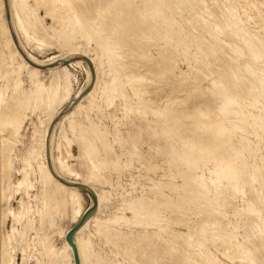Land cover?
Listing matches in <instances>:
<instances>
[{
	"label": "rangeland",
	"instance_id": "rangeland-1",
	"mask_svg": "<svg viewBox=\"0 0 264 264\" xmlns=\"http://www.w3.org/2000/svg\"><path fill=\"white\" fill-rule=\"evenodd\" d=\"M69 1H70V3H69ZM74 1V2H73ZM83 1V0H82ZM82 1H80L79 0V2H78V0H27L26 2L24 1H22V0H20V1H18V2H20L19 3V11L21 10V14H22V21H23V26H22V28L20 27V26H18L17 25V21L15 20V18L13 17V15L11 14V24H10V22H9V19H8V14H7V10H6V5H5V0H0V61L1 60H3V61H1V63H0V65L2 64V66H0V73L2 74V75H0V92H2L1 94H0V98H2V100H4V101H2L1 99V102L2 103H0V160L2 161L3 160V162H1L0 161V264H41L42 263V260H43V264H64L65 262H66V260L64 261L62 258H58V257H53V260L52 261H50L51 259H52V256H49L50 255V250H55V251H61L62 250V248L65 246V241H67V235L69 234V232L74 228V226H76V224H78L79 223V221L83 218V216L87 213V211L93 206V202H92V199H91V197L88 195V194H85V193H82L81 192V201L79 202L80 203V206H79V204H78V207H77V210L76 211H78V216H80V218L74 223L73 222V220H72V216H73V214H72V211H73V207L71 206V205H68L67 206V208H66V210H67V212L66 211H64V212H66V213H64V215H58V214H56L55 216H54V222H55V225H53V223L54 222H49V221H47L44 217H43V213H42V209H43V202L45 201L44 199H45V196H47V194L45 193L46 191H45V187L47 186V183L45 184L44 183V179H43V177H45V171H50L51 172V170H50V168H49V162H48V150L50 151V155H51V160H52V163H53V165H54V167H55V170L57 171V168H56V166L58 167V168H60L59 166L61 165V164H63L64 166H66L67 167V169H69L70 171H72V172H74V173H77L79 176H80V178H85V179H88L89 177L88 176H90L91 174H93V171H94V174H95V177L94 178H99L100 176H101V180H100V178L99 179H97V180H95V179H93V180H91L89 183L90 184H92L93 186H94V188H95V190L96 191H98L99 193H101V195H103V193H105L103 196H104V201H105V203H104V206L101 208V210L98 212V209L99 208H96V212H94L93 213V217L92 218H90L89 220H91V219H93L96 215H97V218H98V220L100 221V222H104V225L103 226H100L98 229L95 227L96 225H94V223L92 222L91 224H90V226H89V228H88V230L86 231V237L88 238V239H90V245H89V247L91 248H89L90 250V255H91V259H92V262H93V264H98V263H100L99 261H101V264H150V263H152L150 260H154V256H155V259H158L155 263H157L158 264V262L160 261V263H164V264H198L199 263V261H200V264H206L207 262V264H255V263H253L255 260H256V258H257V261H255L256 262V264H263L264 263V250H263V238H264V219L262 218V217H264V201H262L263 199H264V195H262V194H264V192L261 194V189H263L262 191H264V185H263V181H264V177H263V175H264V168H263V171H262V167H264V138H263V136H264V134L262 135V133H264V128H261L260 127V125L261 124H263V122H264V111L262 112V111H260L259 109H261V108H263L264 106H262V105H264V104H262V103H264L263 101V99H264V80H262V79H264V58H261V57H264L263 55V50L261 49V47H259V46H261V43H260V41L262 42V40H264V29L262 30L261 28H264L263 26L264 25H262V24H264V6H262V5H264L263 3V1L264 0H249L250 1V4L249 3H247L248 2V0H239V3H238V1L237 0H232V1H234V2H232L231 0H220V1H222L221 3L219 2V0L217 1V0H206V1H203V0H199V3L197 4L196 2H197V0H196V2H194V3H196V4H194L193 3V1H191V0H188V1H191L192 2V4H191V2L189 3L188 1H186V0H179V2L181 3H178V5H177V2H176V0H165V2H162V0H159L160 2H158V0H156V1H154V0H152V3H150L151 2V0H146L147 2L149 1V3H150V5H149V3H147V2H145V0H135V1H133L132 2V0H113L112 1V3L115 1V6L117 7V8H119L120 9V7H121V9L119 10V9H117V8H115V7H113L112 5V3H111V1L110 0H85V2H83L82 3ZM92 1V2H91ZM94 1V2H93ZM127 1H128V3H127ZM154 1V2H153ZM164 1V0H163ZM169 1V2H168ZM171 1H173V2H171ZM187 2V3H189V4H191V5H187L186 3H183V2ZM195 1V0H194ZM203 1V2H202ZM212 1V2H211ZM224 1V2H223ZM227 1V2H226ZM247 1V2H246ZM9 2H10V0H9ZM23 2V4H24V6H23V4L21 5V3ZM57 2V3H56ZM68 2V3H67ZM103 2L105 3V4H107L108 2L110 3V5H109V3H108V5L107 6H110V9L107 11V9H108V7L106 6L105 7V4L104 5H102L103 4ZM174 2H176V3H174ZM210 2V4L212 5L211 7H210V4H207L206 5V3H209ZM217 2H219V3H217ZM236 2V3H235ZM259 2V3H258ZM60 3V4H59ZM74 3H76V4H74ZM82 5H81V4ZM94 5H93V4ZM102 3V4H101ZM116 3H118L119 5V7L116 5ZM123 3V4H122ZM139 3V4H138ZM143 3H144V5H143ZM146 3V4H145ZM155 3H158V4H160V3H164L163 4V7H162V9L160 10L161 11V13H156V15H159V17L158 16H156L155 15V17H153V18H148L149 16H150V10L147 8V6L149 5V6H151V4H155ZM168 3H172L171 5L170 4H168ZM174 3V4H173ZM214 3V4H213ZM230 3V4H229ZM244 3H246V5H247V8H246V5L244 4ZM54 4H55V6H54ZM59 4V5H58ZM96 4V5H95ZM112 4V5H111ZM143 6H142V5ZM183 4H185L184 5V8L182 7L183 6ZM199 4H204V5H201L202 7H200V5ZM217 5L218 6V8L220 9V8H223V9H220L221 10V12L219 13V11H218V9H216L215 10V8L217 7V6H215L214 7V5ZM225 4V5H224ZM228 4V5H227ZM235 4V5H234ZM237 4H239V5H237ZM261 4V5H260ZM10 5V4H9ZM68 5H70V6H68ZM72 5V6H71ZM81 5V7H79ZM128 5V6H127ZM134 5V6H133ZM147 5V6H146ZM165 5V6H164ZM176 5V6H175ZM196 5V6H195ZM197 5H198V7H197ZM219 5L221 6L222 5V7H219ZM232 5V6H231ZM244 5H245V7H244ZM249 5V6H248ZM101 6V7H100ZM172 6V8H171V10L170 9H168V8H170ZM192 6V7H191ZM195 6V7H194ZM206 6H207V8H206ZM227 6H228V8H227ZM229 6H231V7H229ZM238 7V8H236V7ZM252 6V7H251ZM21 7H22V9H21ZM72 7H73V9H72ZM75 7V8H74ZM111 7H113V8H111ZM125 7V8H124ZM143 7H145L144 9H146V10H143ZM165 7V8H164ZM167 7V8H166ZM176 7V8H175ZM209 7V8H208ZM213 7V8H212ZM226 7V8H225ZM240 7L242 8H244V14H245V16H244V14H243V10H241L240 9ZM255 7V8H254ZM67 8V9H66ZM81 8V9H80ZM93 8V9H92ZM106 9V10H103L102 12H103V14L105 15V16H108V17H105L103 14H102V12H101V10H100V12H99V9ZM124 8V9H123ZM137 8V9H136ZM139 8V9H138ZM181 8H183L182 10H179V9H181ZM186 8H188V9H186ZM191 8H192V10H191ZM195 8H197V10L195 9ZM202 11L203 9V11L205 12V13H208V15L207 14H205V13H203V11L201 12V11H198L199 9ZM206 8V9H205ZM234 8H236V9H234ZM242 8V9H243ZM250 8H251V10H253V11H251L250 10ZM253 8V9H252ZM53 9V10H52ZM76 11H75V10ZM90 9H92L91 11H93L92 12V14H91V12L89 11ZM95 9V10H94ZM96 9L98 10L97 12L101 15H103L101 18H100V15L97 13V12H95L94 13V11H96ZM115 9V10H114ZM150 9H151V7H150ZM172 9H174V11L172 10ZM178 9V10H177ZM225 9H228V11L227 10H225ZM232 9H234V11L232 10ZM237 9H239V10H237ZM245 9H247V10H245ZM68 10V11H67ZM72 10V11H71ZM81 10H82V12H81ZM114 10V11H113ZM124 10V11H123ZM130 10V11H129ZM164 10H166V11H164ZM170 10V11H169ZM175 10H177V12H175ZM185 10L187 11V14L190 12L189 10H191L192 12H190L191 13V15L190 16H186L187 14H186V12H185ZM209 10H210V14H209ZM212 10V11H211ZM235 10H237V11H235ZM240 10H241V12H240ZM249 10V13L247 12ZM11 11V10H10ZM48 11V12H47ZM52 11V12H51ZM84 11V12H83ZM90 12V14H85V13H87V12ZM118 13H117V12ZM159 11V12H160ZM174 13H173V12ZM178 11L181 13V15H184V19L183 18H180L181 17V15L178 13ZM182 11V12H181ZM194 11H196V13L194 12ZM208 11V12H207ZM218 11V12H217ZM257 11V12H256ZM50 12V13H49ZM69 12H71L72 13V15H73V13L74 14H76L75 16V18H80L79 20H80V22H79V20L78 19H75V20H78V21H76L81 27L79 28H77L78 30H82V32H83V34H82V32H81V30H80V32H77V29L75 30L76 31V34L74 33V36H75V40H72V39H70L71 38V32H70V29L69 28H71V24H72V22L74 21L73 19H74V16H72L71 15V13H69ZM108 12V13H107ZM111 12V13H110ZM127 12H129V13H127ZM142 12V13H141ZM149 14H148V13ZM162 12H164V13H162ZM185 12V13H184ZM199 12V13H198ZM216 12V13H215ZM223 12H224V14H223ZM227 12H228V17L230 18H228L227 16H225V15H227ZM232 12V13H231ZM236 12V13H235ZM237 12H239L240 13V15H243V16H240L239 15V13H237ZM247 14H246V13ZM256 12V13H255ZM260 12V13H259ZM69 13V14H68ZM84 13V14H83ZM93 13H94V15H93ZM106 13H107V15H106ZM110 13V14H109ZM127 13V14H126ZM175 13H178V14H175ZM183 13V14H182ZM205 15H203V14ZM214 13V14H213ZM226 13V14H225ZM233 13H235L234 15H233ZM252 13L254 14L255 13V15H252ZM258 13V14H257ZM263 13V16L261 15ZM20 14V15H21ZM131 14V15H130ZM132 14H134V15H132ZM146 14H148V16H146ZM163 14V15H162ZM166 16H165V15ZM200 14V15H199ZM202 14V15H201ZM213 14V15H212ZM251 14V15H250ZM89 17H88V16ZM98 16L99 15V17L98 18H100V20L103 22V21H105L103 24L105 25H103L102 23L100 24L99 22H101L99 19H95V18H97L96 16ZM115 15H118V16H115ZM127 15V16H126ZM141 15V16H140ZM145 15V16H144ZM161 15V16H160ZM176 15H177V17H176ZM194 15V16H193ZM197 15V16H196ZM198 15H199V17L201 18V19H199L198 18ZM221 15V16H220ZM226 17H224V16ZM231 15H233V17L231 16ZM235 15H238V16H236L235 17ZM251 17H250V16ZM261 16V18H263V19H260L259 18V16ZM69 16H71V17H69ZM81 16H82V18H81ZM93 16V17H92ZM130 16V17H129ZM133 16V17H132ZM154 16V15H153ZM164 16V17H163ZM167 16L170 18V21H169V18L167 19ZM171 16V17H170ZM179 16V17H178ZM203 16H204V18H203ZM207 16H209V17H207ZM217 16V17H216ZM231 16V17H230ZM73 17V18H72ZM104 17V19L102 20V18ZM110 17V18H109ZM114 17V18H113ZM161 17H162V19H161ZM183 17V16H182ZM225 18V19H221V18ZM238 17V18H237ZM256 17H258V19H257V21L256 20H254ZM90 18V19H89ZM105 18H106V20H105ZM129 18V19H128ZM136 18V19H135ZM160 18V19H159ZM164 18H166L165 20L166 21H168L169 23L171 22L172 23V25H171V23H170V25L172 26L171 28H177V29H172L173 31V34H172V32L170 33L169 32V35H167L166 36V34L167 33H165L164 35H162L163 33H164V31H161L162 29H164L165 30V28L163 27V26H165L166 24H168V22H166V21H164ZM173 18H175L174 20H175V23L173 22ZM185 18H186V20H185ZM194 19V20H192V19ZM212 18V21L210 22V23H208L207 21H210V20H208V19H211ZM216 18H218V19H216ZM231 18H233V19H237V20H231ZM250 18V19H249ZM253 18V19H252ZM69 19H71L72 21H70ZM82 19V20H81ZM108 19V20H107ZM114 19H115V21H114ZM120 19V20H119ZM131 19V20H130ZM146 21H145V20ZM153 19V20H152ZM155 19H158L159 20V24H158V20H155ZM181 19H183V20H185V21H181ZM196 19H199V21L200 20H205V21H202L203 23L201 24V22H199L198 20H196ZM215 19V20H214ZM221 19V20H220ZM230 20V21H227V20ZM20 20V19H19ZM83 20H84V24H85V22H86V25H84L82 22H83ZM86 20H92V21H88L89 23H91V24H87V21ZM93 20H94V22H95V20H96V24H95V27H94V25H93ZM99 20V21H98ZM122 20H123V22H122ZM127 20V21H126ZM138 20V21H137ZM145 22H144V21ZM161 20H163L164 21V23L163 22H161ZM187 20H188V23H186L187 22ZM207 20V21H206ZM214 20V21H213ZM218 20V21H217ZM219 20H220V23L222 22V24H219ZM224 22H223V21ZM239 20H241V21H239ZM246 20V21H245ZM248 20V21H247ZM252 20V21H251ZM261 21V20H263V21H261V22H259V21ZM98 21V22H97ZM130 21H131V23H130ZM141 21V22H140ZM143 21V22H142ZM149 21V22H148ZM193 21V23H191ZM195 21V22H194ZM201 24V25H197V24H199L198 22ZM215 21H217V25H216V23H215ZM227 21V22H226ZM231 21H234V22H238L239 21V23H232ZM245 21V23H246V25H245V23H243ZM254 21H255V24H254ZM75 22V21H74ZM75 22V23H76ZM154 22H156V24L154 23ZM191 24H190V23ZM205 22V23H204ZM212 22H214V23H212ZM228 22H230V24L228 23ZM243 23V25H242V23ZM249 22H250V24H249ZM256 22H257V24L259 25V24H261V25H259V28H257L258 26H257V24H256ZM263 22V23H262ZM81 23H82V25H81ZM98 23V24H97ZM108 23V24H107ZM111 23V24H110ZM112 23H113V25H112ZM120 25H119V24ZM135 23H136V25H135ZM140 23V24H139ZM143 23V24H142ZM150 23V24H149ZM151 23L152 24H154L155 26H152L151 25ZM163 25H162V24ZM174 23V24H173ZM206 23H208L210 26H202V25H206ZM241 23V24H240ZM252 23V24H251ZM99 24H100V26L102 27L101 29L102 30H97V28L99 27ZM118 26H117V25ZM157 24H158V26H157ZM176 24L177 25H179V26H176ZM187 24H189V25H187ZM225 25L224 27H222V25ZM226 24H229L230 25V27H229V25H227L226 26ZM236 24V25H235ZM239 24H240V26H239ZM87 25H89V26H87ZM93 25V26H92ZM97 25H98V27H97ZM113 27H112V26ZM116 25V26H115ZM124 25V26H123ZM127 25V26H126ZM130 25H131V27H130ZM160 25V26H159ZM161 25H162V27H161ZM185 25V26H184ZM187 25V26H186ZM190 25H192V26H190ZM212 25V26H211ZM215 25V28H211V27H213ZM231 25H233V26H231ZM247 25L250 27H247ZM254 26V27H252V26ZM90 26H92V29H94L96 32H98V33H96L95 31H93L92 29H91V27ZM108 26V27H107ZM115 26V27H114ZM152 26V27H151ZM167 26V25H166ZM180 26H182V27H180ZM189 26V27H188ZM195 26H198V27H196L197 28V31H196V28H195ZM199 26H200V28H199ZM221 26V27H220ZM238 28H237V27ZM84 27H89V30H91V31H93V32H91V31H89L88 32V28H86V30H84V31H86L85 33H84V31H83V29H85ZM103 27L105 28L106 27V29H104L103 30ZM120 27V28H119ZM121 27H122V29H121ZM123 27H125V28H123ZM127 27H128V29H127ZM149 27H151V29H149ZM191 27V28H190ZM220 27V28H219ZM230 29H229V28ZM243 27V28H242ZM261 27V28H260ZM109 28V29H108ZM140 28V29H139ZM190 28V29H189ZM194 30H193V29ZM204 28V30L206 29V31H204V30H202ZM208 28H210V29H208ZM223 28V31L221 30ZM232 28V29H231ZM237 28V29H236ZM242 28V29H241ZM249 28V29H248ZM252 28H254L255 30H253ZM108 29V30H107ZM125 31H124V30ZM134 29V31H132V30ZM143 29V30H142ZM150 31H149V30ZM153 29V31H151ZM161 29V30H160ZM181 29H183V30H181ZM199 29H200V31H199ZM213 31H212V30ZM215 29V30H214ZM218 29H220L221 31H220V33H222V34H220L219 33V35L217 36L218 38H216V36H214V34H218ZM226 29H227V31H226ZM233 29H234V31H235V33L237 34H235L234 33V31H233ZM246 29H247V32H246V34L245 33H242V32H244V30L246 31ZM69 30V31H68ZM110 30H114V31H110ZM191 30H193V31H195V32H193V31H191ZM207 30H208V33H206L207 32ZM228 30H230V32L228 31ZM237 30V31H236ZM240 30H243V31H241V33L242 34H244V35H242L241 33H239L240 35H242L243 36V38H244V36L246 35V37H248V41H246V37H245V39H243V38H241L242 36H240L239 34H238V31L240 32ZM249 30V31H248ZM252 30H253V32H252ZM116 31V32H115ZM123 31H124V33H123ZM151 32V34L149 33V32ZM161 31V33H159ZM176 31H178V33L175 35V32ZM184 31V32H183ZM187 31H189V32H187ZM199 31V32H198ZM202 31H204V33L202 32ZM215 31V32H214ZM217 31V32H216ZM233 31V32H232ZM257 31V32H256ZM63 32V33H62ZM70 32V33H69ZM88 32V33H87ZM101 34H100V33ZM102 32H104V33H102ZM108 32H109V34H108ZM110 32H112V34L110 33ZM115 32V33H114ZM120 32V33H119ZM129 34H128V33ZM141 34H140V33ZM143 32H145V33H143ZM153 32H155V33H157L156 35H155V33H153ZM198 34H200L202 37H200V35H197V33ZM225 32H229V33H225ZM232 32V33H231ZM248 32H250V34L251 35H249V33ZM253 34H252V33ZM257 34H256V33ZM79 33V34H78ZM80 33L82 34V35H80ZM91 33V34H90ZM92 33H94V34H92ZM181 35H180V34ZM185 33V34H184ZM211 33V34H210ZM231 33V34H230ZM84 34H86L87 35V39H89V41L88 40H86L85 38H84V36H86V35H84ZM96 34H99V35H96ZM116 35V36H114V35ZM128 34V35H127ZM132 34V35H131ZM187 34V35H186ZM189 34V35H188ZM191 34V35H190ZM208 34H209V36H208ZM225 34V35H224ZM233 34V35H232ZM247 34H248V36H247ZM254 34H256V35H254ZM65 35V36H64ZM76 35H78V36H76ZM84 35V36H83ZM94 35H96L97 37L99 36V38H96V36L95 37H93ZM104 35V36H103ZM110 35H112V36H110ZM123 35V36H122ZM136 35V36H135ZM153 35V36H152ZM174 35V36H173ZM177 35H178V39H177ZM192 35L194 36L193 38H192ZM199 36V40H198V38H197V36ZM207 35V36H206ZM214 37V38H216V39H219V36H220V39H222L221 41H222V43H220V40H216V42H215V39L212 37V36ZM228 35V36H227ZM230 35V36H229ZM234 36L235 38H234V40L233 41H231L232 39H233V37L232 36ZM236 35V36H235ZM260 35V36H259ZM15 36V37H14ZM67 36V37H66ZM80 36H82V39H80V40H77V39H79L80 38ZM90 36V37H89ZM105 36H107L108 38H107V42H104L103 41V39H100V38H104ZM145 36V37H144ZM149 36V37H148ZM158 38H157V37ZM181 36V37H180ZM196 36V37H195ZM206 36V37H205ZM211 36V37H210ZM222 36H224L223 38H222ZM228 37V38H225V37ZM238 36H239V38H238ZM253 38H251V37ZM256 36H258V37H256ZM66 37V38H65ZM70 37V38H69ZM112 37V38H111ZM123 37V38H122ZM127 37H129V38H127ZM135 37V38H134ZM138 37V38H137ZM139 37H140V39H139ZM153 39H152V38ZM172 37V38H171ZM173 37H174V40H173ZM176 37V38H175ZM186 37V38H185ZM187 37H188V39H187ZM230 37H231V40H230ZM236 37H237V39H236ZM250 37V38H249ZM84 38V39H83ZM92 38H94V39H92ZM95 38H96V40L98 39V41L99 42H97L96 40H95ZM109 38H111V39H113V38H116V39H113L112 41H111V39H109ZM120 38V39H119ZM138 40H137V39ZM145 38V39H144ZM148 40H147V39ZM164 38V39H163ZM165 38L167 39V40H165ZM172 39V40H170V39ZM182 38V40L184 39V42L185 43H187V41H188V43L185 45V43L183 42V41H181L180 39ZM191 38V39H190ZM200 38H203V41L204 40H206L205 42H203L202 40H200ZM210 38V39H209ZM211 38H213V39H211ZM256 38L257 39H259V40H256ZM262 38V39H261ZM66 39H70V43H71V45H70V43L68 42L69 40H66ZM92 39V40H91ZM108 39L111 41H108ZM126 39V40H125ZM145 41H144V40ZM163 39V40H162ZM187 41H186V40ZM195 39L196 40H198V41H200V43L202 44H198V43H196V41H195ZM226 39V40H225ZM228 39V40H227ZM240 39H242L243 41H241ZM250 39V40H249ZM94 40H95V42H96V44H95V42H94ZM100 40H102V42L100 41ZM116 40H117V42L119 43V41H120V43H119V45H117L118 43L116 42ZM121 40H123V41H121ZM144 42H143V41ZM150 40V41H149ZM151 40H153V41H151ZM158 40V41H157ZM162 40V41H161ZM169 40L171 41V44H169L168 42H169ZM181 41L180 43H181V45L177 42V41ZM214 40V41H213ZM253 40H255L254 42H253ZM89 42V43H87V42ZM92 41V42H91ZM115 42L116 43V46L118 47V48H116L115 46H114V44L115 43H112V42ZM155 41V42H154ZM160 41V42H159ZM167 41V42H166ZM175 41V42H174ZM193 42V44H192V42ZM202 41V42H201ZM212 41V42H211ZM217 41H219V43H220V45H222L223 47H221L219 44H217ZM225 41V42H224ZM226 41H229V42H226ZM231 41V42H230ZM237 41H238V43H240L239 45L237 44ZM240 41V42H239ZM259 41V42H258ZM85 42L87 43V44H85ZM91 42V43H90ZM103 43V44H101V43ZM108 42H110V43H108ZM122 42H123V44H122ZM131 42V43H130ZM148 42V43H147ZM150 42H151V44H150ZM164 42H166L167 44H168V46L170 47V45H172V47H170V49H169V47L166 45V43L164 44ZM215 42V44H213ZM233 42H234V45L235 44H237V45H233ZM236 42V43H235ZM241 42L244 44V43H246V42H248L249 44L251 43L252 44V46H254V47H252L251 45H249L248 43H246V44H248L249 46H251L250 48H245L244 46H246V47H249L248 45H243V44H241ZM264 42V41H263ZM263 42H262V48H263V46H264V44H263ZM65 43H66V45H65ZM101 45H100V44ZM139 43V44H138ZM178 44V45H176V46H180V47H178V48H176V46H175V44ZM183 43V44H182ZM210 43H211V45H210ZM232 43V44H231ZM256 43V44H255ZM106 44H107V47H106ZM110 44L113 46V47H110ZM196 44L197 45H199V46H196ZM258 44H260V45H258ZM63 45H65V46H67V47H64ZM87 45H89V46H87ZM104 45V46H103ZM132 45V46H131ZM203 45H210L209 47L208 46H205V48L207 49V47H208V50H207V52L205 51L206 49L203 47ZM216 45H218V46H220L219 48H218V46H216ZM228 45V46H227ZM233 45V46H232ZM255 45H256V48L258 49V47L260 48V49H258L259 51H256L257 49L255 48ZM143 46V47H142ZM147 46V47H146ZM161 48H160V47ZM213 46H215V47H213ZM225 46V47H224ZM230 46V47H229ZM231 46L232 47H234V48H232V49H229V48H231ZM239 46H241V47H243V48H241V47H239ZM77 47H80V49H78ZM120 47V48H119ZM164 47V49H162ZM175 47V48H174ZM182 47V48H181ZM186 47V48H185ZM198 47H199V49H198ZM210 47H212V48H210ZM72 48V49H71ZM74 48H76V49H74ZM104 49V52H105V50H106V53L108 52V54H109V56L107 57V55H105L104 57H100V59H97V58H99V57H96L94 54H96L97 52V49H99V50H102V49ZM110 48V49H109ZM113 48V49H112ZM115 48V49H114ZM122 48V49H121ZM124 48V49H123ZM128 48V49H127ZM168 48V49H167ZM172 48V49H171ZM184 48H185V50H184ZM190 50H189V49ZM200 48H202V49H200ZM216 48V50L213 52V50ZM223 48V49H222ZM240 49L239 51H240V53H242V55H240V53H239V51L237 50V49ZM252 48H254V49H256V50H254V49H252ZM71 49V50H70ZM78 49V50H77ZM117 49L118 50H120V52L119 53H117L118 51H117ZM131 49H133V50H131ZM140 51H139V50ZM145 49V50H144ZM174 49V50H173ZM179 49V50H178ZM204 49V51H201V50H203ZM213 49V50H212ZM227 49V50H226ZM228 49H229V51H233V52H237L236 53V55H235V53H231L230 52V54L232 55V54H234L235 56H231L230 57V54H229V52H227V54L225 53L226 51H228ZM235 49V50H234ZM244 51H246V52H249V53H246V52H244ZM245 49H247V50H245ZM16 50L17 51H20L21 52V54L23 55V53H25L27 56L30 54V55H32L35 59H37L38 61H42V62H44V61H47L48 59H50V58H52V57H56V58H63V57H67V56H72V55H74V53H76V51H78L77 53L78 54H85V55H88L87 57H89V58H95L96 60H98L96 63H98V64H96L94 67H92V66H88V64L86 65V63L84 64V62H82V61H80L79 59V62H81L82 63V66H80V64H76V66H74L73 64H70V66L69 65H64V66H60V71L61 72H64L66 75L68 74V79H69V90H68V92L66 93V94H64L63 95V93H62V91L61 92H59V94H58V96L56 97V99H55V101H54V103H52V105H51V100L49 99V101L47 100L48 99V97H47V99H45L46 98V96H47V93H45L44 92V90H45V88H47L48 87V85H49V78H50V75H51V73H50V71H48V70H43L42 72H41V74H40V79H41V82H43V84L45 85V87H44V89L42 88V92L44 93H42L41 91V93H39L42 97H39L40 95L39 94H37L38 93V90L36 89V87L34 88V85L32 84V82H31V80H30V76H29V70H28V68H25V66H23L22 65V62H21V60H20V58L16 55ZM72 50H74V52L72 51ZM89 50H90V52H89ZM94 50H96V51H94ZM114 50H115V53H114ZM147 50V51H146ZM179 51V52H176L175 53V51ZM184 50V51H183ZM211 50V51H210ZM225 50V51H224ZM237 50V51H236ZM252 50H254V51H252ZM263 51V52H260V51ZM68 51H70V52H68ZM113 51V52H112ZM130 51V52H129ZM142 51V52H141ZM160 51V52H159ZM166 51V52H165ZM183 51V52H182ZM187 51V52H186ZM190 53H189V52ZM213 52V54H209V52ZM222 53H220V52ZM242 51V52H241ZM258 52V53H256V52ZM89 52V53H88ZM95 52V53H94ZM123 52V53H122ZM125 52L127 53L128 52V54H125ZM134 54H133V53ZM202 52V53H201ZM204 52V53H203ZM219 52V53H218ZM243 52H244V54H243ZM256 53V56H255V54L254 53ZM29 53V54H28ZM73 53V54H72ZM93 53V54H92ZM113 53L114 54H117V56H115L114 58H111V56L113 55ZM163 53V54H162ZM172 53V54H171ZM181 53V54H180ZM184 53H186V54H188V55H184ZM196 53H197V55H196ZM214 53H217L216 55V57L215 58H217L218 57V55H219V57L217 58V60L215 61V60H211L212 58H211V56L214 58V56H215V54ZM245 53L247 54V55H245ZM7 54H9V56L10 57H8V55ZM11 54V55H10ZM13 54V55H12ZM14 54H15V56H14ZM121 55V56H119V55ZM136 54H138V55H136ZM167 54V55H166ZM171 54V55H170ZM180 54V55H179ZM183 54V55H182ZM202 54V55H201ZM206 54H208V55H210V56H207ZM221 54V55H220ZM239 54V55H238ZM257 54H259V55H257ZM263 54V55H262ZM29 55V56H30ZM76 55V57H77V54H75ZM206 55V56H205ZM226 55V56H225ZM229 55V56H228ZM238 55V56H237ZM247 57V58H245V56ZM13 56V59L11 58ZM114 56V55H113ZM112 56V57H113ZM123 56V57H122ZM132 56H134L135 57V59H134V57H132ZM149 56L151 57V58H149ZM179 56V57H178ZM182 56V57H181ZM186 56V57H185ZM192 56H193V58H192ZM207 58V61H205L206 60V58ZM222 56V57H221ZM228 56V57H227ZM236 56H237V58H236ZM241 57V59H240V57ZM260 58H259V57ZM111 58L110 59V62L108 61L109 59L108 58ZM120 57V59H115V58H119ZM130 57H132V58H130ZM143 57H146L145 58V60H144V58ZM175 57V58H174ZM177 57V58H176ZM201 57H203V58H201ZM222 59H221V58ZM227 57V58H226ZM235 57V58H234ZM6 59V60H4V59ZM105 58V59H104ZM108 60H107V59ZM124 58V59H123ZM210 58V59H209ZM214 58V59H215ZM221 60H220V59ZM224 58H226V60L224 59ZM235 59V60H242L243 58L247 61H243L242 60V62L241 63H239L238 61H235V60H233L232 62H229V59L230 60H232V59ZM249 58H251V59H249ZM254 58V59H253ZM10 59V60H9ZM16 59V63H14L15 60ZM66 59V58H65ZM101 59H103V60H101ZM128 59V60H127ZM132 59V60H131ZM137 59V60H136ZM140 59V60H139ZM152 59V60H151ZM154 59V60H153ZM167 59H169V60H167ZM195 59V60H194ZM208 59H209V61H208ZM228 59V60H227ZM259 59V60H258ZM261 59V60H260ZM55 60H59V59H55ZM54 60V61H55ZM118 60H119V63H118ZM135 60V61H134ZM158 60V61H157ZM162 60V61H161ZM165 60V61H164ZM203 60V61H202ZM218 60H219V62H220V64L222 65V64H224V65H216V64H219V62H218ZM227 61L226 63H224V61ZM7 61V62H6ZM107 61H108V63H107ZM117 61V62H116ZM125 61V62H124ZM127 61V62H126ZM150 61V62H149ZM156 61V62H155ZM173 61V62H172ZM200 61H201V63H200ZM211 61L213 62H217L216 64H214V62L213 63H211ZM234 61L236 62V63H234ZM2 62H4V63H2ZM13 62V63H12ZM102 63L103 65L101 66V64L100 63ZM120 62H121V64H120ZM126 63L125 64V68H124V70H123V68L120 70L119 68H117V66H121V67H123V63ZM133 62V63H132ZM144 64H143V63ZM166 62H168V63H166ZM208 62H210V64L208 63ZM223 62V63H222ZM237 62H238V64H237ZM250 62V63H249ZM164 63V64H163ZM166 63V64H165ZM177 63V64H176ZM206 63V64H205ZM230 63H234V65L236 64V65H238V66H240V67H235L234 68V66H232V64H230ZM247 63H249L250 65H248ZM6 64V65H5ZM11 64L13 65V66H11ZM108 64H109V66H108ZM110 64H112V65H110ZM116 64V65H115ZM152 64V65H151ZM156 64V65H155ZM186 64V65H185ZM202 64V65H201ZM214 64V65H213ZM226 64H228V66L226 65ZM240 64V65H239ZM252 64V65H251ZM3 65H5V67H7V68H5ZM7 65H9V66H11V68H9ZM18 65H21V66H18ZM145 65V66H144ZM154 65V66H153ZM165 65V66H164ZM195 65V66H194ZM206 65V66H205ZM229 68V69H233L232 71H231V73H230V71H229V69L226 67V66ZM242 65V66H241ZM246 66V68L247 69H245V66ZM17 66L19 67V68H17ZM78 66V67H77ZM111 66V67H110ZM116 66V67H115ZM158 66V67H157ZM178 66V67H177ZM187 66V67H186ZM189 66V67H188ZM204 66H205V69H204ZM208 66V67H207ZM211 66H213L212 68L213 69H211V68H209V67H211ZM215 66H216V68H215ZM222 67L223 68V66H225V68L227 69H223V70H221L222 68H219V67ZM230 66H232V67H230ZM1 67H3V68H1ZM108 67H110V68H108ZM120 67V68H121ZM169 67V68H168ZM174 67L176 68L175 70H174ZM242 67H243V69H242ZM254 67V68H253ZM13 68H14V70H13ZM97 68V69H96ZM103 68V69H102ZM173 68V69H172ZM208 68H209V70H210V72H208L207 70H208ZM215 68V69H214ZM237 68V69H236ZM238 68H240V69H238ZM8 69V70H7ZM12 69V70H11ZM22 69V70H21ZM96 69V70H95ZM101 69V70H100ZM115 69V70H114ZM117 69H118V72H117ZM193 69H195V70H193ZM201 69V70H200ZM207 69V70H206ZM221 70V72H219L218 70ZM236 69V70H235ZM4 70V71H3ZM6 70V71H5ZM19 70H21V71H19ZM67 72H66V71ZM120 70V71H119ZM123 70V71H122ZM164 70V71H163ZM182 70V71H181ZM203 70V71H202ZM237 70H239L238 72H237ZM243 70V71H242ZM7 71H8V73H7ZM12 71H14V72H12ZM115 71V72H114ZM148 71H149V73H148ZM163 71V72H162ZM192 71V72H191ZM196 71V72H195ZM226 71V72H225ZM236 71V72H235ZM242 71V73H243V75H242V73H239V72H241ZM3 72H4V74H3ZM5 72H6V74H5ZM18 72V73H17ZM90 72H91V74H90ZM99 72V73H98ZM107 72L109 73V77H107L108 75H107ZM117 72V73H116ZM120 72V73H119ZM159 72H161V73H163V74H161V73H159ZM184 72V73H183ZM191 72V73H190ZM201 72H203L204 73V76H203V73H201ZM207 72V73H206ZM217 72H219V73H217ZM229 72V73H228ZM232 72H233V74H232ZM246 72H248V73H246ZM9 73H11V76H10V74ZM14 73H15V75H14ZM20 73V74H19ZM103 73H104V75H103ZM111 73V74H110ZM165 73H166V75H165ZM182 73V74H181ZM200 73L202 74V75H200ZM215 75H213V74ZM215 73H217V74H215ZM220 73H221V75H220ZM223 73V74H222ZM227 75H226V74ZM246 73V74H245ZM10 76V78H9V76ZM114 74H116V76L118 77H116ZM120 74H122V75H120ZM140 74V75H139ZM144 74V75H143ZM179 74H180V76H179ZM205 74H206V76H205ZM213 76H212V75ZM226 75L225 77L224 76H222V75ZM229 74H232V75H236V76H232V78H230V75ZM239 74H241V75H239ZM245 74V75H244ZM5 75H7V78L6 77H2V76H5ZM18 75V76H17ZM101 75H103V76H101ZM111 75V76H110ZM119 75V76H118ZM163 75H165V78H164V76ZM171 75V76H170ZM97 76V77H96ZM114 76L117 78H114ZM120 76L122 77V78H120ZM151 76V77H150ZM162 76V77H161ZM188 76V77H187ZM197 78L198 80H200V81H198V80H196L195 78ZM202 78H204V79H202ZM213 77V79H212V77ZM222 77V80L223 81H221V78H219V77ZM227 76H228V78H227ZM1 77L2 78H4V79H1ZM95 77V78H94ZM106 77H107V79H106ZM112 77H113V80H112ZM139 77H141V78H139ZM144 77H146V78H144ZM156 77H158V78H156ZM179 77H180V79H179ZM186 77V78H185ZM206 77H208L209 79H207L205 82H204V80L206 79ZM214 77H218L219 78V80H218V78H214ZM223 77H224V79H226L225 80V83H224V79H223ZM132 78V79H131ZM153 78V79H152ZM162 79V78H164V80L165 81H163V80H161L160 81V79ZM169 78V79H168ZM175 78V79H174ZM184 78V79H183ZM187 78H188V81H187ZM234 78V82L232 81H230V82H228L229 81V79H233ZM238 78H241V79H243L242 80V83H241V81L240 80H238ZM246 78H248V79H246ZM6 79H8V80H6ZM11 79V80H10ZM13 79V80H12ZM18 79H20L19 81L16 80ZM89 79V80H88ZM95 79H97V80H95ZM123 79V80H122ZM131 79V80H130ZM139 79V80H138ZM154 79H156V80H154ZM172 79V80H171ZM182 79V80H181ZM190 79V80H189ZM202 79V80H201ZM1 80H3V81H1ZM94 80L96 81V82H94ZM101 81V82H98V81ZM111 80H112V82L113 81H115V82H113V83H111ZM118 80H121V81H123L122 82V84L121 83H119L120 81H118ZM135 80V82L133 83V81ZM137 80V81H136ZM147 80V81H146ZM151 80V81H150ZM191 80H192V82H191ZM218 80V82H216ZM236 80H238V81H236ZM150 81V82H149ZM171 81V82H170ZM174 83H173V82ZM180 81L181 82H183V83H180ZM215 81V82H214ZM219 81H221V83L219 82ZM236 81V82H235ZM240 81V82H239ZM5 82H6V86H8V87H6L5 86ZM20 82V83H19ZM144 82V83H143ZM160 84H159V83ZM187 84H186V83ZM194 82V83H193ZM201 83V85H199V83L198 84H196V83ZM223 82V83H222ZM227 82V83H226ZM237 82H238V84H237ZM3 83V84H2ZM14 83V84H13ZM16 83V84H15ZM17 83H19L20 84V89H19V87H18V85L19 84H17ZM93 83V85L94 84H96L97 83V89L99 88V90H97V92H96V94H98V95H95L96 97H94L93 99H91V100H83V102H82V106L84 107V113L83 114H81V115H79V117H77V119H75V121L73 122V123H71L69 120H65V122L64 121H61V123L62 122H64V124H61L60 123V120L62 119H60L57 123L58 124H56L55 125V127L53 128V130L52 131H50V128H51V124H50V120L52 119V121L51 122H53L54 120H55V118L58 116V114H60L63 110H65L72 102H73V100L80 94V93H82L84 90H86L91 84ZM98 83L99 84H101V86L100 85H98ZM109 83H111L112 84V86L109 84ZM172 83V84H171ZM179 83H180V89L178 88V87H176V84H178L179 85ZM195 84L194 86H193V84ZM206 83V84H205ZM213 83H215V85L213 84ZM219 83V84H218ZM233 83H236V87L237 86H240V87H238V88H236L235 87V85H233ZM240 83V84H239ZM254 83H256V84H254ZM263 83V84H262ZM8 84V85H7ZM105 84V85H104ZM108 84V85H107ZM137 84V85H136ZM164 84V85H163ZM184 84H186V85H184ZM221 84H223L222 86H224L225 84H227L226 86V89L224 90V92H225V94L227 93V92H229V91H233V92H229V93H227V94H229V95H226V96H229V97H231V98H233V101L235 102L234 104L236 105H234L233 104V102L229 105V107L226 109V110H223V111H219L218 109H220V105L222 104V102H223V99L225 98V94H224V92H222L223 90V88H222V86H221ZM229 84H232L233 86H231V85H229ZM16 86L17 85V87H14V86ZM115 85L119 88V89H116L117 87H115ZM134 85H135V87H134ZM159 85V86H158ZM167 85H169V87L167 86ZM171 85V86H170ZM172 85L174 86L173 88H172ZM197 85H198V87H197ZM212 85H214V86H212ZM243 85V86H242ZM12 86L14 87V88H12ZM99 86V87H98ZM104 86V87H103ZM112 87V89H111V87ZM139 86V87H138ZM200 86H201V89H202V86H203V90L201 91V89H195V88H200ZM207 86V87H206ZM218 86V87H217ZM230 86L232 87V90H231V88H230ZM6 88V89H4V88ZM11 87V88H10ZM106 87V88H105ZM109 87H110V89L111 90H113L112 92L110 91V93H108L109 92ZM114 87V88H113ZM121 87V88H120ZM122 87H123V90H121V92L119 91L120 89H122ZM151 87V88H150ZM182 87V88H181ZM193 87H195V88H193ZM205 87H206V89H205ZM210 87H214V88H210ZM216 87V88H215ZM220 87V88H219ZM235 87V88H234ZM10 88V89H9ZM17 88V89H16ZM103 88V89H102ZM147 88H148V91H147ZM155 88V89H154ZM158 88V89H157ZM176 88L178 89V90H176ZM210 90H209V89ZM228 88V89H227ZM234 88V89H233ZM239 88H240V90H239ZM16 89V90H15ZM21 89H22V91H21ZM33 89V90H32ZM102 89V91L104 92V94L105 95H107L106 93H108V95L107 96H105L104 94H103V92H100V90ZM115 89V90H114ZM173 89V90H172ZM214 91V92H212V90ZM217 89V90H216ZM218 89H221V90H219L218 91ZM255 89V90H254ZM5 90H6V92H5ZM12 90V91H11ZM17 91V92H15V91ZM24 90V91H23ZM30 90H31V92H30ZM105 90V91H104ZM106 90H107V92H106ZM117 90L119 91V93L117 92ZM155 92H154V91ZM157 90V91H156ZM160 90H162L161 92H160ZM193 90V91H192ZM195 90V91H194ZM199 90V91H198ZM241 92V93H239V91ZM259 90V91H258ZM7 91H8V93H7ZM11 91V92H10ZM21 91V92H20ZM37 91V92H36ZM99 91V92H98ZM115 91H116V93H115ZM151 91V92H150ZM170 91V92H169ZM172 91H173V93H172ZM175 91H176V93H175ZM178 91V92H177ZM211 93H210V92ZM237 91V92H236ZM258 91V92H257ZM14 92V93H13ZM25 92V94L23 95V93ZM33 92V93H32ZM145 92V93H144ZM190 92V94H188ZM197 92H200L201 94H205L204 96L205 97H203V95H201L200 94V96L198 95V93ZM203 92V93H202ZM209 92V93H208ZM217 92V94H214V93H216ZM236 92V93H235ZM243 92V93H242ZM254 92V93H253ZM262 92H263V94H262ZM6 93H7V95H6ZM21 93H22V99H21ZM36 93V94H35ZM112 93H115V94H112ZM154 93H155V95H154ZM157 93V94H156ZM159 93V94H158ZM171 93V94H170ZM192 93H196L195 95H193ZM206 93H208V94H206ZM232 93H233V96H232ZM5 94V95H4ZM11 94L13 95V97L15 96V98L14 99H16L17 101H15L14 99H13V97L11 96ZM16 94V95H15ZM17 94H19V97H20V101H19V98H18V96H17ZM32 94V95H31ZM102 94V95H101ZM117 94V95H116ZM147 94V95H146ZM174 94V95H173ZM220 94H221V96H222V99H221V96H220ZM234 94H238V96L236 97V95L234 96ZM99 95H101L102 96V98H101V96H99ZM111 95H112V97H111ZM113 95L115 96V97H113ZM172 95H173V97H172ZM179 95V96H178ZM190 95V96H189ZM207 95H211V96H207ZM216 95V96H215ZM231 95V96H230ZM242 95V96H241ZM255 95V96H254ZM259 95H261L262 96V98H261V96H259ZM2 96V97H1ZM25 96V97H24ZM29 98H31V99H29ZM36 96H38V98H36ZM104 96V97H103ZM141 96H143V97H141ZM146 96V97H145ZM154 96H156V97H154ZM169 96H171V97H169ZM176 96V97H175ZM207 96V97H206ZM215 96V97H214ZM3 97H5V99H3ZM9 97L10 98H12L14 101V103L11 101V102H9L8 103V100H9ZM17 97V98H16ZM100 97V98H99ZM105 97H106V99H105ZM117 97H119V98H117ZM154 99H153V98ZM179 97V98H178ZM195 97V98H194ZM197 97V98H196ZM218 97H220V98H218ZM237 98V104H236V98ZM257 97V98H256ZM258 97L259 98H261L262 100H260V99H258ZM8 98V99H7ZM25 98H26V100H25ZM37 99L38 101H39V99H40V101H39V103H38V101L37 100H34V99ZM97 98V99H96ZM114 98H116V99H114ZM123 98V99H122ZM142 98V99H141ZM150 98V101L148 100V99ZM151 98H152V100H151ZM171 98V102H169L170 100L169 99ZM174 98V99H173ZM177 98V99H176ZM183 98V99H182ZM191 100H190V99ZM235 98V99H234ZM238 98H240V99H238ZM12 99H10V100H12ZM29 99V100H28ZM95 99V100H94ZM115 101H114V100ZM125 99V100H124ZM146 99V100H145ZM175 99H176V101H175ZM180 101H182V102H180ZM192 99H194V100H192ZM243 99V100H242ZM7 100V101H6ZM21 100H22V103H21ZM32 100V101H31ZM106 101L107 103H108V101H109V104L107 105V103L106 102H104V101ZM110 100H113L114 101V103L112 102V101H110ZM168 100V101H167ZM201 100V101H200ZM256 100V101H255ZM257 100H259V101H257ZM26 101V102H25ZM29 101L31 102L30 104H29ZM36 101H37V103H36ZM82 101V100H81ZM91 103H90V102ZM97 101H98V104L100 105L101 104V106L99 107V105L97 104ZM124 101V102H123ZM147 101V102H146ZM190 103H189V102ZM198 101H199V103H198ZM252 101V102H251ZM17 104H16V103ZM24 102V103H23ZM41 102H43V104L41 103ZM46 102V103H45ZM48 102H50V104L48 103ZM101 102V103H100ZM110 102H112V104H113V106L110 104ZM149 102V103H148ZM169 102V103H168ZM179 102V103H178ZM188 102V103H187ZM196 102V103H195ZM239 102H240V104H239ZM258 102V103H257ZM4 103V104H3ZM6 103V104H5ZM23 104V105H21V108L19 107L20 106V104ZM26 103H27V108L25 107L26 106ZM35 103V104H34ZM56 103V104H55ZM89 103H90V105L91 104H93L92 105V107L89 105ZM105 103V104H104ZM124 103V104H123ZM147 103V104H146ZM170 103H172L171 105H170ZM186 103V104H185ZM193 103V104H192ZM198 103V104H197ZM254 103V104H253ZM261 105H260V104ZM3 104V105H2ZM16 104V105H15ZM28 104L30 105V107L28 106ZM40 104H42V105H40ZM47 104H49V105H47ZM130 104H131V109H129L130 108ZM141 106H140V105ZM167 104V105H166ZM168 104H169V106H168ZM179 104V105H178ZM182 104H184V105H182ZM195 104H197V105H195ZM242 104V106H240ZM258 104V105H257ZM38 105H40V107L38 106ZM98 105V108L96 107ZM110 105V106H109ZM126 106V107H128V110H127V108L126 109H123L124 108V106ZM142 105H143V107H142ZM187 105V106H186ZM188 105L190 106V107H188ZM193 105H194V107H197V108H194L193 107ZM232 105H234L236 108H238L237 109V111H236V108H234V110H235V112H234V110H233V107L234 106H232ZM243 105H244V108H243ZM255 105H257L258 106V110L256 109V107L257 106H255ZM3 106H4V108H3ZM6 106V107H5ZM20 108V111L18 112L17 110H19V108ZM26 108H24V107ZM34 106H36L37 108H39V109H37L36 110V108L34 107ZM106 106V107H105ZM111 107V108H109V107ZM122 106V107H121ZM168 106V107H167ZM177 106V107H176ZM181 106L182 107H184V106H186V107H184V108H181ZM239 106H240V108H239ZM255 106V107H254ZM15 107H17V108H15ZM30 109H29V108ZM89 107H91V108H89ZM94 107V108H93ZM108 107V108H107ZM114 107H115V110H114ZM137 107V108H136ZM139 107V108H138ZM146 107H148L147 109H148V112H147V109L146 110H144ZM167 107V109L168 110H172L173 112V114H174V109L176 110V108H177V110L175 111V115H177V117L179 116V119L177 120V122H175V121H173V122H171V121H169L170 119L169 118H163L164 117V114L166 113V112H168V110L167 109H165ZM179 107V108H178ZM190 108V110H192V108L191 107H193L194 109H193V111H190L188 108ZM24 108V109H23ZM34 108H35V110L36 111H32V110H34ZM50 108V109H49ZM90 110H88V109ZM95 108H97V109H95ZM107 108V109H106ZM120 108V109H119ZM135 108V109H134ZM144 108V109H143ZM151 108V109H150ZM158 108V109H157ZM186 108V109H185ZM232 108V109H231ZM242 108V109H241ZM17 109V110H16ZM49 109V110H48ZM94 109V110H93ZM99 109V110H98ZM150 109V110H149ZM182 111H181V110ZM187 110V111H185V110ZM245 109V110H244ZM251 109V110H250ZM256 109V110H255ZM264 109V108H263ZM23 110V111H22ZM102 110V111H101ZM126 110V111H125ZM130 110V111H129ZM132 110V111H131ZM137 110H139V111H137ZM142 110V111H141ZM157 110V112L155 113L156 115H155V117L154 116H152V115H154V113H152V114H150V111L151 112H154V111H156ZM178 110H179V112H178ZM197 110V111H196ZM199 110V111H198ZM241 110V112H239ZM244 110V111H243ZM255 110V111H254ZM262 110V109H261ZM22 111V112H21ZM29 111V112H28ZM91 111H92V113H91ZM121 111V112H120ZM125 111V112H124ZM129 111V112H128ZM137 111V112H136ZM159 111L160 112H162V113H159ZM190 111V112H189ZM196 111V112H195ZM251 111V112H250ZM253 111V112H252ZM258 111V112H257ZM104 112V113H103ZM120 112V113H119ZM164 112V113H163ZM183 112V113H182ZM191 112H193V114L191 115ZM239 112V113H238ZM243 112V113H242ZM246 112V113H245ZM256 113V115H258V116H256L255 115V113ZM259 112H261V113H263V114H258ZM16 113H18V114H16ZM109 113V114H108ZM122 113V114H121ZM133 113V114H132ZM146 113V114H145ZM148 113V114H147ZM158 113L160 114V115H158ZM169 113H170V111H169ZM177 113V114H176ZM185 113V114H184ZM190 114L191 115V117L193 118H191L190 117V115H188V114ZM236 113V114H235ZM242 115H241V114ZM254 113V114H253ZM16 114V115H15ZM33 114V115H32ZM100 114H102V115H100ZM161 114H163V115H161ZM200 114V115H199ZM201 114H202V116H201ZM235 114V115H234ZM238 114V115H237ZM240 114V115H239ZM18 115H20V119H21V121L19 120V116ZM109 115H110V117H109ZM115 117H114V116ZM126 115V117L124 118V116ZM184 115H186V116H183ZM194 115V116H193ZM260 115V116H259ZM16 116V117H15ZM38 116V117H37ZM53 118H52V117ZM88 116V117H87ZM102 116V117H101ZM122 116V117H121ZM189 116V117H188ZM238 116V117H237ZM240 116H242V117H240ZM248 116V117H247ZM261 116H262V118H261ZM12 117H14L13 119H12ZM29 117V118H28ZM39 117H40V119H39ZM51 117V118H50ZM109 117V118H108ZM113 117V118H112ZM156 117H158V120L156 119ZM160 117L162 118L161 119V121H160V124H159V120H160ZM180 117H182V118H180ZM188 117V118H187ZM252 117H255V118H257V119H255V118H252ZM18 119L22 124H24L23 126H22V124L17 120H15V119ZM50 118V119H49ZM87 118V119H86ZM176 118V117H175ZM191 118V119H190ZM195 118V119H194ZM243 119V122H244V125H241V124H243V122L241 123L240 121H242V119ZM252 118V119H251ZM10 119H12V120H10ZM26 119V120H25ZM54 119V120H53ZM93 119V120H92ZM98 119V120H97ZM112 119V120H111ZM182 119V120H181ZM197 119H198V121H197ZM258 120V122L256 123V122H254L255 120ZM261 119V120H260ZM114 120V121H113ZM158 122H157V121ZM162 120H165V121H163V122H165V123H163L162 122ZM166 120H168L169 121V123H168V121H166ZM200 120V121H199ZM251 121V122H249V121ZM16 123V125H17V128L19 129H17L16 130V125L13 123ZM91 121V122H90ZM103 121V122H102ZM111 121V122H110ZM151 121V122H150ZM192 122V124H194V125H192V124H190L191 122ZM204 121V122H203ZM213 123H212V122ZM254 123H253V122ZM260 121H263V122H260ZM12 122L13 123V125H12V127L11 126H9V124ZM17 122H19L18 124H17ZM24 122V123H23ZM118 122V123H117ZM155 122H157L156 124V126L154 125L155 124ZM161 122H162V124H161ZM167 122V123H166ZM173 123V124H171V123ZM181 123V125H183V126H181V125H178L177 123ZM185 122V123H184ZM198 122H199V124L200 125H198ZM200 122H202V124L204 123V125H206L208 122H209V124H211L212 123V126H214V132L218 135V137L217 136H215V135H213L212 136V134L210 133V132H208L207 130H206V128H207V126L208 125H206V127H202L201 126V123ZM211 122V123H210ZM11 123V124H12ZM69 123V124H68ZM78 126V124H80L79 126H81V125H83V126H85V127H87L88 128V126L90 127L91 126V124L93 125V127L96 129L95 131L94 130H88L87 132H88V134L86 133H84V134H81L80 133V129L79 128H77L76 127V125ZM102 123L104 124V125H102ZM117 123V124H116ZM179 123V124H180ZM188 123L191 125H188ZM215 123V124H214ZM250 123V124H249ZM255 123H256V125H255ZM259 123V125L257 126V124ZM10 124V125H11ZM34 124V125H33ZM41 124V125H40ZM50 124V125H49ZM73 126H72V125ZM90 124V125H89ZM167 124H168V126H167ZM177 124V125H176ZM196 124L198 125V126H196ZM214 124V125H213ZM219 124V125H218ZM221 124V125H220ZM228 124H230V125H228ZM241 125V128H239L240 126H238L237 127V125ZM251 124H253V125H251ZM75 125V126H74ZM126 125V126H125ZM159 125V126H158ZM171 125V126H170ZM172 125H173V127H175V126H180V128L178 127L177 129H176V127L175 128H173L172 127ZM224 125V126H223ZM7 126L9 127L8 129H7ZM18 126H20V127H18ZM61 126V127H60ZM69 126H72L71 128H69ZM129 126V127H128ZM162 126V127H161ZM221 126V127H220ZM225 126L227 127V129H224L225 128ZM125 127V128H124ZM137 127H139L138 129H137ZM152 129H151V128ZM172 127V129L170 130V129H168V128H171ZM188 127V128H187ZM197 127V128H196ZM211 127V126H210ZM218 127V128H217ZM224 127V128H223ZM250 129H249V128ZM253 127V128H252ZM12 128V129H11ZM21 128V129H20ZM133 130H132V129ZM181 128H182V130H181ZM185 128V130H183ZM194 128H195V131L196 132H194ZM200 128V129H199ZM217 128V129H216ZM220 128H223L222 130L220 129ZM258 128H260V129H262L261 131H260V129H258ZM12 131H11V130ZM49 129V132H47V130ZM70 129H72V130H70ZM99 131H98V130ZM157 131H155V130ZM165 129L167 130V131H165ZM192 129V130H191ZM203 129V130H202ZM218 129H220V131L218 132ZM236 129V130H235ZM248 129V130H247ZM255 129H257V131L255 130ZM5 130H8L7 131V133H6V131ZM14 130L15 131H17V133L16 132H14ZM152 130V131H151ZM174 131L173 133H171V132H169V131ZM189 130H191V131H189ZM226 132H225V131ZM238 130V131H237ZM259 130V131H258ZM3 131H5V132H3ZM12 133H11V132ZM36 131V132H35ZM60 131V132H59ZM74 131V132H73ZM96 131H97V133H96ZM118 131V132H117ZM121 131V132H120ZM127 131H128V133H127ZM155 131V132H154ZM199 131V132H198ZM222 131V133H220ZM240 131V132H239ZM251 131V132H250ZM254 131H256L255 133H254ZM47 132V133H46ZM73 132V133H72ZM79 132V133H78ZM132 132H133V134H132ZM153 134H152V133ZM182 132V133H181ZM185 132V133H184ZM218 132V133H217ZM262 132V133H261ZM8 133H9V135L11 136V137H13V138H10V136H8ZM15 135H14V134ZM101 134L102 133V137L99 135V134ZM110 133V134H109ZM117 133V134H116ZM121 133V134H120ZM127 133V134H126ZM151 133V134H150ZM158 133V134H157ZM165 133V134H164ZM171 135H170V134ZM174 133H176V134H174ZM193 133H195V134H193ZM199 133V134H198ZM225 135H224V134ZM238 133V134H237ZM243 133V134H242ZM258 133H260V136H262V138H260V136H257L258 135ZM12 134H13V136H12ZM59 134V135H58ZM96 134V135H95ZM105 134V135H104ZM150 134V135H149ZM155 134V135H154ZM168 134H169V136H168ZM175 135V136H173V135ZM203 134V135H202ZM205 134H210L209 135V137L208 138H210V139H208L207 138V135H205ZM220 134H222L221 136H220ZM64 135V136H63ZM103 135H104V137H103ZM118 135V136H117ZM140 135V136H139ZM153 135V136H152ZM163 135H165V136H163ZM182 135V136H181ZM202 136V138H200L201 136ZM228 135V136H227ZM239 135V136H238ZM95 136V137H94ZM97 136H99V138L97 137ZM109 136V137H108ZM117 136V137H116ZM122 136V137H121ZM138 138H137V137ZM155 136H156V138L157 139H154L155 138ZM179 136V137H178ZM204 136V137H203ZM220 136V137H219ZM224 136H226V137H224ZM236 136V137H235ZM251 137V139H249L250 137ZM257 136V137H256ZM63 137V138H62ZM81 137H84L83 139H84V145L82 146V143L80 142V138ZM101 137V138H100ZM116 137V138H115ZM131 137H133L134 139H136V141L134 142L133 140V138H131ZM170 137H172L173 138V141L175 140V142H173L171 139L172 138H170ZM177 137V138H176ZM181 137H183L185 140H187V142H188V144H186L187 142L183 139V138H181ZM187 137V138H186ZM223 137V138H222ZM227 137H228V141H227ZM229 137H232L231 139L229 138ZM245 137V138H244ZM258 137H259V139H258ZM103 138V140H101ZM119 138V139H118ZM140 138V140H141V142L139 141V142H137L138 141V139ZM153 138V139H152ZM163 138V142H164V144H163V142H162V139ZM167 138H169L170 140V142L167 140ZM198 138V139H197ZM206 138V139H205ZM222 138V140H220V139ZM234 138V139H233ZM235 138H237V139H239V140H244L243 142L242 141H239V140H235ZM243 138V139H242ZM253 138H254V140H253ZM5 139H7V140H5ZM101 141H100V140ZM105 139H108L107 141L105 140ZM120 140V141H118V140ZM150 141H149V140ZM159 139H160V141H159ZM180 139H183L184 140V142H182ZM189 139V140H188ZM197 139V140H196ZM203 139H204V141H203ZM210 140V142L208 141V140ZM224 139V140H223ZM231 141H230V140ZM248 139V140H247ZM263 139V140H262ZM99 140V141H98ZM104 140H105V143H104ZM113 140V141H112ZM118 142H117V141ZM131 140V141H130ZM154 140H156V141H154ZM167 140V141H166ZM201 140V141H200ZM220 140V141H219ZM233 140V141H232ZM259 140V141H258ZM262 140V141H261ZM14 141V142H13ZM44 141V142H43ZM90 141H92V143H94V146H95V144H97L95 147L92 145L91 146V142ZM95 141V142H94ZM124 141L126 142L127 141V143H125L124 144ZM159 141V142H158ZM166 141V142H165ZM181 141V142H180ZM190 141V142H189ZM197 141H200V146H199V142H197ZM207 141H208V143H207ZM222 141H223V143L225 142H227V144L229 145V148H228V145L227 146H224V144L222 143ZM246 141V142H245ZM248 141H250V142H248ZM89 142V143H88ZM109 142V143H108ZM132 142V143H131ZM152 142V143H151ZM172 142V143H171ZM201 142H202V144H201ZM221 142V143H220ZM235 142V143H234ZM241 142V143H240ZM248 142V143H247ZM252 142H254V143H252ZM257 142V143H256ZM263 142V143H262ZM136 143H139L138 145L136 144ZM140 143H142V144H144V145H142V144H140ZM154 143V144H153ZM162 147V149H161V147L159 148V147H157L158 146V144ZM167 143H169L170 145H167ZM180 143H182V144H184L183 146H182V144H180ZM192 143V144H191ZM194 143V144H193ZM196 143V144H195ZM205 143H206V145H207V147H209L208 149L209 150H207V148L205 147V146H203L202 147V145L204 144L205 145ZM211 143V144H210ZM219 143L221 144V146H222V144H223V146L219 149L218 148V145H219ZM229 143H234V144H231V146H230V144ZM101 144H102V146H101ZM103 144H104V146H109V148H110V150L108 149V148H106V150L108 149L109 151H106L105 150V148L103 147ZM106 144V145H105ZM128 144V145H127ZM131 144H134V147L131 145ZM155 144H157L156 146H155ZM166 144V145H165ZM177 144V145H176ZM208 144H210V145H208ZM238 144L240 145L239 147H238ZM243 144V145H242ZM244 144L245 145H251V146H246V147H244ZM122 145H124V148H123V146ZM165 145V146H164ZM171 145H172V147H171ZM186 145V148L184 147ZM187 145H190L189 147L187 146ZM226 145V144H225ZM234 145V146H233ZM258 145L260 146V147H258ZM4 146H6V147H4ZM84 146H86V147H84ZM91 146V147H90ZM101 146V147H100ZM122 146V147H121ZM130 146V147H129ZM175 147V150L173 149L174 147ZM177 146V147H176ZM179 146V147H178ZM192 146V148H190ZM196 146H199V147H196ZM220 146V145H219ZM233 146V148H231L230 149V147H232ZM237 146V147H236ZM256 148H255V147ZM82 147H84V148H82ZM98 148L96 151H95V149L94 148ZM136 147H137V149H136ZM142 147V148H141ZM155 147V148H154ZM165 147H167V148H165ZM170 147V148H169ZM88 148H93L94 149V151L91 149H88ZM127 148V149H126ZM136 149V151L138 152V154H139V156H140V159H139V156H137L138 154H137V152H135V151H133V149ZM150 148V149H149ZM156 148H158L159 150H156ZM166 150H165V149ZM180 148V149H179ZM190 148V149H189ZM196 148V149H195ZM251 148V149H250ZM13 149V150H12ZM81 149H84V150H81ZM88 150V152H91V154L90 153H88L87 152V150ZM103 149L106 151H104V152H102L103 151ZM121 149V150H120ZM168 149V150H167ZM172 149L174 150V151H172ZM176 149H178V152L179 151H182L183 152V154H182V157H184V160H185V158L187 157V159L189 160V162L188 161H186V163H184V161H183V163H181L182 162V160H183V158H181L182 160H181V162H180V155H177L176 153H178L177 152V150ZM187 151H186V150ZM191 149H193L194 151L192 152V150ZM199 149H204V153H202L201 154V156H203L202 158L200 157V156H197L196 154H199L200 155V150ZM221 149H224L225 151L223 152V150L221 151ZM237 149V150H236ZM247 151H246V150ZM248 149L249 150H251L250 152H251V154H252V152H253V154L251 155L250 153H249V158H248ZM13 152H12V151ZM85 150H86V152H85ZM90 150V151H89ZM100 150V151H99ZM130 150V151H129ZM138 150H140V151H138ZM161 150V151H160ZM162 150H164V151H162ZM171 150V151H170ZM187 152V154H186V152ZM190 152H189V151ZM195 150H197V152H196V154H194L195 153ZM199 150V151H198ZM227 150H229V152L227 151ZM253 150V151H252ZM259 150V151H258ZM125 151H126V153H125ZM156 151V152H155ZM169 151H170V153H169ZM231 151V152H230ZM242 151H244V152H242ZM245 151H246V153H245ZM261 151V152H260ZM2 152V153H1ZM96 152H97V154H98V152L101 154V155H97L96 154ZM135 152V153H134ZM141 152V153H140ZM157 152L159 153V154H157ZM162 152V153H161ZM164 152H165V154L166 155H164ZM184 152H185V154L186 155H184ZM189 152V153H188ZM223 152V153H222ZM226 152V153H225ZM233 152V153H232ZM83 153H84V155H83ZM87 153H88V155H87ZM93 153V154H92ZM107 153H109V155H111V157L113 158H111V160H113L112 162H116V163H118V164H113L111 161H109V160H106V157L104 158V156H107L108 154ZM114 153H115V155H114ZM121 153V154H120ZM125 153V154H124ZM131 153V154H130ZM173 153H175V154H173ZM207 153V155L209 154V158L207 157V155H205ZM221 153V154H220ZM29 154V155H28ZM33 154V155H32ZM41 154V155H40ZM90 154V155H89ZM107 154V155H106ZM124 154V155H123ZM135 156H134V155ZM157 154V155H156ZM192 155L193 156V158L191 157V156H187V155ZM205 156H204V155ZM224 154V155H223ZM226 154V155H225ZM228 154V155H227ZM232 154V155H231ZM240 154H242V155H240ZM244 154V155H243ZM96 155V156H95ZM109 155H108V157L107 158H109L110 159V157H109ZM117 155V156H116ZM131 155H133L132 157H131ZM141 155H142V157L143 158H145V159H143V158H141ZM159 155V156H158ZM171 155V157H169ZM184 155V156H183ZM194 155H195V157H194ZM223 155V157L221 158V156ZM245 155H247V156H245ZM30 156V157H29ZM39 156H40V158H39ZM82 156V157H81ZM86 156H89V157H87V158H89V159H87L86 158ZM91 156V157H90ZM95 156V157H94ZM97 156H100V157H98V158H100V160L98 159V158H96ZM121 156V157H120ZM149 156V157H148ZM163 156H165V157H163ZM174 156V157H173ZM196 156L197 157H199V158H196ZM218 156V157H217ZM230 156L231 157H233V158H230ZM83 157H85V158H83ZM95 158L96 160V162L94 161V163H91V161L93 162V158ZM115 157V158H114ZM119 157V158H118ZM159 157V158H158ZM172 157H173V159L174 158H176V159H174V161L172 160ZM211 157V158H210ZM227 157H229L228 159H227ZM242 157H244L243 159H244V161L242 162L241 160H242ZM251 157V158H250ZM260 157V158H259ZM90 158H92V159H90ZM128 158V159H127ZM170 158H171V160H170ZM195 158V159H194ZM207 158V159H206ZM217 158V159H216ZM221 159L222 161H218L219 159ZM223 158H224V160L225 161H223ZM255 158H256V160H255ZM87 161H85V160ZM127 159V160H126ZM141 159H143V160H145V161H142ZM177 159H178V161H177ZM186 159V160H187ZM193 159V160H192ZM197 159H200L199 161L197 160ZM204 159V161L205 160H207V162H202V160ZM211 159V161H209V160ZM227 159V160H226ZM231 159V160H230ZM246 159L248 160V161H246ZM250 159V160H249ZM29 160V161H28ZM90 160V161H89ZM99 160V161H98ZM101 160H103V162L101 161ZM117 160H121V161H117ZM149 161V163L147 164V161ZM22 161H26L25 163L24 162H22ZM100 161H101V163H103V164H105L104 162H107L108 164H109V162L111 163V164H109V166L107 165V164H105V166L107 167H103V166H100V168L99 167H97L96 165H99L100 164ZM125 161V162H124ZM158 161V162H157ZM170 161V162H169ZM192 161V162H191ZM208 161H209V163H208ZM227 161H231V163L230 162H227ZM236 161V162H235ZM253 161V162H252ZM259 161L261 162V163H259ZM30 162V163H29ZM86 163V165H85V163ZM91 163V165H90V163ZM130 162H131V164H130ZM163 162V163H162ZM177 164H176V163ZM199 162H201V163H199ZM218 162V163H217ZM221 162V163H220ZM224 162H226L225 163V165H232L233 167H235L236 169H238V172L239 173H243V171H241V170H245L244 171V174H242V176L245 178L246 177V174H248V172L250 173V176H248L247 175V177L249 178V177H251L250 179H248L247 177H246V179L247 180H249L248 182H246L244 179V181L242 180H240L241 179V174H240V179H239V181H241L242 182V184H241V182H239V181H237V182H239V183H229L228 181L229 180H227L226 179V172H228V170L226 171V169L225 170H223L222 172H220V173H217L216 171L220 168V166H221V168L223 167V165H224ZM233 162V163H232ZM242 162V163H241ZM246 162V164H247V168H248V165H252V166H254L253 167V169H252V166H249V167H251V168H248L249 169V171L247 172V170L245 169V167H243V166H245L243 163H245ZM248 162V163H247ZM29 163V164H28ZM96 163V164H95ZM99 163V164H98ZM158 163V164H157ZM174 163V164H173ZM180 163V164H179ZM191 163V164H190ZM192 163L194 164V165H192ZM198 163L200 164V166H201V164H203L204 163V165H207V168L209 169V171L211 170L212 172H210V173H208L207 172V169H206V166H205V168H204V165L203 166H201V168L202 169H204V171L202 172V171H200V170H202V169H200V166L198 165ZM212 163V164H211ZM217 163V164H216ZM220 163V164H219ZM242 165H241V164ZM256 163H257V166H255L256 165ZM263 163V164H262ZM94 164H95V166H94ZM102 164V165H103ZM123 164V165H122ZM150 164L151 165H153V166H150ZM184 164V165H183ZM185 164H187V166L185 165ZM188 164H190V166L188 165ZM216 164V165H215ZM234 164V165H233ZM239 164V165H238ZM255 164V165H254ZM261 164V165H260ZM44 165V166H43ZM101 165V164H100ZM114 165V167L112 168V166ZM118 165V166H117ZM125 165V166H124ZM156 165H157V167H156ZM198 165V166H197ZM213 165H215L216 167H212ZM224 165V166H225ZM263 165V166H262ZM28 166H29V168H28ZM45 166H46V170H45ZM90 166H92V168H93V166L95 167V168H97V170L96 169H92ZM111 166V167H110ZM142 166V167H141ZM181 166V167H180ZM185 166V167H184ZM189 166V167H188ZM194 166H197L198 168H199V170H196V169H198V168H196V167H194ZM238 166H242L241 168H239ZM91 169H90V168ZM125 167V168H124ZM141 167V168H140ZM151 167H153V168H151ZM169 167V168H168ZM175 169H174V168ZM176 167H177V169H176ZM180 167V168H179ZM186 167H188V169L186 168ZM190 167H192V168H194L196 171H197V173H196V171H194V169L193 170H191L192 168H190ZM218 167V168H217ZM257 167V168H256ZM259 167H260V169H261V171H262V173H263V175H262V173H259V177H256L255 176V179H254V175L255 174H257L258 173V171L260 172V170H259ZM49 170H48V169ZM100 170H99V169ZM105 170H104V169ZM109 168V169H108ZM115 168H117V170L115 169ZM154 168H157V170L156 169H154ZM158 168H160V169H158ZM190 168V169H189ZM244 168V169H243ZM255 168V169H254ZM107 169V170H106ZM115 169V170H114ZM153 169V170H152ZM186 169H187V171L188 170H190V172H193V173H190L189 171V174H187L186 172ZM213 169V170H212ZM257 169V170H256ZM96 170V171H95ZM102 170L104 171V172H102ZM111 170H113V171H111ZM121 170V171H120ZM124 170V171H123ZM162 170H163V172H162ZM179 170V171H178ZM185 170V171H184ZM252 170H254L255 172L257 171V173H254V171H252ZM92 171V172H91ZM98 171V172H97ZM150 173H149V172ZM155 171V172H154ZM167 171H169V172H167ZM177 171V172H176ZM183 171V172H182ZM253 173H252V172ZM42 172H44V173H42ZM91 172V173H90ZM110 172V173H109ZM119 172V173H118ZM154 172V173H153ZM173 174H172V173ZM186 174H185V173ZM30 173V174H29ZM58 173V172H57ZM97 173V174H96ZM168 173H170V174H172V175H170V174H168ZM177 173V174H176ZM178 173H179V175H178ZM181 173H182V175H181ZM201 173H203V174H201ZM224 175H226V176H224ZM253 174V176H252V174ZM52 174V173H51ZM110 174H111V176H110ZM192 174H194V176H191ZM198 176H197V175ZM260 174L262 175L261 177H263V180H262V182H261V180H258V179H261L260 178ZM26 175H27V177L29 176V178H27L26 177ZM53 175V174H52ZM120 176L121 175V177H120V179L117 177V176ZM124 175V176H123ZM175 175H177V176H175ZM187 175H189V176H187ZM203 175V176H202ZM211 175H213V176H210ZM43 176V177H42ZM104 178H103V177ZM170 176V177H169ZM180 176H182V177H180ZM184 176V177H183ZM165 177V178H164ZM181 179H180V178ZM189 177V178H188ZM194 177V178H193ZM202 177V178H201ZM205 177V178H204ZM224 177V178H223ZM25 178H26V180H25ZM35 178V179H34ZM175 178H176V180H175ZM183 178V179H182ZM196 178V179H195ZM206 178H209L210 179V181H211V183H210V181H209V179L207 180V182L205 181L206 180ZM253 178V179H252ZM258 178V179H257ZM25 181H24V180ZM41 179H42V182H41ZM119 179V180H118ZM212 179H214V180H212ZM252 179V180H251ZM256 179L259 181V182H261V183H259L258 181H257V183H255V184H253L255 181H256ZM99 180V181H98ZM107 182H106V181ZM150 180H151V182H150ZM226 180V181H225ZM251 180V181H250ZM254 180V181H253ZM27 181V182H26ZM71 181V180H70ZM182 181H184L185 183L187 182V184H189V186L190 187H188L184 182H182ZM198 181V182H197ZM203 181V182H202ZM30 184H29V183ZM118 182V183H117ZM149 182V183H148ZM171 182V183H170ZM189 182V183H188ZM249 182H251L252 183V185L250 184H246V183H249ZM22 183V184H21ZM110 183V184H109ZM174 183V184H173ZM199 184V183H201L200 185H196V184ZM203 183V184H202ZM222 183L223 184H225V185H222ZM259 183V184H258ZM101 184V185H100ZM106 184V185H105ZM160 186H159V185ZM179 184V185H178ZM184 184V189H185V191H187V193H189L188 191H189V189H192V190H194L195 192H197V190H198V186H199V190H198V192H200V193H198V194H200V196L197 194V193H195L194 192V194H197V195H195L196 197H200L201 198V201L202 200H204V201H206V202H204V201H202V202H204V203H202L200 200H199V198L197 199V198H195V199H191V203H192V205H191V203L189 204V202H187V206H186V203H184L183 201H181L178 197L179 196H177V194L178 193H175V192H178V189L182 186ZM230 184V186H228ZM233 184V185H232ZM242 185V186H240L241 188L239 189V185ZM28 185H29V187H28ZM110 185V186H109ZM117 185V186H116ZM157 187H156V186ZM181 185V186H180ZM196 185V186H195ZM203 185H205V189L203 190L202 189V187L204 188V186ZM235 185H236V187L238 188V190H241L240 192L239 191H237L236 189V187H235ZM244 185H249V187H246V186H244ZM30 186H32V188L30 187ZM136 188H135V187ZM153 186H154V188H153ZM169 186V187H168ZM176 186H178V187H176ZM192 186H194V188H196V189H194ZM200 186H202L201 187V189H200ZM209 187V189H208V187ZM228 186V187H227ZM232 186V187H231ZM234 186V187H233ZM252 186V188H250ZM255 186V187H254ZM259 186H261V188L259 187ZM111 187V188H110ZM141 187H143V189L141 188ZM147 187V188H146ZM151 187H152V189H151ZM160 187V188H159ZM161 187H164L166 190H164V188H163V190L161 191ZM188 189H187V188ZM207 187V188H206ZM229 187H231V189L229 188ZM243 187V188H242ZM245 187V188H244ZM27 188L29 189V190H27ZM226 190H225V189ZM232 188H236V189H234V191H233V193L231 192L233 189ZM250 188V189H249ZM42 189V190H41ZM44 189V190H43ZM149 189V190H148ZM159 189L160 190V192L159 191H157V190ZM172 189V190H171ZM209 191H208V190ZM212 189V190H211ZM224 189V190H223ZM229 189V190H228ZM243 189V190H242ZM41 190V191H40ZM111 190V191H110ZM206 190V191H205ZM251 190V191H250ZM94 191V190H93ZM201 191H203V193L201 192ZM204 191H205V193H204ZM256 191V192H255ZM95 192V191H94ZM111 192V193H110ZM133 192H135V193H133ZM158 192V193H157ZM237 192V194H238V192H239V194L238 195H236L235 193ZM244 192V193H243ZM96 193V192H95ZM111 195H110V194ZM122 193V194H121ZM160 193H162V194H160ZM165 195H164V194ZM241 193V194H240ZM260 194V195H258V194ZM97 194V193H96ZM108 194H109V196L111 197H109L108 196ZM128 194V195H127ZM201 194H203V195H201ZM235 194V195H234ZM255 194V195H254ZM153 195H155V196H153ZM158 195V196H157ZM234 195V196H233ZM258 195V196H257ZM116 196H117V198H116ZM162 196V197H161ZM220 196H221V198H220ZM225 196V197H224ZM233 196V197H232ZM244 198H242V197ZM252 196V197H251ZM260 196V197H259ZM261 196H263V197H261ZM44 197V198H43ZM163 197H165L164 199H163ZM168 197H170V199L168 198ZM211 197V198H210ZM227 197V198H226ZM245 197H247V198H245ZM256 197H259V201H258V198H256ZM97 198L99 199V197H98V195H97ZM122 198V199H121ZM161 198V199H160ZM166 198H168V199H166ZM176 198H177V200H176ZM225 198L227 199V200H225ZM236 198V199H235ZM254 198V199H253ZM255 198H256V200L258 201V204H262V202H263V206L261 207V206H257V201L255 200ZM107 199V200H106ZM150 199H152V200H150ZM154 199L156 200V201H154ZM173 199V200H172ZM187 200H188V197L186 198ZM250 199V200H249ZM39 200V201H38ZM110 200V201H109ZM141 200H143L142 202H141ZM148 200H150V201H148ZM167 200V203H162L161 204V202H165ZM168 200H171V201H168ZM186 200V201H187ZM228 200H230V201H228ZM232 200V201H231ZM242 200V201H241ZM244 200V201H243ZM109 201V202H108ZM131 201H133V202H131ZM138 202L139 203V201H140V203L138 204L139 206H137V208H136V205H137V203L136 202ZM155 203H154V202ZM174 201V202H173ZM175 201H177V202H175ZM193 201V202H192ZM241 201V202H240ZM252 201H256L255 202V204L254 205H252ZM98 202H99V200H98ZM149 202H151V203H149ZM157 202H158V204H161V205H157ZM168 202H169V204L171 203L172 205H173V203H174V206L175 207H180L181 209H177V208H173L172 207V205L170 204H168ZM173 202V203H172ZM179 202V203H178ZM200 203V204H198V203ZM222 204H221V203ZM249 202V203H248ZM128 203V204H127ZM132 204V206H133V204H135L133 207L132 206H130L129 204ZM195 203V204H194ZM229 203V204H228ZM35 204H37L36 206H35ZM127 204V205H126ZM140 204H141V206H140ZM155 205V207L154 206H148V205ZM165 204H168V205H166L165 206ZM179 204V206H177ZM181 204H182V206H181ZM196 204H198V205H196ZM211 204L213 205V206H211ZM232 206H231V205ZM247 204H249V205H247ZM251 204V205H250ZM145 205V206H144ZM186 206V207H184V206ZM190 205V206H189ZM236 205V206H235ZM257 207H256V206ZM129 206V207H128ZM142 206H143V208H144V210H141L142 209ZM160 206H162V207H160ZM168 206V208H170V206L173 208V210L172 209H169V211H168V209L166 210V209H164L165 207H167ZM199 206H201V208L199 207ZM248 206H249V209H247L248 208ZM97 207H99V203H98V206ZM122 207V208H121ZM128 207V208H127ZM141 209H140V208ZM148 207V208H147ZM150 207V208H149ZM151 207H153V208H156L155 210L157 211V214H156V212H155V214H151V210H153V212L152 213H154V209L152 208L151 209ZM188 207V208H187ZM193 208V210L191 209V208ZM197 207V208H196ZM200 209H199V208ZM204 207V208H203ZM217 207V208H216ZM229 207V208H228ZM252 207V208H251ZM31 208H33L32 210H31ZM127 208V209H126ZM129 208H131L130 210H129ZM133 208V209H132ZM137 209V211H139V210H141V211H143V212H141V213H144V215L145 216H147V214L146 213H148V210H150L149 211V215L150 216H148L145 220L147 221V222H151V223H146V221L143 223L142 222V220H140L141 221V223H138L137 221L135 222V213H134V211H136V209ZM240 209V210H242L243 212L241 213V211L239 210V214L237 215V216H235L236 215V213H234L235 211L236 212H238V209ZM255 208V209H254ZM258 208H259V210L261 211V210H263V211H259L258 210ZM262 208V209H261ZM81 211H79V210ZM135 209V210H134ZM148 209V210H147ZM177 209V210H176ZM197 211H196V210ZM225 209H227L226 210V212H224V210ZM236 209V210H235ZM36 210V211H35ZM163 210V211H162ZM167 212H166V211ZM186 210H187V214H186ZM189 210V211H188ZM203 210H205V211H203ZM235 210V211H234ZM255 210V211H254ZM120 211V212H119ZM124 211V212H123ZM162 211V212H161ZM181 211V212H180ZM219 211V212H218ZM222 213H221V212ZM234 211V212H233ZM259 212L258 214H255L256 212ZM121 212H123V213H121ZM166 212V213H165ZM176 212H177V215H176ZM188 212H190L189 214H188ZM203 212V213H202ZM208 212V213H207ZM251 212V213H250ZM31 213V214H30ZM98 213V214H97ZM134 213V214H133ZM159 213V214H158ZM172 213H174V214H171ZM183 215H182V214ZM226 213L228 214V215H226ZM234 213V214H233ZM67 216H66V215ZM71 214H72V216H71ZM80 214V215H79ZM165 214V215H164ZM179 214H181L182 216H184V219H183V217L182 216H180ZM225 214V215H224ZM242 214H244V215H242ZM70 215V216H69ZM143 215V216H144ZM152 215H155V216H152ZM160 216L159 218H157L158 216ZM170 215V216H169ZM186 215H188L189 217H187ZM194 215V216H193ZM213 215V216H212ZM235 216L236 218H235V220H233L234 219V217H232L231 218V216ZM240 215V218L242 219H239V216ZM248 215V216H247ZM157 216V217H156ZM169 216V217H168ZM180 216V217H179ZM202 216V217H201ZM209 216V217H208ZM241 216H243V217H241ZM247 216V217H246ZM249 216H250V218H249ZM257 216V217H256ZM61 217V218H60ZM117 217V218H116ZM121 217V218H120ZM152 217H154V219H151ZM156 217V218H155ZM166 218L165 220H166V223L164 224H162L161 222L164 220V219H162V218ZM178 217V218H177ZM181 217H182V219H181ZM245 217V218H244ZM257 218V219H255L254 221L256 222H254V221H252L253 220V218ZM133 218V219H132ZM168 218H170V219H172V220H175V221H172V220H170V221H167V220H169ZM177 218V219H176ZM226 218V219H225ZM259 218V219H258ZM109 219V220H108ZM112 219V220H111ZM114 219V220H113ZM121 219H124V220H121ZM135 219V220H134ZM148 219V220H147ZM155 219H156V221H155ZM161 219V220H160ZM182 220V222H181V220ZM186 219H190V221L189 220H186ZM202 219V220H201ZM247 219V220H246ZM252 219V220H251ZM89 220L87 221V222H89ZM117 220H118V222H117ZM120 220V221H119ZM128 220V222H126V221ZM133 220V221H132ZM150 220H153V222L152 221H150ZM158 220H160V221H158ZM165 220H164V222H165ZM180 220V221H179ZM192 220V221H191ZM198 220V221H197ZM217 220V221H216ZM237 220V221H236ZM239 220H241V221H239ZM263 220V221H262ZM106 221H107V223H106ZM111 221V222H110ZM114 223H113V222ZM171 221H172V225H169V223H171ZM177 221V222H176ZM211 221V222H210ZM245 221L246 222H248V221H250V222H248V224H244V227H243V224H242V222L243 223H245ZM31 222H33V224L31 223ZM117 222V223H116ZM156 223L155 225L153 224V223ZM167 222H168V225H166L167 224ZM174 222V223H173ZM201 222V223H200ZM217 222V223H216ZM234 222V223H233ZM237 222V223H236ZM239 222V223H238ZM253 222H254V224H253ZM260 224H259V223ZM42 225H41V224ZM49 223H51V224H49ZM108 223H110V224H108ZM148 224V225H146V224ZM161 225H160V224ZM179 223V224H178ZM183 223H185V224H183ZM197 223H199V224H197ZM210 223H211V225H210ZM215 223V224H214ZM250 223H252V224H250ZM263 223V224H262ZM114 224V225H113ZM133 224L135 225V224H137V225H139V228H138V226L137 225H135V226H133ZM143 224V225H142ZM144 224H145V228H143L144 227ZM149 224H150V226H149ZM159 224V225H158ZM193 224V225H192ZM213 224V225H212ZM219 224V225H218ZM227 224V225H226ZM234 224V225H233ZM238 224V225H237ZM106 225V226H105ZM125 225V226H124ZM127 225V226H126ZM142 225V227H140ZM215 225V226H214ZM229 225V226H228ZM233 226V228H234V230H233V228H232V226ZM236 225H237V227H236ZM257 225V227H254V226H256ZM259 225H261L260 227H259ZM34 226V227H33ZM51 226V227H50ZM52 226H55L54 228H55V230H52ZM108 226V227H107ZM130 226H132V227H130ZM154 226V227H153ZM157 226V227H156ZM167 226V227H166ZM169 226H171V228H169L168 229V227ZM207 226V227H206ZM213 226V227H212ZM217 226H219V227H221V228H219V227H217ZM224 226V227H223ZM247 226V227H246ZM248 226H250V228L248 227ZM263 226V227H262ZM47 227V228H46ZM147 227H150V228H147ZM166 227V228H165ZM190 227V228H189ZM192 227V228H191ZM199 227H200V229H199ZM253 227V228H252ZM260 228V230H259V228ZM48 228H49V230H48ZM53 228V229H54ZM83 228V227H82ZM188 228V229H187ZM197 228V229H196ZM206 228V229H205ZM224 228H225V230H224ZM236 228H238L237 230H235ZM250 230H249V229ZM258 228V230H259V232H260V234H259V232H258V230L256 231V229ZM42 231H41V230ZM160 229H162V230H160ZM190 229V230H189ZM202 229H204V231H202ZM213 229V230H212ZM214 229H215V231H214ZM217 229V230H216ZM219 229V230H218ZM221 229V230H220ZM52 230V231H51ZM58 230H62V232L64 231V232H66V236H65V238L63 237V235H60V231H58ZM81 230V229H80ZM145 230H147V231H145ZM161 231L160 233H159V231ZM164 230V231H163ZM196 230V232H199L198 230H201L200 231V233H202V234H199V233H197V235L198 236H200L201 235V239L198 237V236H196V232L194 233V232H191L192 234H190V232L189 231H195ZM206 230V231H205ZM224 230V231H223ZM244 230V231H243ZM246 230V231H245ZM251 230H252V232H251ZM263 230V232H261ZM47 231V232H46ZM48 231H50V232H48ZM57 231V232H56ZM219 231V232H218ZM227 231V232H226ZM254 231V232H253ZM38 232V233H37ZM99 233V234H97V233ZM165 232V233H164ZM173 232V233H172ZM204 232V233H203ZM207 232V233H206ZM235 232V233H234ZM245 232V233H244ZM247 232V233H246ZM250 232V233H249ZM43 233V234H42ZM52 233H55V235L54 234H52ZM104 233H105V235H104ZM172 233V234H171ZM211 233V234H210ZM218 233H221V234H218ZM226 233H228V234H226ZM232 233V234H231ZM255 235H253V234ZM262 233V234H261ZM37 234V235H36ZM57 234V235H56ZM146 234V235H145ZM168 234V235H167ZM208 234V235H207ZM214 234V235H213ZM217 234V235H216ZM224 234H225V236H224ZM233 234L234 235H236V236H233ZM238 234V235H237ZM252 234V235H251ZM257 234H259L258 236H257ZM45 235L47 236V238H48V236H49V240H47L46 239V237H45ZM170 235V236H169ZM191 235V236H190ZM210 235H211V237H210ZM213 235V236H212ZM219 235V236H218ZM222 235V236H221ZM228 235H229V237H228ZM249 235V236H248ZM261 235H263V237L261 236ZM103 236V237H102ZM105 236V237H104ZM132 236H133V238H132ZM148 236V237H147ZM162 236V237H161ZM173 236V237H172ZM175 236V237H174ZM194 236V237H193ZM195 236H196V238L197 239H195ZM204 236V237H203ZM216 236V237H215ZM45 237V238H44ZM145 237V238H144ZM188 237L191 239H189L188 240ZM205 239V240H203V238ZM214 237V238H213ZM226 237H227V240H225L226 239ZM232 237H233V239H232ZM254 237H255V239H254ZM260 237V238H259ZM37 238V239H36ZM104 238V239H103ZM108 238V239H107ZM113 238V239H112ZM116 238H117V241H116ZM149 240V242H148V240ZM163 238V239H162ZM167 238V239H166ZM187 238V239H186ZM198 238H199V241H198ZM213 238V239H212ZM216 238H218V239H216ZM247 238H249V239H247ZM254 239V241H253V239ZM256 238H258V239H256ZM44 239H45V241H44ZM107 239V240H106ZM144 241H143V240ZM146 239V240H145ZM159 239V240H158ZM162 239V240H161ZM175 239V240H174ZM181 239L184 241H181ZM220 239V240H219ZM222 239V240H221ZM223 239H224V241H223ZM229 239H230V241H229ZM237 240V244H236V240ZM243 239H245V240H243ZM250 239H252V240H250ZM22 241V243H20L21 241ZM74 240H75V238H74ZM110 240H113L112 241V243H111V241ZM164 240V241H163ZM173 240H174V243H173ZM195 240L197 241V243L195 242ZM235 240V241H234ZM262 240V241H261ZM47 241V242H46ZM186 241H189V242H187L186 243ZM204 241V243H202L204 246H202V244H200V245H198V243H200V242H203ZM212 241H216L217 243H215V242H212ZM225 242L227 245H225V243H223V242ZM252 241V242H251ZM26 243L25 244V246H24V244L23 243ZM28 242V243H27ZM46 242V243H45ZM116 242V243H115ZM124 242V243H123ZM127 242V243H126ZM128 242H129V244H128ZM142 242H146L145 244L143 243L142 244ZM165 242L167 243V244H165ZM173 244V246H171V243ZM207 242V243H206ZM212 242V243H211ZM243 242L244 243H246V244H243ZM259 242V245L257 244L256 245V243H258ZM50 245H49V244ZM67 243H68V241H67ZM112 245H111V244ZM123 243V244H122ZM126 243V244H125ZM141 243V244H140ZM176 243V244H175ZM184 243V244H183ZM185 243L186 244H189V245H185ZM193 243V244H192ZM239 243V244H238ZM32 244H33V246H34V248H32L33 246H32ZM45 244V245H44ZM125 244V245H124ZM133 244V245H132ZM165 244V245H164ZM231 244V245H230ZM233 244V245H232ZM39 245V246H38ZM68 245H69V243H68ZM116 245H117V248H116ZM131 247H130V246ZM150 245V246H149ZM166 245L168 246V248L166 247ZM229 245V246H228ZM235 245H236V248H235ZM243 245V246H242ZM250 245H251V247H250ZM263 247H261V246ZM31 246V247H30ZM44 246V247H43ZM48 246V247H47ZM50 246H51V248H50ZM113 246H115V247H113ZM124 246V247H123ZM142 246V247H141ZM143 246H144V248H143ZM146 246H149V247H146ZM172 247V249H171V247ZM187 246V247H186ZM202 246V247H201ZM240 246V247H239ZM245 246V247H244ZM24 247H26V248H24ZM69 247H70V245H69ZM125 247H126V249H125ZM155 247V248H154ZM169 247H170V249L171 250H173L174 251V253H173V251H171L170 249H169ZM194 247V248H193ZM198 247H200V248H198ZM239 247V248H238ZM243 247V248H242ZM247 247H248V249H250L249 250V253H248V249H247ZM250 247V248H249ZM256 247L258 248V249H256ZM259 247H261L262 248V250H261V248L259 249ZM46 250H45V249ZM48 248V249H47ZM71 248V247H70ZM78 248V247H77ZM114 248H116V249H114ZM137 248V249H136ZM140 248V249H139ZM142 248V249H141ZM147 248V249H146ZM152 248H153V250H152ZM161 248L163 249V250H161ZM203 248V249H202ZM50 249V250H49ZM125 249V250H124ZM130 249V250H129ZM134 249H136L135 250V253H134ZM149 249V250H148ZM152 251H151V250ZM177 249H178V251H177ZM184 249V250H183ZM193 249H198L199 251H201V252H199L198 250H193ZM23 250V251H22ZM49 250V251H48ZM71 250H72V248H71ZM91 250H93L92 252H91ZM117 250V251H116ZM144 250V251H143ZM161 250V251H160ZM204 250V251H203ZM34 251V253H31V252H33ZM48 252V254H47V252ZM149 251H151L150 253H149ZM168 251L170 252V254H167L168 253ZM183 253H182V252ZM198 251V252H197ZM255 251V253H252L251 254V252H254ZM256 251H257V253H256ZM39 252V253H38ZM46 252V253H45ZM78 252H79V250H78ZM141 252V253H140ZM146 252V253H145ZM162 252V253H161ZM245 252H247V253H245ZM72 253H73V258H74V264H76V260H75V256H74V251L72 250ZM93 253H95L94 255H93ZM112 253V254H111ZM114 253V254H113ZM119 253V254H118ZM132 253H133V255H132ZM141 255V256H139V254ZM143 253V254H142ZM156 254V255H154V254ZM166 253V254H165ZM189 255H188V254ZM243 253V254H242ZM39 254V255H38ZM116 254H117V256H118V258H116V257H114V256H116ZM134 254H136V256L134 255ZM163 254V255H162ZM165 254V255H164ZM173 254V255H172ZM182 254V255H181ZM193 254V255H192ZM199 254V255H198ZM202 254V255H201ZM246 254H248V255H246ZM254 254H256V256L254 255ZM46 255V256H45ZM47 255H48V259H46V257H47ZM80 255V254H79ZM92 255L93 256H95V255H97V256H95V257H93L92 258ZM142 255L143 256H145L144 258L142 257ZM150 255V256H149ZM167 255H170V256H172V257H170V256H167ZM176 255V256H175ZM243 255V256H242ZM245 255H246V257H245ZM250 255V256H249ZM31 256V257H30ZM42 256L44 257V258H42ZM107 258H105V257ZM135 256V259L136 260H133L134 257ZM153 256V257H152ZM157 256V257H156ZM166 258H165V257ZM188 256V257H187ZM194 256H196L195 258H194ZM208 256V257H207ZM211 256H212V258H211ZM252 256V257H251ZM80 257V256H79ZM103 259V260H101V258ZM121 257V258H120ZM184 257V258H183ZM200 257V258H199ZM207 257V258H206ZM243 257V258H242ZM245 257V258H244ZM248 257H250V258H248ZM255 259H254V258ZM25 258V259H24ZM49 258H50V260H49ZM100 259V260H98V259ZM142 258V259H141ZM171 258H173V259H171ZM192 258V259H191ZM202 258V259H201ZM249 260H251V261H249ZM262 258V259H261ZM23 259V260H22ZM29 259H30V262H29ZM33 259V260H32ZM57 259H60V262H59V260H57ZM61 259L63 260V263H62V261H61ZM96 259V260H95ZM124 259V260H123ZM130 259V260H129ZM149 261H148V260ZM187 259V260H186ZM209 259H211V260H209ZM246 259V260H248V261H246L245 260V262H244V260ZM164 260V261H163ZM173 261V262H171V261ZM195 261V262H192V261ZM206 260H208V261H206ZM213 260V261H212ZM260 260V261H259ZM38 261V262H37ZM46 261V262H45ZM50 261V262H49ZM56 261V262H55ZM80 261H81V258H80ZM97 261V262H96ZM108 261V262H107ZM113 261V262H112ZM135 261V263H133ZM182 261V262H181ZM186 261H188V263L186 262ZM204 261V262H203ZM263 261V262H262ZM52 262H54V263H52ZM103 262V263H102ZM118 262V263H117ZM150 262V263H149ZM210 262V263H209ZM258 262V263H257ZM262 262V263H261ZM159 263V264H160ZM65 264H67V263H65ZM82 264V263H81ZM153 264V263H152Z\"/></svg>",
	"mask_w": 264,
	"mask_h": 264
},
{
	"label": "bare ground",
	"instance_id": "bare-ground-1",
	"mask_svg": "<svg viewBox=\"0 0 264 264\" xmlns=\"http://www.w3.org/2000/svg\"><path fill=\"white\" fill-rule=\"evenodd\" d=\"M18 1H20V0H10V2H9V4H10V10H11L10 12H11V14L13 15V17L15 18V20L17 21V25L20 26V27L22 28V26H23V21H22V18H21V17H22V14L20 13L21 10L19 11V3H20V2H18ZM22 1H23V2L25 1V2H26L27 0H22ZM61 1H62V0H61ZM66 1H67V0H66ZM80 1H82V0H80ZM86 1H87V0H86ZM110 1H111V3H112L113 0H110ZM133 1H135V0H132V2H133ZM137 1H138V0H137ZM154 1H156V0H154ZM154 1H153V2H154ZM166 1H167V0H166ZM177 1H178V2H177ZM182 1H183V0H182ZM186 1H188V0H186ZM186 1L183 2V3H186L187 5H188L191 1H193V3L196 2V0H195V1H194V0L188 1L189 3H187ZM203 1H206V0H203ZM203 1H202V2H203ZM212 1H213V0H212ZM212 1H211V2H212ZM217 1H218V0H217ZM231 1H232V0H231ZM237 1H238V3H239V0H237ZM258 1H259V0H258ZM23 2L21 3V5L23 4ZM73 2H74V1H73ZM78 2H79V0H78ZM83 2H85V0H83L82 3H83ZM91 2H92V1H91ZM93 2H94V1H93ZM135 2H136V1H135ZM145 2H147V1L145 0ZM158 2H160V1L158 0ZM162 2H165V0H164V1L162 0ZM168 2H169V1H168ZM171 2H173V1H171ZM176 2H177V5H178V3H180L181 1L179 2V0H176ZM176 2H174V3H176ZM206 2H207V1H206ZM219 2L221 3L222 1L219 0ZM219 2H217V3H219ZM223 2H224V1H223ZM226 2H227V1H226ZM232 2H234V1H232ZM246 2H247V1H246ZM263 2H264V1H263ZM56 3H57V2H56ZM67 3H68V2H67ZM69 3H70V1H69ZM85 3H86V2H85ZM105 3H106V2H105ZM105 3L103 2V4H102V3H101V4L104 5ZM108 3H109V2H108ZM108 3L105 4V7L108 5ZM127 3H128V1H127ZM133 3H134V2H133ZM147 3H149V1H148ZM150 3H152V0H151ZM150 3H149V5H150ZM174 3H173V4H174ZM181 3H182V2H181ZM181 3H180V4H181ZM196 3L198 4V3H199V0H197ZM196 3H194V4H196ZM235 3H236V2H235ZM247 3L250 4V1L248 0ZM258 3H259V2H258ZM59 4H60V3H59ZM59 4H58V5H59ZM74 4H76V3H74ZM80 4H81V3H80ZM92 4H93V3H92ZM112 4H113V5H112ZM112 4H111V5H112L113 7L117 8V7L114 5V4H115V1H114ZM122 4H123V3H122ZM138 4H139V3H138ZM145 4H146V3H145ZM163 4H164V3H160V4L155 3V4H151V6H149V5L147 6V5H146L147 8L150 10V16H149L148 18H153V17H155L156 13H157V14H158V13H161L160 10L162 9ZM168 4H170V3H168ZM171 4H172V3H171ZM171 4H170V5H171ZM191 4H192V2H191ZM191 4H189V5H191ZM207 4H210V2H209V3H206V5H207ZM213 4H214V3H213ZM221 4H222V3H221ZM229 4H230V3H229ZM244 4L246 5V3H244ZM251 4H252V3H251ZM251 4H250V5H251ZM263 4H264V3H263ZM81 5H82V4H81ZM81 5H80L79 7H81ZM93 5H94V4H93ZM95 5H96V4H95ZM109 5H110V3H109ZM116 5L118 6L119 4L116 3ZM141 5H142V4H141ZM143 5H144V3H143ZM143 5H142V6H143ZM184 5H185V4H183V6H182L183 8H184ZM199 5H200V7H202L201 5H204V4H199ZM217 5H218V4H217ZM217 5L215 4L214 7L217 6ZM224 5H225V4H224ZM227 5H228V4H227ZM234 5H235V4H234ZM237 5H239V4H237ZM245 5H244V7H245ZM260 5H261V4H260ZM23 6H24V4H23ZM54 6H55V4H54ZM68 6H70V5H68ZM71 6H72V5H71ZM119 6H120V5H119ZM119 6H118V7H119ZM127 6H128V5H127ZM133 6H134V5H133ZM144 6H145V5H144ZM164 6H165V5H164ZM175 6H176V5H175ZM195 6H196V5H195ZM195 6H194V7H195ZM211 6H212V5L210 4V7H211ZM231 6H232V5H231ZM231 6H229V7H231ZM248 6H249V5H248ZM262 6H264V5H262ZM100 7H101V6H100ZM107 7H108V9H107V11H108V10L110 9V6H107ZM113 7H111V8H113ZM150 7H151V9H150ZM191 7H192V6H191ZM197 7H198V5H197ZM219 7H222V5H221V6L219 5ZM235 7H236V6H235ZM251 7H252V6H251ZM74 8H75V7H74ZM124 8H125V7H124ZM124 8H123V9H124ZM144 8H145V7H143V10H146V9H147V8H146V9H144ZM164 8H165V7H164ZM166 8H167V7H166ZM171 8H172V6H171L170 8H168V9L171 10ZM175 8H176V7H175ZM183 8H181V9H179V10H182ZM202 8H203V7H202ZM206 8H207V6H206ZM206 8H205V9H206ZM208 8H209V7H208ZM212 8H213V7H212ZM225 8H226V7H225ZM227 8H228V6H227ZM236 8H238V7H236ZM236 8H234V9H236ZM242 8H243V7H242ZM242 8L240 7V9L243 10V14H244V8H243V9H242ZM246 8H247V5H246ZM254 8H255V7H254ZM21 9H22V7H21ZM66 9H67V8H66ZM72 9H73V7H72ZM80 9H81V8H80ZM92 9H93V8H92ZM92 9L89 10V11L91 12V14H92V12H93V11H91ZM117 9H119V8H117ZM120 9H121V7H120ZM120 9H119V10H120ZM136 9H137V8H136ZM138 9H139V8H138ZM186 9H188V8H186ZM195 9L197 10V8H195ZM198 9H199V8H198ZM216 9H218V11H219L220 9H223V8H220V9H219L218 6H217V7L215 8V10H216ZM228 9H229V8H228ZM228 9H225V10L228 11ZM234 9H232V10L234 11ZM252 9H253V8H252ZM52 10H53V9H52ZM74 10H75V9H74ZM94 10H95V9H94ZM100 10H101V12H102L103 10H106V9H101V8H100V9H99V12H100ZM114 10H115V9H114ZM114 10H113V11H114ZM121 10H122V9H121ZM170 10H169V11H170ZM172 10L174 11V9H172ZM177 10H178V9H177ZM177 10H175V12H177ZM191 10H192V8H191ZM191 10H189V11L192 12ZM203 10H204V9H203ZM203 10H202V11H203ZM237 10H239V9H237ZM237 10H235V11H237ZM241 10H240V12H241ZM245 10H247V9H245ZM250 10H251V8H250ZM67 11H68V10H67ZM71 11H72V10H71ZM75 11H76V10H75ZM97 11H98V10L96 9V11H94V13L97 12ZM123 11H124V10H123ZM129 11H130V10H129ZM159 11H160V12H159ZM164 11H166V10H164ZM173 11H172V12H173ZM198 11H201V10L199 9ZM202 11H201V12H202ZM211 11H212V10H211ZM218 11H217V12H218ZM251 11H253V10H251ZM47 12H48V11H47ZM51 12H52V11H51ZM81 12H82V10H81ZM83 12H84V11H83ZM86 12H87V11H86ZM90 12H87V13H85V14H90ZM116 12H117V11H116ZM181 12H182V11H181ZM185 12H186V14H187V11H186V10H185ZM185 12H184V13H185ZM190 12L186 15L187 17L191 15ZM194 12L196 13V11H194ZM207 12H208V11H207ZM220 12H221V10L219 11V13H220ZM247 12L249 13V10H248ZM253 12H254V11H253ZM256 12H257V11H256ZM256 12H255V13H256ZM49 13H50V12H49ZM69 13H71V12H69ZM69 13H68V14H69ZM94 13H93V15H94ZM97 13H98V12H97ZM107 13H108V12H107ZM107 13H106V15H107ZM110 13H111V12H110ZM110 13H109V14H110ZM117 13H118V12H117ZM127 13H129V12H127ZM127 13H126V14H127ZM141 13H142V12H141ZM147 13H148V12H147ZM162 13H164V12H162ZM173 13H174V12H173ZM178 13L181 15V13H180L179 11H178ZM178 13H175V14H178ZM198 13H199V12H198ZM203 13H205V12L203 11ZM203 13H202V14H203ZM215 13H216V12H215ZM231 13H232V12H231ZM235 13H236V12H235ZM235 13H233V15H234ZM237 13H239V12H237ZM245 13H246V12H245ZM255 13H254V14L252 13V15H255ZM259 13H260V12H259ZM20 14H21V15H20ZM83 14H84V13H83ZM98 14H99V13H98ZM102 14H103V12H102ZM102 14H101V15L99 14V15H100V18H101L105 13H104L103 15H102ZM148 14H149V13H148ZM148 14H146V16H148ZM182 14H183V13H182ZM202 14H201V15H202ZM205 14L208 15V13H205ZM209 14H210V10H209ZM213 14H214V13H213ZM213 14H212V15H213ZM223 14H224V12H223ZM225 14H226V13H225ZM246 14H247V13H246ZM257 14H258V13H257ZM71 15H72V13H71ZM75 15H76V14L73 13L72 16H74V19H73V20L76 22V21H78L80 18H79V17H78V18H75V17H76ZM99 15H98V16L95 15V16L97 17V18H95V19H99V20H100V18H98ZM130 15H131V14H130ZM132 15H134V14H132ZM153 15H154V16H153ZM162 15H163V14H162ZM164 15H165V14H164ZM199 15H200V14H199ZM199 15H198V18L201 19V18H200L201 16L199 17ZM203 15H204V14H203ZM210 15H211V14H210ZM233 15H231V16L233 17ZM239 15H240V13H239ZM250 15H251V14H250ZM250 15H249V16H250ZM261 15L263 16V13H262ZM87 16H88V15H87ZM104 16H105V15H104ZM115 16H118V15H115ZM126 16H127V15H126ZM140 16H141V15H140ZM144 16H145V15H144ZM156 16L159 17V15H156ZM160 16H161V15H160ZM165 16H166V15H165ZM182 16H183V17H182ZM193 16H194V15H193ZM196 16H197V15H196ZM204 16H205V15H204ZM204 16H203V18H204ZM220 16H221V15H220ZM223 16H224V15H223ZM225 16H227V17L229 16V15H228V12H227V15H225ZM225 16H224V17H225ZM231 16H230V17H231ZM236 16H238V15H235V17H236ZM240 16H243V15H240ZM244 16H245V14H244ZM258 16H259V15H258ZM69 17H71V16H69ZM88 17H89V16H88ZM92 17H93V16H92ZM105 17H108V16H105ZM129 17H130V16H129ZM132 17H133V16H132ZM163 17H164V16H163ZM170 17H171V16H170ZM176 17H177V15H176ZM178 17H179V16H178ZM207 17H209V16H207ZM216 17H217V16H216ZM224 17L221 18V19H225V18H226V17H225V18H224ZM245 17H246V16H245ZM250 17H251V16H250ZM72 18H73V17H72ZM81 18H82V16H81ZM109 18H110V17H109ZM113 18H114V17H113ZM155 18H156V17H155ZM168 18H169V17L167 16V19H168ZM180 18H183V19H184V15H181ZM228 18H229V17H228ZM233 18H234V17H233ZM233 18H231V20H237V19H233ZM237 18H238V17H237ZM254 18H255V17H254ZM259 18H260V19H263V18H261V16H259ZM19 19H20V20H19ZM75 19H78V20H75ZM89 19H90V18H89ZM103 19H104V17L102 18V20H103ZM128 19H129V18H128ZM135 19H136V18H135ZM159 19H160V18H159ZM161 19H162V17H161ZM165 19H166V18H164V21L167 20V19H166V20H165ZM174 19H175V18H173V22L175 23V20H174ZM183 19H181V21H182ZM191 19H192V18H191ZM194 19H195V18H194ZM194 19H192V20H194ZM199 19H196V20L199 21ZM216 19H218V18H216ZM221 19H220V20H221ZM229 19H230V18H229ZM229 19H228L227 21H230ZM249 19H250V18H249ZM252 19H253V18H252ZM257 19H258V17H256L254 20L257 21ZM69 20L72 21L71 19H69ZM81 20H82V19H81ZM99 20H98V21H99ZM105 20H106V18H105ZM107 20H108V19H107ZM119 20H120V19H119ZM130 20H131V19H130ZM144 20H145V19H144ZM144 20H143V21H144ZM152 20H153V19H152ZM155 20H158V19H155ZM185 20H186V18H185ZM185 20H183V21H185ZM208 20H210V21H207V20H206V21H207L208 23H210V22L212 21V18H211V19H208ZM214 20H215V19H214ZM214 20H213V21H214ZM220 20H219V24H222V22L220 23ZM263 20H264V19H263ZM263 20H261V21H263ZM74 21H73L72 24H71V28H69V29H70V32H71V33L69 32V33L71 34V38H70V37H69V38L72 39V38L74 37L72 40H75V39L77 38V37L75 38V36H74V33L76 34V31H75V30H76L78 27H79V28L81 27V26L79 25V24H80V23H79L80 20H79V22H78L79 24H78L77 22L75 23ZM86 21H87V24H88V23H89L90 21H92V20H86ZM88 21H89V22H88ZM98 21H97V22H98ZM100 21H101V20H100ZM114 21H115V19H114ZM126 21H127V20H126ZM137 21H138V20H137ZM143 21H142V22H143ZM145 21H146V20H145ZM145 21H144V22H145ZM164 21L161 20V22H163V23H164ZM169 21H170V18H169ZM198 21H197V22H198ZM202 21H205V20H200L199 22H201V24H202V23H203ZM217 21H218V20H217ZM217 21H215L216 25H217ZM222 21H223V20H222ZM227 21H226V22H227ZM239 21H241V20H239ZM239 21H238V22L231 21V22L234 24V23H239ZM245 21H246V20H245ZM245 21H244L243 23H245ZM247 21H248V20H247ZM251 21H252V20H251ZM258 21H259V20H258ZM261 21H259V22H261ZM93 22H94V20H93ZM95 22H96V20H95ZM95 22L93 23L94 27H95V24H96ZM104 22H105V21H103V22L101 21V22H99V23H100V24H101V23L103 24ZM122 22H123V20H122ZM140 22H141V21H140ZM148 22H149V21H148ZM166 22H168V21H166ZM194 22H195V21H194ZM199 22H198V23H199ZM223 22H224V21H223ZM263 22H264V21H263ZM263 22H262V23H263ZM82 23L84 24V20H83ZM82 23H81V25H82ZM130 23H131V21H130ZM154 23L156 24V22H154ZM170 23H171V22H170ZM170 23L168 22V24H166L167 26H166V25L163 26V27L165 28V30H164V29H162V30L160 29L161 31H164V33H163L162 35H164L165 33H167V34H166V36H167V35H169V32H170V31L172 32L174 29H177V28H171L173 25H172V23H171V25H172V26H171ZM174 23H173V24H174ZM186 23H188V20H187ZM189 23H190V22H189ZM191 23H193V21H192ZM191 23H190V24H191ZM204 23H205V22H204ZM208 23H206V25H202V26H203V27H204V26H207V25L210 26ZM212 23H214V22H212ZM215 23H214V24H215ZM228 23L230 24V22H228ZM241 23H242V22H241ZM241 23H240V24H241ZM243 23H242V25H243ZM246 23H247V22H246ZM246 23H245V25H246ZM89 24H91V23H89ZM97 24H98V23H97ZM100 24H99V27H98V25H97V27H98L97 30H99V31L102 30V29H101V28H102V27H101L102 25L100 26ZM107 24H108V23H107ZM110 24H111V23H110ZM118 24H119V23H118ZM139 24H140V23H139ZM142 24H143V23H142ZM149 24H150V23H149ZM158 24H159V20H158ZM158 24H157V26H158ZM161 24H162V23H161ZM164 24H165V23H164ZM201 24L199 23V24H197V25H201ZM210 24H211V23H210ZM229 24H226V26L229 25ZM240 24H239V26H240ZM249 24H250V22H249ZM251 24H252V23H251ZM254 24H255V21H254ZM256 24H257V22H256ZM84 25H86V22H85ZM93 25H92V26H93ZM103 25H104V24H103ZM105 25H106V24H105ZM105 25H104V26H105ZM112 25H113V23H112ZM112 25H111V26H112ZM116 25H117V24H116ZM116 25H115V26H116ZM119 25H120V24H119ZM135 25H136V23H135ZM151 25H152V26H155V25L152 24V23H151ZM162 25H163V24H162ZM162 25H161V27H162ZM187 25H189V24H187ZM187 25H186V26H187ZM235 25H236V24H235ZM259 25H261V24H259ZM259 25L257 24V26H258L257 28H259ZM262 25H264V24H262ZM82 26H83V25H82ZM87 26H89V25H87ZM92 26H90L91 29H92ZM115 26H114V27H115ZM117 26H118V25H117ZM123 26H124V25H123ZM126 26H127V25H126ZM152 26H151V27H152ZM159 26H160V25H159ZM176 26H179V25L176 24ZM184 26H185V25H184ZM190 26H192V25H190ZM211 26H212V25H211ZM217 26H218V25H217ZM224 26H225V25L223 24L222 27H224ZM231 26H233V25H231ZM243 26H244V25H243ZM249 26H250V25H249ZM249 26L247 25V27H249ZM251 26H252V25H251ZM76 27H77V28H76ZM107 27H108V26H107ZM112 27H113V26H112ZM130 27H131V25H130ZM151 27H149V29H151ZM163 27H162V28H163ZM180 27H182V26H180ZM188 27H189V26H188ZM196 27H198V26H195V28H196ZM220 27H221V26H220ZM220 27H219V28H220ZM229 27H230V25H229ZM229 27H228V28H229ZM236 27H237V26H236ZM252 27H254V26H252ZM263 27H264V26H263ZM84 28H85V29H83V31L86 30V28H88V29H87L88 32L91 31V30H89V27H84ZM119 28H120V27H119ZM123 28H125V27H123ZM190 28H191V27H190ZM190 28H189V29H190ZM199 28H200V26H199ZM204 28H205V27H204ZM204 28H203L202 30H204ZM211 28H215V25H214L213 27H211ZM224 28H225V27H224ZM237 28H238V27H237ZM237 28H236V29H237ZM242 28H243V27H242ZM242 28H241V29H242ZM249 28H250V27H249ZM249 28H248V29H249ZM260 28H261V27H260ZM104 29H106V27H105V28L103 27V30H104ZM108 29H109V28H108ZM108 29H107V30H108ZM121 29H122V27H121ZM127 29H128V27H127ZM139 29H140V28H139ZM149 29H148V30H149ZM172 29H173V30H172ZM192 29H193V28H192ZM208 29H210V28H208ZM229 29H230V28H229ZM231 29H232V28H231ZM252 29L255 30L254 28H252ZM261 29L263 30L264 28H261ZM80 30H81V29H80ZM80 30L77 29V32H80ZM92 30L95 31L94 29H92ZM123 30H124V29H123ZM131 30H132V29H131ZM142 30H143V29H142ZM177 30H178V29H177ZM181 30H183V29H181ZM193 30H194V29H193ZM193 30H191V31H193ZM211 30H212V29H211ZM214 30H215V29H214ZM221 30L223 31V28H222ZM221 30L218 29V30H217V31H218V34H214V36H216V38H218L217 36L219 35V33H220ZM253 30H252V32H253ZM68 31H69V30H68ZM93 31H91V32H93ZM104 31H105V30H104ZM110 31H114V30H110ZM124 31H125V30H124ZM124 31H123V33H124ZM132 31H134V29H133ZM149 31H150V30H149ZM149 31H148V32H149ZM151 31H153V29H152ZM161 31H160L159 33H161ZM178 31H179V30H178ZM178 31H176V32L178 33ZM196 31H197V28H196ZM199 31H200V29H199ZM199 31H198V32H199ZM204 31H206V29H205ZM204 31H202V32L204 33ZM212 31H213V30H212ZM217 31H216V32H217ZM222 31H221V32H222ZM226 31H227V29H226ZM228 31L230 32V30H228ZM233 31H234V29H233ZM233 31H232V32H233ZM236 31H237V30H236ZM241 31H243V30H240V32L238 31V34L241 33ZM248 31H249V30H248ZM81 32H82V30H81ZM85 32H86V31H84V33H85ZM88 32H87V33H88ZM95 32H96V31H95ZM100 32H101V31H100ZM100 32H99V33H100ZM115 32H116V31H115ZM115 32H114V33H115ZM171 32H170V33H171ZM174 32H175V31H174ZM176 32H175V35L177 34ZM183 32H184V31H183ZM187 32H189V31H187ZM193 32H195V31H193ZM214 32H215V31H214ZM229 32H225V33H229ZM232 32H231V33H232ZM246 32H247V29H246V31L244 30V32H242V33H245V34H246ZM252 32H251V33H252ZM256 32H257V31H256ZM256 32H255V33H256ZM62 33H63V32H62ZM96 33H98V32H96ZM102 33H104V32H102ZM110 33L112 34V32H110ZM119 33H120V32H119ZM127 33H128V32H127ZM139 33H140V32H139ZM143 33H145V32H143ZM149 33L151 34V32H149ZM153 33H155V32H153ZM196 33H197V32H196ZM206 33H208V30H207ZM222 33H223V32H222ZM222 33H220V34H222ZM231 33H230V34H231ZM234 33H235V31H234ZM236 33H237V32H236ZM236 33H235V34H236ZM242 33H241V34H242ZM248 33H249V35H251L250 32H248ZM78 34H79V33H78ZM82 34H83V32H82ZM82 34L80 33V35H82ZM90 34H91V33H90ZM92 34H94V33H92ZM100 34H101V33H100ZM108 34H109V32H108ZM128 34H129V33H128ZM128 34H127V35H128ZM140 34H141V33H140ZM156 34H157V33H155V35H156ZM172 34H173V32H172ZM179 34H180V33H179ZM184 34H185V33H184ZM200 34H201V33H200ZM200 34L197 33V35H200ZM210 34H211V33H210ZM252 34H253V33H252ZM256 34H257V33H256ZM256 34H254V35H256ZM84 35H86V34H84ZM84 35H83V36H84ZM96 35H99V34H96ZM96 35H94L93 37H95ZM113 35H114V34H113ZM116 35H117V34H116ZM116 35H114V36H116ZM131 35H132V34H131ZM180 35H181V34H180ZM186 35H187V34H186ZM188 35H189V34H188ZM190 35H191V34H190ZM197 35H196V36H197ZM201 35H202V34H201ZM201 35H200V37L203 36V35H202V36H201ZM222 35H223V34H222ZM224 35H225V34H224ZM232 35H233V34H232ZM232 35H231V36H232ZM236 35H237V34H236ZM236 35H235V36H236ZM239 35H240V34H239ZM242 35H244V34H242ZM242 35H240V36H242ZM64 36H65V35H64ZM76 36H78V35H76ZM103 36H104V35H103ZM110 36H112V35H110ZM117 36H118V35H117ZM117 36H116V37H117ZM122 36H123V35H122ZM135 36H136V35H135ZM152 36H153V35H152ZM173 36H174V35H173ZM196 36H195V37H196ZM206 36H207V35H206ZM206 36H205V37H206ZM208 36H209V34H208ZM211 36H212V35H211ZM211 36H210V37H211ZM227 36H228V35H227ZM227 36H226L225 38H228ZM229 36H230V35H229ZM247 36H248V34H247ZM259 36H260V35H259ZM66 37H67V36H66ZM66 37H65V38H66ZM89 37H90V36H89ZM144 37H145V36H144ZM148 37H149V36H148ZM156 37H157V36H156ZM158 37H159V36H158ZM158 37H157V38H158ZM167 37H168V36H167ZM180 37H181V36H180ZM193 37H194V36L192 35V38H193ZM212 37H213V36H212ZM223 37H224V36H222V38H223ZM232 37H233L232 40H231V37H230V40H231V41H233L234 38H235L234 36H232ZM245 37H246V35L244 36V38H243V36H242L241 38L245 39ZM250 37H251V36H250ZM250 37H249V38H250ZM256 37H258V36H256ZM84 38H85L86 40H88V41H89V39H90V38L87 39V35L84 36ZM84 38H83V39H84ZM96 38H99V36H98V37L96 36ZM96 38H95V40H96ZM107 38H108V37L105 36L104 38H100V39H103V41L105 40L104 42H107ZM111 38H112V37H111ZM111 38H109V39H111ZM122 38H123V37H122ZM127 38H129V37H127ZM134 38H135V37H134ZM137 38H138V37H137ZM137 38H136V39H137ZM151 38H152V37H151ZM171 38H172V37H171ZM175 38H176V37H175ZM185 38H186V37H185ZM197 38H198V40H199V36H197ZM213 38H214V37H213ZM213 38H211V39H213ZM216 38H214V39H215V42H216V40H220V43H222V41H221L222 39H220V36H219V39H216ZM238 38H239V36H238ZM251 38H252V37H251ZM70 39H66V40H69L68 42L70 43ZM80 39H82V36H80V38L77 39V40H80ZM92 39H94V38H92ZM92 39H91V40H92ZM109 39H108V41H110ZM113 39H116V38H113ZM113 39H111V41H112ZM119 39H120V38H119ZM139 39H140V37H139ZM144 39H145V38H144ZM144 39H143V40H144ZM146 39H147V38H146ZM148 39H149V38H148ZM148 39H147V40H148ZM152 39H153V38H152ZM163 39H164V38H163ZM163 39H162V40H163ZM169 39H170V38H169ZM177 39H178V35H177ZM179 39H180V38H179ZM187 39H188V37H187ZM190 39H191V38H190ZM209 39H210V38H209ZM236 39H237V37H236ZM247 39H248V37H246V41H248ZM252 39H253V38H252ZM259 39H260V38H259ZM259 39L256 38V40H259ZM261 39H262V38H261ZM95 40H94V42H95ZM125 40H126V39H125ZM137 40H138V39H137ZM143 40H142V41H143ZM162 40H161V41H162ZM165 40H167V39L165 38ZM170 40H172V39H170ZM170 40H169V42H168L169 44H171V41H170ZM173 40H174V37H173ZM173 40H172V41H173ZM180 40L184 42V39L182 40V38H181ZM185 40H186V39H185ZM198 40L195 39L196 43H198V44L200 45L201 43H200V41H198ZM200 40L203 41V38H200ZM225 40H226V39H225ZM227 40H228V39H227ZM237 40H238V39H237ZM240 40L243 41L242 39H240ZM249 40H250V39H249ZM75 41H76V40H75ZM96 41L99 42L98 39H97ZM100 41L102 42V40H100ZM111 41H110V42H111ZM121 41H123V40H121ZM144 41H145V40H144ZM144 41H143V42H144ZM149 41H150V40H149ZM151 41H153V40H151ZM157 41H158V40H157ZM176 41H177V40H176ZM181 41H180V42H181ZM186 41H187V40H186ZM188 41H189V40H188ZM188 41H187V43H188ZM202 41H201V42H202ZM205 41H206V40H204L203 42H205ZM213 41H214V40H213ZM231 41H230V42H231ZM254 41H255V40H253V42H254ZM263 41H264V40H262V42H263ZM86 42H87V41H86ZM86 42H85V44L89 43V42H87V43H86ZM91 42H92V41H91ZM91 42H90V43H91ZM101 42H100V43H101ZM110 42H108V43H110ZM116 42H117V40H116ZM154 42H155V41H154ZM159 42H160V41H159ZM166 42H167V41H166ZM166 42H164V44H165ZM174 42H175V41H174ZM177 42L181 45V43H180L179 41H177ZM191 42H192V41H191ZM206 42H207V41H206ZM206 42H205V43H206ZM211 42H212V41H211ZM215 42H214L213 44H215ZM224 42H225V41H224ZM226 42H229V41H226ZM239 42H240V41H239ZM243 42H244V41H243ZM248 42H249V41H248ZM248 42H246V43H248ZM258 42H259V41H258ZM262 42L260 41L261 46H259V47H261V49L264 51V46H263V48H262ZM100 43H99V44H100ZM112 43H115V42L113 41ZM117 43H118V42H117ZM119 43H120V41H119ZM119 43H118L117 45H119ZM130 43H131V42H130ZM147 43H148V42H147ZM184 43H185V42H184ZM187 43H185V45H186ZM207 43H208V42H207ZM220 43H219V41H217V44L220 45ZM235 43H236V42H235ZM246 43L243 44V43L241 42V44H243V45H245ZM95 44H96V42H95ZM101 44H103V43H101ZM101 44H100V45H101ZM122 44H123V42H122ZM138 44H139V43H138ZM150 44H151V42H150ZM174 44H175V43H174ZM182 44H183V43H182ZM192 44H193V42H192ZM202 44H203V43H202ZM202 44H201V45H202ZM222 44H223V43H222ZM231 44H232V43H231ZM237 44L239 45L240 43H238V41H237ZM237 44H235V45H237ZM248 44H249V43H248ZM248 44H246V45H248ZM255 44H256V43H255ZM263 44H264V42H263ZM65 45H66V43H65ZM65 45H63V46H64V47H67V46H68V45H67V46H65ZM70 45H71V43H70ZM166 45L168 46L167 43H166ZM176 45H178V44H175V46H176ZM199 45L196 44V46H199ZM210 45H211V43H210ZM210 45H209V46H210ZM233 45H234V42H233ZM233 45H232V46H233ZM235 45H234V46H235ZM238 45H237V46H238ZM249 45L252 46L251 43H250ZM249 45H248V46H249ZM258 45H260V44H258ZM87 46H89V45H87ZM103 46H104V45H103ZM114 46H115L116 48H118V47L116 46V43L114 44ZM131 46H132V45H131ZM205 46H208V45H203L204 48H205ZM209 46H208V47H209ZM216 46H218V45H216ZM220 46L223 47L222 45H220ZM220 46H218V48H219ZM227 46H228V45H227ZM232 46H231V48H229V49L234 48V47H232ZM251 46H249V47L244 46V47H245V48H250ZM106 47H107V44H106ZM110 47H113V46L110 44ZM142 47H143V46H142ZM146 47H147V46H146ZM159 47H160V46H159ZM161 47H162V46H161ZM161 47H160V48H161ZM168 47H169V46H168ZM170 47H172V45H170ZM170 47H169V49H170ZM178 47H180V46H176V48H178ZM199 47H200V46H199ZM199 47H198V49H199ZM208 47H207V49L205 48V49H206V50H205L206 52H207V50H208ZM213 47H215V46H213ZM224 47H225V46H224ZM229 47H230V46H229ZM239 47H241V46H239ZM252 47H254V46H252ZM259 47H258V49H260ZM77 48L80 49V47H77ZM107 48H108V47H107ZM119 48H120V47H119ZM174 48H175V47H174ZM181 48H182V47H181ZM185 48H186V47H185ZM185 48H184V50H185ZM210 48H212V47H210ZM241 48H243V47H241ZM255 48H256V45H255ZM71 49H72V48H71ZM71 49H70V50H71ZM74 49H76V48H74ZM78 49H77V50H78ZM101 49H102V48H101ZM109 49H110V48H109ZM112 49H113V48H112ZM114 49H115V48H114ZM121 49H122V48H121ZM123 49H124V48H123ZM127 49H128V48H127ZM162 49H164V47H163ZM167 49H168V48H167ZM171 49H172V48H171ZM188 49H189V48H188ZM200 49H202V48H200ZM222 49H223V48H222ZM229 49H228V51L225 52L226 54H227V52H229V54H230V52H231V53H235V55H236L237 52L229 51ZM236 49H237V48H236ZM252 49H254V48H252ZM256 49H257V48H256ZM256 49H254V50H256ZM258 49H257L256 51H259ZM131 50H133V49H131ZM138 50H139V49H138ZM144 50H145V49H144ZM173 50H174V49H173ZM178 50H179V49H178ZM178 50L175 51V53H176V52H179ZM184 50H183V51H184ZM189 50H190V49H189ZM212 50H213V49H212ZM215 50H216V48L213 50V52H214ZM226 50H227V49H226ZM234 50H235V49H234ZM237 50L239 51L240 49H237ZM237 50H236V51H237ZM242 50H243V49H242ZM245 50H247V49H245ZM254 50H252V51H254ZM262 50H261L260 52H263ZM72 51L74 52V50H72ZM94 51H96V50H94ZM117 51H118L117 53L120 52V50H118V49H117ZM139 51H140V50H139ZM146 51H147V50H146ZM183 51H182V52H183ZM201 51H204V49L201 50ZM205 51H204V52H205ZM210 51H211V50H210ZM224 51H225V50H224ZM243 51H244V50H243ZM256 51H255V52H256ZM68 52H70V51H68ZM77 52H78V51H76V53H74V55H72V56H67V57H63V58H56V57L54 58V57H52V58H50V59H48L47 61H44V62H42V61H38V60L35 59L32 55H30L29 53H28V54H29L30 56L28 55V57H29V58L31 59V61H32L33 63H35L37 66H46V65H49V64H53V63H55V62H57V61H59V60L65 59V58L76 57L75 54H77V57H84V58H87V60L93 65L92 67H94L96 64H98V63H96V62L98 61V60L95 59L96 57H99V58H97V59H100V57H104L105 55H107V57L109 56L108 52L106 53V50H105V52H104V49H102V50L97 49V51H96L97 53L94 54V55L96 56L95 58H89V57H87L88 55H85V54H78ZM89 52H90V50H89ZM89 52H88V53H89ZM112 52H113V51H112ZM129 52H130V51H129ZM141 52H142V51H141ZM159 52H160V51H159ZM165 52H166V51H165ZM186 52H187V51H186ZM188 52H189V51H188ZM204 52H203V53H204ZM208 52H209V51H208ZM213 52H209V54H213ZM219 52H220V51H219ZM219 52H218V53H219ZM241 52H242V51H241ZM244 52H246V51H244ZM244 52H243V54H244ZM90 53H91V52H90ZM94 53H95V52H94ZM114 53H115V50H114ZM114 53H113L114 56L112 55L113 57L111 56V58H114L115 56H117V54H114ZM122 53H123V52H122ZM132 53H133V52H132ZM189 53H190V52H189ZM201 53H202V52H201ZM220 53H221V52H220ZM239 53H240V51H239ZM246 53H249V52H246ZM246 53H245V55H247ZM253 53H254V52H253ZM256 53H258V52H256ZM256 53H254L255 56H256ZM72 54H73V53H72ZM92 54H93V53H92ZM125 54H128V52H127V53L125 52ZM133 54H134V53H133ZM162 54H163V53H162ZM171 54H172V53H171ZM171 54H170V55H171ZM180 54H181V53H180ZM180 54H179V55H180ZM185 54H186V53H184V55H185ZM214 54H215V56H214V58H215V57L217 56V55H216L217 53H214ZM221 54H222V53H221ZM221 54H220V55H221ZM263 54H264V52H263ZM263 54H262V55H263ZM7 55H8V57H10L9 54H7ZM10 55H11V54H10ZM12 55H13V54H12ZM16 55L20 58V60H21V62H22V65L25 66V68H28V70H29L30 80H31L32 84L34 85V88L36 87V89L38 90V93H37V94L41 93V92L43 91L42 88L44 89V87H45V85L43 84V82H41V79H40V74H41V72H42L43 70H41V69H39V68L33 66V65L31 64V62H29V60L25 59V56H23V55L21 54L20 51H17V50H16ZM118 55H119V54H118ZM136 55H138V54H136ZM166 55H167V54H166ZM182 55H183V54H182ZM186 55H188V54H186ZM196 55H197V53H196ZM201 55H202V54H201ZM206 55H207V56H210V55H208V54H206ZM206 55H205V56H206ZM235 55H234V54H232V55L230 54V57H231V56H235ZM238 55H239V54H238ZM238 55H237V56H238ZM240 55H242V53H240ZM245 55H244V56H245ZM257 55H259V54H257ZM1 56H2V55H1ZM1 56H0V57H1ZM14 56H15V54H14ZM119 56H121V55H119ZM205 56H204V57H205ZM225 56H226V55H225ZM228 56H229V55H228ZM228 56H227V57H228ZM237 56H236V58H237ZM259 56H260V55H259ZM259 56H258V57H259ZM263 56H264V55H263ZM105 57H106V56H105ZM117 57H118V56H117ZM122 57H123V56H122ZM132 57H134V56H132ZM132 57H130V58H132ZM178 57H179V56H178ZM181 57H182V56H181ZM185 57H186V56H185ZM218 57H219V55H218ZM218 57H217V58H218ZM221 57H222V56H221ZM221 57H220V58H221ZM227 57H226V58H227ZM239 57H240V56H239ZM256 57H257V56H256ZM11 58L13 59V56H12ZM111 58L109 57V58H108L109 60H108L107 58H106V59L110 62V59H111ZM143 58H144V60H145L146 57H143ZM149 58H151V57L149 56ZM174 58H175V57H174ZM176 58H177V57H176ZM192 58H193V56H192ZM201 58H203V57H201ZM205 58H206V57H205ZM211 58H212L211 60H215V61L217 60V58L214 59L212 56H211ZM220 58H219V59H220ZM226 58H224V59L226 60ZM231 58H232V57H231ZM234 58H235V57H234ZM234 58H233L232 60L229 59V62H232L233 60H235ZM245 58H247V57L245 56ZM259 58H260V57H259ZM261 58H264V57H261ZM0 59H1V58H0ZM3 59H4V58H3ZM55 59H59V60H55ZM104 59H105V58H104ZM115 59H116V60H117V59H120V57H119V58H115ZM123 59H124V58H123ZM134 59H135V57H134ZM209 59H210V58H209ZM209 59H208V61H209ZM221 59H222V58H221ZM221 59H220V60H221ZM240 59H241V57H240ZM249 59H251V58H249ZM253 59H254V58H253ZM4 60H6V59H4ZM9 60H10V59H9ZM54 60H55V61H54ZM79 60L82 61V62H84V64L86 63V65L88 64L86 61H83V60H81V59H79ZM79 60L76 59L75 61L69 63L68 65L70 66V64H73V65L75 64L74 66H76V64H80V66H82V63L79 62ZM101 60H103V59H101ZM127 60H128V59H127ZM131 60H132V59H131ZM136 60H137V59H136ZM139 60H140V59H139ZM151 60H152V59H151ZM153 60H154V59H153ZM167 60H169V59H167ZM194 60H195V59H194ZM227 60H228V59H227ZM242 60L244 61L245 59L243 58ZM242 60H241V61H240V60H235V61H238V62L240 61L239 63H241ZM258 60H259V59H258ZM260 60H261V59H260ZM263 60H264V59H263ZM1 61H3V60H1ZM1 61H0V63H1ZM14 61H15L14 63H16V59H15ZM108 61H107V63H108ZM134 61H135V60H134ZM157 61H158V60H157ZM161 61H162V60H161ZM164 61H165V60H164ZM202 61H203V60H202ZM205 61H207V58H206ZM223 61H224V60H223ZM235 61H234V63H236ZM245 61H246V60H245ZM245 61H244V62H245ZM6 62H7V61H6ZM116 62H117V61H116ZM124 62H125V61H124ZM126 62H127V61H126ZM149 62H150V61H149ZM155 62H156V61H155ZM172 62H173V61H172ZM213 62H214V61H213ZM213 62L211 61V63H213ZM218 62H219V60H218ZM220 62H221V61H220ZM220 62H219V64H216L217 62H216V63L214 62V64H216V65L219 66V65H221ZM226 62H227V61H224V63H226ZM238 62H237V64H238ZM246 62H247V61H246ZM2 63H4V62H2ZM12 63H13V62H12ZM99 63H100V62H99ZM118 63H119V60H118ZM122 63H123V62H122ZM132 63H133V62H132ZM142 63H143V62H142ZM166 63H168V62H166ZM166 63H165V64H166ZM200 63H201V61H200ZM208 63L210 64V62H208ZM222 63H223V62H222ZM234 63H230V64H232V66H234V68H235V67H240V66H238V65H236V64L234 65ZM249 63H250V62H249ZM249 63H247V64L250 65ZM100 64H101V66L103 65L102 63H100ZM120 64H121V62H120ZM123 64H124L123 67L120 66V67H121V68H120L119 66H117V68H119L120 70L123 68V70H124V68H125L124 66H125L126 63H123ZM143 64H144V63H143ZM163 64H164V63H163ZM176 64H177V63H176ZM205 64H206V63H205ZM214 64H213V65H214ZM5 65H6V64H5ZM5 65H3V66L5 67ZM110 65H112V64H110ZM115 65H116V64H115ZM151 65H152V64H151ZM155 65H156V64H155ZM185 65H186V64H185ZM201 65H202V64H201ZM210 65H211V64H210ZM222 65H224V64H222ZM222 65H221V66H222ZM226 65L228 66V64H226ZM226 65H225V66H226ZM239 65H240V64H239ZM251 65H252V64H251ZM0 66H2V64H1ZM7 66H8L9 68H11V66H13V65L11 64V66H9V65H7ZM18 66H21V65H18ZM18 66H17V68H19ZM60 66H64V65H58V66H55V67H53V68H48V69H46V70L50 71L51 75H50V78H49V85H48L47 88H45L44 92L47 93V96H46L45 99H47V97H48L47 100H48V101H49V99L51 100V101H50V102H51V105H52V103H54V101H55L56 97L58 96L59 92L62 91V93H63V95H64V94H66V93L68 92V90L70 89V88H69V85H70V84H69V79H68L69 77H68V74L66 75L64 72H61V71H60ZM88 66H90V65L88 64ZM108 66H109V64H108ZM144 66H145V65H144ZM153 66H154V65H153ZM164 66H165V65H164ZM194 66H195V65H194ZM205 66H206V65H205ZM205 66H204V69H205ZM221 66H220L219 68H222ZM225 66H223V68H222L221 70L226 69ZM227 66H226V67H227ZM232 66H230V67H232ZM241 66H242V65H241ZM244 66H245V65H244ZM77 67H78V66H77ZM110 67H111V66H110ZM110 67H108V68H110ZM115 67H116V66H115ZM157 67H158V66H157ZM177 67H178V66H177ZM186 67H187V66H186ZM188 67H189V66H188ZM207 67H208V66H207ZM212 67H213V66H211V67H209V68L213 69ZM1 68H3V67H1ZM5 68H7V67H5ZM168 68H169V67H168ZM209 68H208V70L206 69L208 72H210ZM215 68H216V66H215ZM215 68H214V69H215ZM227 68H228V67H227ZM240 68H241V67H240ZM240 68H238V69H240ZM253 68H254V67H253ZM96 69H97V68H96ZM96 69H95V70H96ZM102 69H103V68H102ZM172 69H173V68H172ZM175 69H176V68L174 67V70H175ZM228 69H229V68H228ZM236 69H237V68H236ZM236 69H235V70H236ZM242 69H243V67H242ZM245 69H247L246 66H245ZM0 70H1V69H0ZM7 70H8V69H7ZM11 70H12V69H11ZM13 70H14V68H13ZM21 70H22V69H21ZM21 70H19V71H21ZM100 70H101V69H100ZM114 70H115V69H114ZM120 70H119V71H120ZM123 70H122V71H123ZM193 70H195V69H193ZM200 70H201V69H200ZM221 70L219 69L218 71L221 72ZM226 70H227V69H226ZM230 70H231V69H229V71H230ZM232 70H233V69H232ZM232 70H231V71H232ZM263 70H264V69H263ZM3 71H4V70H3ZM5 71H6V70H5ZM65 71H66V70H65ZM67 71H68V70H67ZM67 71H66V72H67ZM163 71H164V70H163ZM163 71H162V72H163ZM181 71H182V70H181ZM202 71H203V70H202ZM231 71H230V73H231ZM238 71H239V70H237V72H238ZM242 71H243V70H242ZM242 71L239 72V73H242ZM0 72H1V71H0ZM12 72H14V71H12ZM114 72H115V71H114ZM117 72H118V69H117ZM117 72H116V73H117ZM191 72H192V71H191ZM191 72H190V73H191ZM195 72H196V71H195ZM211 72H212V71H211ZM211 72H210V73H211ZM219 72H217V73H219ZM225 72H226V71H225ZM235 72H236V71H235ZM7 73H8V71H7ZM17 73H18V72H17ZM98 73H99V72H98ZM119 73H120V72H119ZM148 73H149V71H148ZM159 73H161V72H159ZM183 73H184V72H183ZM201 73H203V72H201ZM201 73H200V75H202ZM206 73H207V72H206ZM217 73H215V74H217ZM228 73H229V72H228ZM246 73H248V72H246ZM246 73H245V74H246ZM3 74H4V72H3ZM5 74H6V72H5ZM9 74H10V76H11V73H9ZM19 74H20V73H19ZM90 74H91V72H90ZM110 74H111V73H110ZM161 74H163V73H161ZM181 74H182V73H181ZM212 74H213V73H212ZM212 74H211V75H212ZM222 74H223V73H222ZM225 74H226V73H225ZM225 74L222 75V76L225 77V76L227 75V74H226V75H225ZM232 74H233V72H232ZM232 74H229V75H230V78H232V76L234 77V76L237 75V74H236V75H235V74L232 75ZM245 74H244V75H245ZM0 75H2V74L0 73ZM7 75H8V74H7ZM7 75L2 76V77H6V78H7ZM14 75H15V73H14ZM103 75H104V73H103ZM103 75H101V76H103ZM107 75H108L107 77H109V73H108V72H107ZM114 75L116 76V74H114ZM120 75H122V74H120ZM139 75H140V74H139ZM143 75H144V74H143ZM165 75H166V73H165ZM165 75H163L164 78H165ZM213 75H214V74H213ZM213 75H212V76H213ZM220 75H221V73H220ZM231 75H232V76H231ZM239 75H241V74H239ZM242 75H243V73H242ZM8 76H9V75H8ZM10 76H9V78H10ZM17 76H18V75H17ZM110 76H111V75H110ZM115 76H114V78L117 77V76H116V77H115ZM118 76H119V75H118ZM170 76H171V75H170ZM179 76H180V74H179ZM203 76H204V73H203ZM205 76H206V74H205ZM212 76H211V77H212ZM214 76H215V75H214ZM237 76H238V75H237ZM2 77H1V79H4V78H2ZM96 77H97V76H96ZM107 77H106V79H107ZM122 77H123V76H122ZM122 77L120 76V78H122ZM150 77H151V76H150ZM161 77H162V76H161ZM180 77H181V76H180ZM180 77H179V79H180ZM187 77H188V76H187ZM193 77H194V76H193ZM200 77H201V76H200ZM224 77H223V79H224ZM238 77H239V76H238ZM94 78H95V77H94ZM117 78H118V77H117ZM117 78H116V79H117ZM139 78H141V77H139ZM144 78H146V77H144ZM156 78H158V77H156ZM164 78H162V79L159 78V79H160V81H161V80L165 81ZM185 78H186V77H185ZM194 78H195V77H194ZM201 78H202V77H201ZM204 78H205V77H204ZM204 78H202V79H204ZM214 78H218V77H214ZM219 78H221V81H223L221 76H220ZM219 78H218V80H219ZM227 78H228V76H227ZM227 78H226V79H227ZM234 78H235V77H234ZM234 78H233L232 80L229 79L228 82H230V81L232 82V81L234 80ZM131 79H132V78H131ZM131 79H130V80H131ZM152 79H153V78H152ZM168 79H169V78H168ZM174 79H175V78H174ZM183 79H184V78H183ZM195 79L198 80L197 78H195ZM202 79H201V80H202ZM207 79H209V78L206 77V79L204 80V82H205ZM210 79H211V78H210ZM210 79H209V80H210ZM212 79H213V77H212ZM226 79H224V83H225V80H226ZM246 79H248V78H246ZM4 80H5V79H4ZM6 80H8V79H6ZM10 80H11V79H10ZM12 80H13V79H12ZM15 80H16V79H15ZM17 80H18V79H17ZM17 80H16V81H17ZM19 80H20V79H19ZM19 80H18V81H19ZM88 80H89V79H88ZM95 80H97V79H95ZM95 80H94V82H96ZM112 80H113V77H112ZM112 80H111V83L115 82V81L112 82ZM122 80H123V79H122ZM138 80H139V79H138ZM154 80H156V79H154ZM171 80H172V79H171ZM181 80H182V79H181ZM189 80H190V79H189ZM218 80H217L216 82H218ZM227 80H228V79H227ZM238 80H240L241 83H242V80H243V79L238 78ZM238 80H236V81H238ZM262 80H264V79H262ZM1 81H3V80H1ZM118 81H120L119 83H121V84H122V82H123V81H121V80H118ZM132 81H133V80H132ZM136 81H137V80H136ZM146 81H147V80H146ZM150 81H151V80H150ZM150 81H149V82H150ZM187 81H188V78H187ZM198 81H200V80H198ZM207 81H208V80H207ZM207 81H206V82H207ZM221 81H219V82L221 83ZM236 81H235V82H236ZM240 81H239V82H240ZM98 82H101V81L99 80ZM134 82H135V80L133 81V83H134ZM170 82H171V81H170ZM172 82H173V81H172ZM191 82H192V80H191ZM214 82H215V81H214ZM233 82H234V81H233ZM19 83H20V82H19ZM19 83H17V84H19ZM111 83H109V84L112 86ZM135 83H136V82H135ZM143 83H144V82H143ZM158 83H159V82H158ZM173 83H174V82H173ZM180 83H183V82L180 81ZM180 83H179V85L176 84V87H178L179 89H180V87H179V86H180ZM185 83H186V82H185ZM193 83H194V82H193ZM193 83H192V84H193ZM195 83H196V82H195ZM198 83H199V82H198ZM198 83H196V84H198ZM201 83H202V82H201ZM201 83H199V85H201ZM222 83H223V82H222ZM226 83H227V82H226ZM2 84H3V83H2ZM13 84H14V83H13ZM15 84H16V83H15ZM159 84H160V83H159ZM171 84H172V83H171ZM186 84H187V83H186ZM186 84H184V85H186ZM202 84H203V83H202ZM205 84H206V83H205ZM213 84L215 85V83H213ZM218 84H219V83H218ZM237 84H238V82H237ZM239 84H240V83H239ZM254 84H256V83H254ZM262 84H263V83H262ZM7 85H8V84H7ZM98 85L101 86V84H99V83H98ZM104 85H105V84H104ZM107 85H108V84H107ZM136 85H137V84H136ZM163 85H164V84H163ZM194 85H195V84H193V86H194ZM214 85H212V86H214ZM222 85H223V84H221V86H222ZM226 85H227V84H225L224 86H222V88H223V89H222V90H223L222 92H224V90L226 89V87H227ZM229 85H231V86L235 85V87H236V83H233V85H232V84H229ZM5 86H6V82H5ZM13 86H14V85H13ZM13 86H12V88L17 87V85L14 86V87H13ZM19 86H20V84L18 85V87H19ZM43 86H44V87H43ZM111 86H110V87H111ZM158 86H159V85H158ZM167 86L169 87V85H167ZM170 86H171V85H170ZM195 86H196V85H195ZM231 86H230V88H231V90H232V87H231ZM240 86H241V85H240ZM240 86H237L236 88H238V87H240ZM242 86H243V85H242ZM6 87H8V86H6ZM98 87H99V86H98ZM103 87H104V86H103ZM110 87H109V89H110ZM115 87H117V86L115 85ZM134 87H135V85H134ZM138 87H139V86H138ZM173 87H174V86L172 85V88H173ZM197 87H198V85H197ZM206 87H207V86H206ZM206 87H205V89H206ZM217 87H218V86H217ZM235 87H234V88H235ZM3 88H4V87H3ZM10 88H11V87H10ZM10 88H9V89H10ZM105 88H106V87H105ZM113 88H114V87H113ZM120 88H121V87H120ZM150 88H151V87H150ZM181 88H182V87H181ZM193 88H195V87H193ZM210 88H214V87H210ZM215 88H216V87H215ZM219 88H220V87H219ZM224 88H225V89H224ZM234 88H233V89H234ZM4 89H6V88H4ZM16 89H17V88H16ZM16 89H15V90H16ZM19 89H20V87H19ZM102 89H103V88H102ZM102 89L100 90V92H103ZM111 89H112V87H111ZM111 89L109 90L108 93H110V91H111V92L113 91V90H111ZM116 89H119V88L117 87ZM154 89H155V88H154ZM157 89H158V88H157ZM195 89H201V86H200V88H195ZM208 89H209V88H208ZM227 89H228V88H227ZM15 90H14V91H15ZM32 90H33V89H32ZM97 90H99V88L97 89V83H96V84L93 85V87L91 88V90L89 91V93L83 98V100H91V99H93L94 97H96L95 95H98V94H96ZM114 90H115V89H114ZM121 90H123V87H122V89H120L119 91L121 92ZM172 90H173V89H172ZM176 90H178V89L176 88ZM202 90H203V86H202L201 91H202ZM206 90H207V89H206ZM209 90H210V89H209ZM211 90H212V89H211ZM216 90H217V89H216ZM219 90H221V89H218V91H219ZM239 90H240V88H239ZM239 90H238V91H239ZM254 90H255V89H254ZM0 91H1V90H0ZM11 91H12V90H11ZM11 91H10V92H11ZM21 91H22V89H21ZM21 91H20V92H21ZM23 91H24V90H23ZM40 91H41V92H40ZM104 91H105V90H104ZM119 91L117 90L118 93H119ZM147 91H148V88H147ZM153 91H154V90H153ZM156 91H157V90H156ZM161 91H162V90H160V92H161ZM192 91H193V90H192ZM194 91H195V90H194ZM198 91H199V90H198ZM214 91H215V90H214ZM214 91L212 90V92H214ZM240 91H241V90H240ZM240 91H239V93H241ZM258 91H259V90H258ZM258 91H257V92H258ZM5 92H6V90H5ZM15 92H17V91H15ZM30 92H31V90H30ZM36 92H37V91H36ZM98 92H99V91H98ZM106 92H107V90H106ZM150 92H151V91H150ZM154 92H155V91H154ZM169 92H170V91H169ZM177 92H178V91H177ZM209 92H210V91H209ZM209 92H208V93H209ZM219 92H220V91H219ZM229 92H233V91H229ZM229 92H227V93H229ZM236 92H237V91H236ZM236 92H235V93H236ZM1 93H2V92H0V94H1ZM7 93H8V91H7ZM7 93H6V95H7ZM13 93H14V92H13ZM17 93H18V92H17ZM22 93H23V92H22ZM22 93H21V99H22V96L25 94V92L23 93V95H22ZM32 93H33V92H32ZM42 93H43V92H42ZM108 93H106V94L108 95ZM115 93H116V91H115ZM115 93H112V94H115ZM144 93H145V92H144ZM172 93H173V91H172ZM175 93H176V91H175ZM197 93H198V95L200 96L201 93H200V92H197ZM202 93H203V92H202ZM208 93H206V94H208ZM210 93H211V92H210ZM227 93L225 94V92H224V94H225V98L223 99V102H222V104L220 105V106H221L220 109H218L219 111L226 110L232 102H233V104L235 103V102H234L235 100L233 101V98H231V97H229V96H226V95H229V94H227ZM242 93H243V92H242ZM253 93H254V92H253ZM35 94H36V93H35ZM43 94H44V93H43ZM103 94H104V92H103ZM110 94H111V93H110ZM156 94H157V93H156ZM158 94H159V93H158ZM170 94H171V93H170ZM188 94H190V92H189ZM192 94L195 95L196 93H195V94L192 93ZM214 94H217V92L214 93ZM218 94H219V93H218ZM218 94H217V95H218ZM262 94H263V92H262ZM4 95H5V94H4ZM15 95H16V94H15ZM25 95H26V94H25ZM31 95H32V94H31ZM39 95H40V94H39ZM101 95H102V94H101ZM101 95H99V96H101ZM104 95H105V94H104ZM107 95H105V96H107ZM116 95H117V94H116ZM146 95H147V94H146ZM154 95H155V93H154ZM173 95H174V94H173ZM173 95H172V97H173ZM201 95H203V94H201ZM204 95H205V94H204ZM204 95H203V97H205ZM235 95H236V94H234V96H235ZM263 95H264V94H263ZM11 96L13 97L12 94H11ZM17 96H18L19 101H20L19 94H17ZM178 96H179V95H178ZM189 96H190V95H189ZM207 96H211V95H207ZM207 96H206V97H207ZM215 96H216V95H215ZM215 96H214V97H215ZM220 96H221V94H220ZM230 96H231V95H230ZM232 96H233V93H232ZM237 96H238V94L236 95V97H237ZM241 96H242V95H241ZM254 96H255V95H254ZM259 96H261V95H259ZM1 97H2V96H1ZM24 97H25V96H24ZM27 97H28V96H27ZM29 97H30V96H29ZM29 97H28V98H29ZM39 97H42V96L40 95ZM103 97H104V96H103ZM111 97H112V95H111ZM113 97H115V96L113 95ZM141 97H143V96H141ZM145 97H146V96H145ZM154 97H156V96H154ZM169 97H171V96H169ZM175 97H176V96H175ZM200 97H201V96H200ZM211 97H212V96H211ZM236 97H235V98H236ZM14 98H15V96L13 97V99H14ZM16 98H17V97H16ZM36 98H38V96H36ZM36 98H35L34 100H37ZM99 98H100V97H99ZM101 98H102V96H101ZM117 98H119V97H117ZM152 98H153V97H152ZM152 98H151V100H152ZM156 98H157V97H156ZM178 98H179V97H178ZM194 98H195V97H194ZM196 98H197V97H196ZM218 98H220V97H218ZM235 98H234V99H235ZM256 98H257V97H256ZM261 98H262V96H261ZM261 98L258 97V99L262 100ZM0 99L2 100V98H0ZM3 99H5V97H3ZM7 99H8V98H7ZM10 99H12V98L9 97L8 103L11 102V101L13 102L14 100L17 101L16 99H14V100H13V99L10 100ZM29 99H31V98H29ZM29 99H28V100H29ZM96 99H97V98H96ZM105 99H106V97H105ZM114 99H116V98H114ZM114 99H113V100H114ZM122 99H123V98H122ZM141 99H142V98H141ZM147 99H148V98H147ZM153 99H154V98H153ZM168 99H169V98H168ZM173 99H174V98H173ZM176 99H177V98H176ZM176 99H175V101H176ZM182 99H183V98H182ZM189 99H190V98H189ZM221 99H222V96H221ZM238 99H240V98H238ZM1 100H0V103H2ZM25 100H26V98H25ZM83 100L80 101V102H79V103L73 108V110H71L70 112H68L67 114H65V115L62 117V119L60 120V123H61V121H64V122H65V120H69L71 123H73V122L75 121V119H77V117H79V115L83 114V113H84V110H85L84 107L82 106V102H83ZM94 100H95V99H94ZM106 100H107V99H106ZM113 100H110V101H112V102L114 103L115 100H114V101H113ZM124 100H125V99H124ZM145 100H146V99H145ZM148 100L150 101V98H149ZM169 100H170L169 102H171V98H170ZM178 100H179V99H178ZM190 100H191V99H190ZM192 100H194V99H192ZM242 100H243V99H242ZM263 100H264V99H263ZM2 101H4V100H2ZM6 101H7V100H6ZM31 101H32V100H31ZM37 101H38V100H37ZM37 101H36V103H37ZM39 101H40V99H39ZM39 101H38V103H39ZM103 101H104V100H103ZM167 101H168V100H167ZM179 101H180V100H179ZM200 101H201V100H200ZM237 101H238V100H237V98H236V104H237ZM255 101H256V100H255ZM257 101H259V100H257ZM4 102H5V101H4ZM25 102H26V101H25ZM50 102H48V103L50 104ZM55 102H56V101H55ZM89 102H90V101H89ZM104 102H106V101H104ZM112 102H110V104L113 106ZM123 102H124V101H123ZM146 102H147V101H146ZM169 102H168V103H169ZM180 102H182V101H180ZM188 102H189V101H188ZM188 102H187V103H188ZM251 102H252V101H251ZM263 102H264V101H263ZM13 103H14V102H13ZM15 103H16V102H15ZM17 103H18V102H17ZM17 103H16V104H17ZM21 103H22V100H21ZM23 103H24V102H23ZM30 103H31V102L29 101V104H30ZM41 103L43 104V102H41ZM45 103H46V102H45ZM90 103H91V102H90ZM90 103H89V105H90ZM100 103H101V102H100ZM106 103H107V102H106ZM148 103H149V102H148ZM178 103H179V102H178ZM189 103H190V102H189ZM195 103H196V102H195ZM198 103H199V101H198ZM198 103H197V104H198ZM257 103H258V102H257ZM3 104H4V103H3ZM3 104H2V105H3ZM5 104H6V103H5ZM16 104H15V105H16ZM19 104H20V103H19ZM29 104H28V106L30 107ZM34 104H35V103H34ZM42 104H40V105H42ZM49 104H47V105H49ZM55 104H56V103H55ZM97 104H98V101H97ZM104 104H105V103H104ZM108 104H109V101H108L107 105H108ZM123 104H124V103H123ZM146 104H147V103H146ZM171 104H172V103H170V105H171ZM185 104H186V103H185ZM192 104H193V103H192ZM197 104H195V105H197ZM239 104H240V102H239ZM253 104H254V103H253ZM259 104H260V103H259ZM262 104H264V103H262ZM21 105H23V104H20V106H19L20 108H21ZM40 105H38V106L40 107ZM92 105H93V104H91L90 106L92 107ZM98 105H99V104H98ZM98 105L96 106L97 108H98ZM139 105H140V104H139ZM166 105H167V104H166ZM178 105H179V104H178ZM182 105H184V104H182ZM234 105H235V104H234ZM234 105H232V106H234ZM257 105H258V104H257ZM257 105H255V106H257ZM260 105H261V104H260ZM100 106H101V104L99 105V107H100ZM109 106H110V105H109ZM109 106H108V107H109ZM112 106H111V107H112ZM123 106H124V105H123ZM140 106H141V105H140ZM168 106H169V104H168ZM168 106H167V107H168ZM186 106H187V105H186ZM186 106H184V107H186ZM235 106H236V105H235ZM235 106L233 107V110H234V108H236ZM240 106H242V104H241ZM240 106H239V108H240ZM255 106H254V107H255ZM262 106H264V105H262ZM5 107H6V106H5ZM17 107H18V106H17ZM17 107H15V108H17ZM19 107H18V108H19ZM23 107H24V106H23ZM25 107L27 108V103H26V106H25ZM25 107H24V108H25ZM29 107H28V108H29ZM34 107L36 108V110L39 109V108H37L36 106H34ZM91 107H89V108H91ZM105 107H106V106H105ZM108 107H107V108H108ZM111 107H109V108H111ZM121 107H122V106H121ZM128 107H129V106H128ZM128 107L124 106L123 109H126V108H127V110H128ZM131 107H132V106H131V104H130V108H129V109H131ZM142 107H143V105H142ZM167 107H166L165 109H167ZM176 107H177V106H176ZM184 107L181 106V108H184ZM188 107H190V106L188 105ZM188 107H187V108H188ZM193 107H194V105H193ZM193 107H191L192 110H190V108H188V109H189L190 111H193L194 108H197V107H194V108H193ZM0 108H1V107H0ZM3 108H4V106H3ZM20 108H19V110H17V109H16V110L19 112V111H20ZM24 108H23V109H24ZM26 108H25V109H26ZM35 108H34V110H32V111H36ZM93 108H94V107H93ZM97 108H95V109H97ZM107 108H106V109H107ZM136 108H137V107H136ZM138 108H139V107H138ZM144 108H145V107H144ZM144 108H143V109H144ZM147 108H148V107H146L144 110H146ZM178 108H179V107H178ZM243 108H244V105H243ZM257 108H258V106L256 107V109H257ZM263 108H264V107H263ZM263 108H261L262 110H261V109H259V110L263 112V111H264ZM29 109H30V108H29ZM49 109H50V108H49ZM49 109H48V110H49ZM87 109H88V108H87ZM119 109H120V108H119ZM134 109H135V108H134ZM150 109H151V108H150ZM150 109H149V110H150ZM157 109H158V108H157ZM185 109H186V108H185ZM185 109H184V110H185ZM231 109H232V108H231ZM237 109H238V108H236V111H237ZM241 109H242V108H241ZM256 109H255V110H256ZM39 110H40V109H39ZM88 110H89V109H88ZM90 110H91V109H90ZM90 110H89V111H90ZM93 110H94V109H93ZM98 110H99V109H98ZM114 110H115V107H114ZM167 110H168V109H167ZM176 110H177V108H176ZM176 110L174 109V114L172 113V112H173L172 110H168V112H166V113L164 114V117H163V118H164V119H165V118H169V119H170L169 121H171V122H173V121L177 122V120L179 119V116L177 117V115H178L177 113H176L177 115H175V111H176ZM180 110H181V109H180ZM244 110H245V109H244ZM244 110H243V111H244ZM250 110H251V109H250ZM255 110H254V111H255ZM257 110H258V109H257ZM259 110H258V111H259ZM22 111H23V110H22ZM22 111H21V112H22ZM101 111H102V110H101ZM125 111H126V110H125ZM125 111H124V112H125ZM129 111H130V110H129ZM129 111H128V112H129ZM131 111H132V110H131ZM137 111H139V110H137ZM137 111H136V112H137ZM141 111H142V110H141ZM169 111H170V113H169ZM181 111H182V110H181ZM185 111H187V110H185ZM190 111H189V112H190ZM196 111H197V110H196ZM196 111H195V112H196ZM198 111H199V110H198ZM258 111H257V112H258ZM28 112H29V111H28ZM120 112H121V111H120ZM120 112H119V113H120ZM147 112H148V109H147ZM156 112H157V110L154 111V112H151V111H150V114L154 113V115H152V116L155 117V115H156L155 113H156ZM178 112H179V110H178ZM234 112H235V110H234ZM239 112H241V110H240ZM239 112H238V113H239ZM250 112H251V111H250ZM252 112H253V111H252ZM91 113H92V111H91ZM103 113H104V112H103ZM159 113H162V112L159 111ZM159 113H158V115H160ZM163 113H164V112H163ZM179 113H180V112H179ZM182 113H183V112H182ZM242 113H243V112H242ZM245 113H246V112H245ZM254 113H255V112H254ZM254 113H253V114H254ZM16 114H18V113H16ZM16 114H15V115H16ZM108 114H109V113H108ZM121 114H122V113H121ZM132 114H133V113H132ZM145 114H146V113H145ZM147 114H148V113H147ZM184 114H185V113H184ZM187 114H188V113H187ZM192 114H193V112H191V115H192ZM235 114H236V113H235ZM235 114H234V115H235ZM240 114H241V113H240ZM240 114H239V115H240ZM258 114H263V113L259 112ZM32 115H33V114H32ZM100 115H102V114H100ZM161 115H163V114H161ZM188 115H190V114H188ZM191 115H190V117H191ZM199 115H200V114H199ZM237 115H238V114H237ZM241 115H242V114H241ZM255 115H256V113H255ZM18 116H19V120L21 121V119H20V115H18ZM113 116H114V115H113ZM182 116H183V115H182ZM184 116H186V115H184ZM184 116H183V117H184ZM193 116H194V115H193ZM201 116H202V114H201ZM256 116H258V115H256ZM259 116H260V115H259ZM15 117H16V116H15ZM37 117H38V116H37ZM51 117H52V116H51ZM51 117H50V118H51ZM53 117H54V116H53ZM53 117H52V118H53ZM87 117H88V116H87ZM101 117H102V116H101ZM109 117H110V115H109ZM109 117H108V118H109ZM114 117H115V116H114ZM121 117H122V116H121ZM125 117H126V115L124 116V118H125ZM175 117H176V118H175ZM188 117H189V116H188ZM188 117H187V118H188ZM237 117H238V116H237ZM240 117H242V116H240ZM247 117H248V116H247ZM13 118H14V117H12V119H13ZM28 118H29V117H28ZM50 118H49V119H50ZM112 118H113V117H112ZM180 118H182V117H180ZM191 118H192V117H191ZM191 118H190V119H191ZM252 118H255V117H252ZM252 118H251V119H252ZM261 118H262V116H261ZM12 119H10V120H12ZM39 119H40V117H39ZM86 119H87V118H86ZM156 119L158 120V117H156ZM161 119H162V118L160 117L159 124H160ZM192 119H193V118H192ZM194 119H195V118H194ZM241 119H242V118H241ZM255 119H257V118H255ZM255 119H254V120H255ZM13 120H14V119H13ZM15 120L17 121L18 119L16 118ZM19 120H18V121H19ZM25 120H26V119H25ZM53 120H54V119H53ZM92 120H93V119H92ZM97 120H98V119H97ZM111 120H112V119H111ZM157 120H156V121H157ZM181 120H182V119H181ZM260 120H261V119H260ZM20 121H19V122H20ZM51 121H52V119L50 120V124L52 123ZM72 121H73V122H72ZM113 121H114V120H113ZM163 121H165V120H162V122H163ZM166 121H168V120H166ZM169 121H168V123H169ZM197 121H198V119H197ZM199 121H200V120H199ZM248 121H249V120H248ZM256 121L258 122V120H255L254 122H256ZM12 122H13V121H12ZM12 122H11V123H12ZM19 122H17V124H18ZM64 122H62L61 124H64ZM90 122H91V121H90ZM102 122H103V121H102ZM110 122H111V121H110ZM150 122H151V121H150ZM157 122H158V121H157ZM157 122H155V124H154L155 126L158 124ZM162 122H161V124H162ZM171 122H170V123H171ZM190 122H191V121H190ZM203 122H204V121H203ZM211 122H212V121H211ZM211 122H210V123H211ZM240 122L242 123V122H243V119H242V121H240ZM249 122H251V121H249ZM252 122H253V121H252ZM254 122H253V123H254ZM257 122H256V123H257ZM260 122H263V121H260ZM9 123H10V122H9ZM11 123H10V124H11ZM13 123H14V122H13ZM13 123H12L11 125L9 124V126L12 127ZM20 123H21V122H20ZM23 123H24V122H23ZM117 123H118V122H117ZM117 123H116V124H117ZM156 123H157V124H156ZM163 123H165V122H163ZM166 123H167V122H166ZM173 123H174V122H173ZM173 123H171V124H173ZM179 123H180V122H179ZM179 123H177V124H178V125H181L182 122H181L180 124H179ZM184 123H185V122H184ZM200 123H201V126H202V127H206V125H208L207 128H206V130H207L208 132H210V133L212 134V136L215 135V136L218 137V135L214 132V129H215L214 126H212V123H213V122H212L211 124H209V122H208L206 125H204V123L202 124V122H200ZM256 123H255V125H256ZM14 124L16 125V123H14ZM21 124H22V123H21ZM50 124H49V125H50ZM57 124H58V123H57ZM68 124H69V123H68ZM74 124H75V123H74ZM177 124H176V125H177ZM182 124H183V123H182ZM190 124H192V122H191ZM190 124L188 123V125H190ZM214 124H215V123H214ZM214 124H213V125H214ZM249 124H250V123H249ZM23 125H24V124H22V126H23ZM33 125H34V124H33ZM40 125H41V124H40ZM71 125H72V124H71ZM75 125H76V124H75ZM75 125H74V126H75ZM79 125H80V124H78V126L76 125V127L80 129L79 131H80L81 134H84V133H85V134H86V133L88 134V132H87L88 130H94V131L96 130V129L93 127L92 124H91L90 127L88 126V128L85 127V126H83V125H81V126H79ZM89 125H90V124H89ZM102 125H104V124L102 123ZM183 125H184V124H183ZM183 125H181V126H183ZM192 125H194V124H192ZM198 125H200L199 122H198ZM198 125L196 124V126H198ZM218 125H219V124H218ZM220 125H221V124H220ZM228 125H230V124H228ZM241 125H244V122H243V124H241ZM241 125L239 124V125H237V127L240 126L239 128H241ZM251 125H253V124H251ZM258 125H259V123L257 124V126H258ZM72 126H73V125H72ZM72 126H69V128H71ZM125 126H126V125H125ZM158 126H159V125H158ZM167 126H168V124H167ZM170 126H171V125H170ZM184 126H185V125H184ZM190 126H191V125H190ZM210 126H211V127H210ZM223 126H224V125H223ZM18 127H20V126H18ZM60 127H61V126H60ZM128 127H129V126H128ZM161 127H162V126H161ZM172 127H173V125H172ZM172 127H171V128H168V129L171 130ZM175 127H176V129H177L178 127L180 128V126H178V127L175 126ZM175 127H173V128H175ZM220 127H221V126H220ZM260 127H261V128H264V122H263V124L260 125ZM8 128H9V127L7 126V129H8ZM72 128H73V127H72ZM124 128H125V127H124ZM138 128H139V127H137V129H138ZM150 128H151V127H150ZM187 128H188V127H187ZM196 128H197V127H196ZM217 128H218V127H217ZM217 128H216V129H217ZM223 128H224V127H223ZM223 128H220V129L222 130ZM248 128H249V127H248ZM252 128H253V127H252ZM11 129H12V128H11ZM11 129H10V130H11ZM17 129H18V128H17V125H16V130H17ZM20 129H21V128H20ZM73 129H74V128H73ZM131 129H132V128H131ZM151 129H152V128H151ZM199 129H200V128H199ZM220 129H218V132L220 131ZM224 129H227V127L225 126ZM241 129H242V128H241ZM249 129H250V128H249ZM258 129H260V128H258ZM18 130H19V129H18ZM18 130H17V131H18ZM70 130H72V129H70ZM97 130H98V129H97ZM132 130H133V129H132ZM154 130H155V129H154ZM172 130H173V129H172ZM181 130H182V128H181ZM183 130H185V128H184ZM191 130H192V129H191ZM191 130H189V131H191ZM197 130H198V129H197ZM197 130H196V131H197ZM202 130H203V129H202ZM235 130H236V129H235ZM247 130H248V129H247ZM255 130L257 131V129H255ZM261 130H262V129H260V131H261ZM5 131H6V133H7L8 130H5ZM5 131H3V132H5ZM11 131H12V130H11ZM11 131H10V132H11ZM17 131L14 130V132H16V133H17ZM98 131H99V130H98ZM151 131H152V130H151ZM155 131H156V130H155ZM155 131H154V132H155ZM165 131H167V130L165 129ZM168 131H169V130H168ZM196 131H195V128H194V132H196ZM222 131H223V130H222ZM222 131H221L220 133H222ZM224 131H225V130H224ZM226 131H227V130H226ZM226 131H225V132H226ZM237 131H238V130H237ZM256 131H254V133H255ZM258 131H259V130H258ZM18 132H19V131H18ZM35 132H36V131H35ZM47 132H49V129L47 130ZM47 132H46V133H47ZM59 132H60V131H59ZM73 132H74V131H73ZM73 132H72V133H73ZM117 132H118V131H117ZM120 132H121V131H120ZM154 132H153V133H154ZM156 132H157V131H156ZM169 132L173 133L174 131H173V132H172V131H169ZM198 132H199V131H198ZM218 132H217V133H218ZM239 132H240V131H239ZM250 132H251V131H250ZM11 133H12V132H11ZM16 133H15V134H16ZM78 133H79V132H78ZM96 133H97V131H96ZM127 133H128V131H127ZM127 133H126V134H127ZM151 133H152V132H151ZM151 133H150V134H151ZM153 133H152V134H153ZM181 133H182V132H181ZM184 133H185V132H184ZM261 133H262V132H261ZM13 134H14V133H13ZM13 134H12V136H13ZM15 134H14V135H15ZM98 134H99V133H98ZM109 134H110V133H109ZM116 134H117V133H116ZM120 134H121V133H120ZM128 134H129V133H128ZM132 134H133V132H132ZM150 134H149V135H150ZM157 134H158V133H157ZM164 134H165V133H164ZM169 134H170V133H169ZM169 134H168V136H169ZM174 134H176V133H174ZM193 134H195V133H193ZM198 134H199V133H198ZM223 134H224V133H223ZM237 134H238V133H237ZM242 134H243V133H242ZM263 134H264V133H262V135H263ZM58 135H59V134H58ZM95 135H96V134H95ZM99 135L101 136L102 133L99 134ZM104 135H105V134H104ZM104 135H103V137H104ZM154 135H155V134H154ZM170 135H171V134H170ZM172 135H173V134H172ZM195 135H196V134H195ZM202 135H203V134H202ZM205 135H207V134H205ZM209 135H210V134L207 135V138L209 137ZM221 135H222V134H220V136H221ZM224 135H225V134H224ZM8 136H10L9 133H8ZM63 136H64V135H63ZM117 136H118V135H117ZM117 136H116V137H117ZM139 136H140V135H139ZM152 136H153V135H152ZM163 136H165V135H163ZM173 136H175V135H173ZM181 136H182V135H181ZM200 136H201V135H200ZM220 136H219V137H220ZM227 136H228V135H227ZM238 136H239V135H238ZM257 136H260V133H258ZM257 136H256V137H257ZM94 137H95V136H94ZM97 137L99 138V136H97ZM101 137H102V136H101ZM101 137H100V138H101ZM108 137H109V136H108ZM116 137H115V138H116ZM121 137H122V136H121ZM136 137H137V136H136ZM178 137H179V136H178ZM203 137H204V136H203ZM224 137H226V136H224ZM235 137H236V136H235ZM249 137H250V136H249ZM10 138H13V137L10 136ZM62 138H63V137H62ZM83 138H84V137H81V138H80V139H81L80 142L82 143V146L84 145L83 143L85 142ZM131 138H133V137H131ZM137 138H138V137H137ZM170 138H172V137H170ZM176 138H177V137H176ZM181 138H183V137H181ZM186 138H187V137H186ZM200 138H202V136H201ZM222 138H223V137H222ZM222 138H221V139L219 138V139L222 140ZM229 138L231 139L232 137H229ZM244 138H245V137H244ZM260 138H262V136H260ZM263 138H264V136H263ZM118 139H119V138H118ZM118 139H117V140H118ZM133 139H134V138H133ZM152 139H153V138H152ZM154 139H157L156 136H155ZM183 139H184V138H183ZM183 139H180V140L182 141ZM197 139H198V138H197ZM197 139H196V140H197ZM205 139H206V138H205ZM208 139H210V138H208ZM208 139H207V140H208ZM230 139H229V140H230ZM233 139H234V138H233ZM242 139H243V138H242ZM249 139H251V137H250ZM258 139H259V137H258ZM5 140H7V139H5ZM99 140H100V139H99ZM99 140H98V141H99ZM101 140H103V138H102ZM101 140H100V141H101ZM105 140L107 141L108 139H105ZM105 140H104V143H105ZM117 140H116V141H117ZM148 140H149V139H148ZM161 140H162V142H163V138H162ZM167 140L169 141L170 139L167 138ZM167 140H166V141H167ZM171 140L173 141V138H172ZM184 140H185V139H184ZM184 140H183L182 142H184ZM188 140H189V139H188ZM220 140H219V141H220ZM223 140H224V139H223ZM235 140L237 141V140H239V139L235 138ZM247 140H248V139H247ZM253 140H254V138H253ZM262 140H263V139H262ZM262 140H261V141H262ZM83 141H84V142H83ZM112 141H113V140H112ZM118 141H120V140H118ZM118 141H117V142H118ZM130 141H131V140H130ZM133 141L135 142L136 139H134ZM139 141L141 142L140 138L138 139L137 142H139ZM149 141H150V140H149ZM154 141H156V140H154ZM159 141H160V139H159ZM159 141H158V142H159ZM166 141H165V142H166ZM181 141H180V142H181ZM185 141L187 142V140H185ZM200 141H201V140H200ZM200 141H197V142H199V146H200ZM203 141H204V139H203ZM208 141L210 142V140H208ZM208 141H207V143H208ZM227 141H228V137H227ZM230 141H231V140H230ZM232 141H233V140H232ZM239 141H242V140H239ZM243 141H244V140H243ZM243 141H242V142H243ZM254 141H255V140H254ZM258 141H259V140H258ZM13 142H14V141H13ZM43 142H44V141H43ZM90 142L92 143V141H90ZM94 142H95V141H94ZM169 142H170V141H169ZM173 142H175V140H174ZM189 142H190V141H189ZM245 142H246V141H245ZM248 142H250V141H248ZM248 142H247V143H248ZM88 143H89V142H88ZM108 143H109V142H108ZM125 143H127V141H126V142L124 141V144H125ZM131 143H132V142H131ZM151 143H152V142H151ZM171 143H172V142H171ZM175 143H176V142H175ZM220 143H221V142H220ZM220 143H219L220 146L218 145V148H219V149L223 146V144H224L225 142L223 143V141H222V143H223L222 146H221ZM234 143H235V142H234ZM234 143H229V144H230V146H231V144H234ZM240 143H241V142H240ZM252 143H254V142H252ZM256 143H257V142H256ZM262 143H263V142H262ZM136 144L138 145L139 143H136ZM140 144H142V143H140ZM153 144H154V143H153ZM157 144H158V143H157ZM157 144H155V146H156ZM159 144H160V143H159ZM159 144H158L157 147L160 146ZM163 144H164V142H163ZM180 144H182V143H180ZM184 144H185V143H184ZM184 144H182V146H183ZM186 144H188V142H187ZM191 144H192V143H191ZM193 144H194V143H193ZM195 144H196V143H195ZM201 144H202V142H201ZM210 144H211V143H210ZM210 144H208V145H210ZM225 144H226V145H225ZM225 144H224V146H227V145H228L227 142H226ZM92 145L94 146V143H92L91 146H92ZM96 145H97V144H95V146H96ZM105 145H106V144H105ZM127 145H128V144H127ZM131 145L134 147V144H131ZM142 145H144V144H142ZM165 145H166V144H165ZM165 145H164V146H165ZM167 145H170V144L167 143ZM176 145H177V144H176ZM242 145H243V144H242ZM247 145H248V144H247ZM247 145L244 144V147H246ZM91 146H90V147H91ZM95 146H94V147H95ZM101 146H102V144H101ZM101 146H100V147H101ZM122 146H123V148H124V145H122ZM122 146H121V147H122ZM187 146L189 147L190 145H187ZM199 146H196V147H199ZM203 146H205V147L207 148V150H209V149H208L209 147H207L206 143H205V145L203 144L202 147H203ZM224 146H223V147H224ZM233 146H234V145H233ZM233 146L230 147V149L233 148ZM239 146H240V145L238 144V147H239ZM248 146H251V145H248ZM4 147H6V146H4ZM84 147H86V146H84ZM84 147H82V148H84ZM94 147H93V148H94ZM96 147H97V146H96ZM103 147H104V148L106 147V148H108V149L110 150L109 146H104V144H103ZM129 147H130V146H129ZM160 147H161V146H160ZM160 147H159V148H160ZM171 147H172V145H171ZM173 147H174V146H173ZM176 147H177V146H176ZM178 147H179V146H178ZM184 147L186 148V145H185ZM200 147H201V146H200ZM200 147H199V148H200ZM236 147H237V146H236ZM254 147H255V146H254ZM256 147H257V146H256ZM256 147H255V148H256ZM258 147H260V146L258 145ZM93 148H91L93 151H94V149H95V151L98 149V148H97V149H96V148L93 149ZM106 148H105V150H106ZM141 148H142V147H141ZM154 148H155V147H154ZM165 148H167V147H165ZM165 148H164V149H165ZM169 148H170V147H169ZM190 148H192V146H191ZM190 148H189V149H190ZM203 148H204V147H203ZM228 148H229V145H228ZM84 149H85V148H84ZM84 149H81V150H84ZM88 149H90V148H88ZM91 149H90V150H91ZM108 149H107L106 151H109ZM126 149H127V148H126ZM136 149H137V147H136ZM136 149L134 148L133 151L137 152ZM149 149H150V148H149ZM161 149H162V147H161ZM173 149L175 150V147H174ZM173 149H172V151H174ZM179 149H180V148H179ZM195 149H196V148H195ZM204 149H205V148H204ZM204 149H203V150H202V149H199V150H200V155H199V154H196L197 150H195V153H194V154H196L197 156H200V157L202 158L203 156H201V154L205 152ZM250 149H251V148H250ZM12 150H13V149H12ZM12 150H11V151H12ZM86 150H87V149H86ZM86 150H85V152H86ZM90 150H89V151H90ZM105 150L103 149L102 152H104ZM120 150H121V149H120ZM156 150H159V149L156 148ZM165 150H166V149H165ZM167 150H168V149H167ZM176 150H177V152H178V149H176ZM185 150H186V149H185ZM185 150H184V151H185ZM191 150H192V152L194 151L193 149H191ZM199 150H198V151H199ZM201 150H202L203 152H202ZM205 150H206V149H205ZM222 150H223V152L225 151L224 149H221V151H222ZM231 150H232V149H231ZM236 150H237V149H236ZM245 150H246V149H245ZM95 151H94V152H95ZM99 151H100V150H99ZM106 151H105V152H106ZM129 151H130V150H129ZM138 151H140V150H138ZM160 151H161V150H160ZM162 151H164V150H162ZM170 151H171V150H170ZM170 151H169V153H170ZM186 151H187V150H186ZM186 151H185V152H186ZM188 151H189V150H188ZM227 151L229 152V150H227ZM246 151H247V150H246ZM246 151H245V153H246ZM248 151H249V152H248V158H249V153L251 154V152H250L251 150L248 149ZM252 151H253V150H252ZM258 151H259V150H258ZM12 152H13V151H12ZM87 152H88V150H87ZM105 152H104V153H105ZM109 152H110V151H109ZM135 152H134V153H135ZM155 152H156V151H155ZM185 152H184V155L187 154V152H186V154H185ZM189 152H190V151H189ZM189 152H188V153H189ZM201 152H202V153H201ZM223 152H222V153H223ZM230 152H231V151H230ZM242 152H244V151H242ZM260 152H261V151H260ZM1 153H2V152H1ZM88 153L91 154V152H88ZM88 153H87V155H88ZM100 153H101V152H100ZM100 153L98 152L99 155H101ZM125 153H126V151H125ZM125 153H124V154H125ZM140 153H141V152H140ZM161 153H162V152H161ZM179 153H180V154H181V153L183 154L182 151H179V152L176 153V154H177V155H180ZM225 153H226V152H225ZM232 153H233V152H232ZM90 154H89V155H90ZM92 154H93V153H92ZM96 154H97V152H96ZM98 154H97V155H98ZM107 154L109 155V153H107ZM107 154H106V155H107ZM120 154H121V153H120ZM124 154H123V155H124ZM130 154H131V153H130ZM137 154H138V152H137ZM157 154H159V153L157 152ZM157 154H156V155H157ZM170 154H171V153H170ZM173 154H175V153H173ZM176 154H175V155H176ZM182 154L180 155V162H181V160H182L181 158H183V160H182L181 163H183V161H184V163H186V161L189 162V160H188L189 158L187 159V157H186L185 160H184V157H185V156L183 155L184 157H182ZM220 154H221V153H220ZM246 154H247V153H246ZM252 154H253V152H252ZM252 154H251V155H252ZM28 155H29V154H28ZM32 155H33V154H32ZM40 155H41V154H40ZM83 155H84V153H83ZM108 155H107V156H104V158L106 157V160H109V161L112 162L113 160H111V158H112L113 156L111 157V155H109V157H110V159H109V158H107ZM114 155H115V153H114ZM133 155H134V154H133ZM133 155H131V157H132ZM135 155H136V154H135ZM135 155H134V156H135ZM164 155H166L165 152H164ZM177 155H176V156H177ZM203 155H204V154H203ZM205 155H207V153H206ZM205 155H204V156H205ZM223 155H224V154H223ZM223 155L221 156V158L223 157ZM225 155H226V154H225ZM227 155H228V154H227ZM231 155H232V154H231ZM240 155H242V154H240ZM243 155H244V154H243ZM95 156H96V155H95ZM95 156H94V157H95ZM116 156H117V155H116ZM134 156H133V157H134ZM137 156H139V154H138ZM158 156H159V155H158ZM187 156H191V157L193 158V156H192L191 154H190V155L188 154ZM197 156H196V158H199V157H197ZM245 156H247V155H245ZM29 157H30V156H29ZM81 157H82V156H81ZM87 157H89V156H86V158H87ZM90 157H91V156H90ZM98 157H100V156H97L96 158H98ZM120 157H121V156H120ZM148 157H149V156H148ZM163 157H165V156H163ZM169 157H171V155H170ZM173 157H174V156H173ZM173 157H172V160L174 161V159H176L178 156H177L176 158H174V159H173ZM194 157H195V155H194ZM207 157L209 158V154L207 155ZM217 157H218V156H217ZM39 158H40V156H39ZM83 158H85V157H83ZM92 158H93V157H92ZM92 158H90V159H92ZM114 158H115V157H114ZM118 158H119V157H118ZM141 158H143L142 155H141ZM158 158H159V157H158ZM210 158H211V157H210ZM228 158H229V157H227V159H228ZM230 158H233V157L230 156ZM243 158H244V157H242V160H241L242 162L244 161ZM250 158H251V157H250ZM259 158H260V157H259ZM87 159H89V158H87ZM87 159H86V160H87ZM93 159H94V160H93V162L91 161V163H94V161L96 160L95 158H93ZM98 159L100 160V158H98ZM112 159H113V158H112ZM127 159H128V158H127ZM127 159H126V160H127ZM139 159H140V156H139ZM143 159H145V158H143ZM143 159H141V160H142V161H145V160H143ZM186 159H187V160H186ZM194 159H195V158H194ZM206 159H207V158H206ZM216 159H217V158H216ZM218 159H219V158H218ZM227 159H226V160H227ZM84 160H85V159H84ZM86 160H85V161H86ZM99 160H98V161H99ZM170 160H171V158H170ZM192 160H193V159H192ZM197 160L199 161L200 159H197ZM201 160H202V159H201ZM208 160H209V159H208ZM230 160H231V159H230ZM249 160H250V159H249ZM255 160H256V158H255ZM0 161H1V160H0ZM28 161H29V160H28ZM89 161H90V160H89ZM96 161H97V160H96ZM96 161H95V162H96ZM101 161L103 162V160H101ZM101 161H100V164H101V165H100L99 163H98L99 165H96V166L99 167V168H100V166L106 167L107 165L109 166V164H111L110 162H109V164H108V163H107L108 161H107V162H104L105 164H107V165L105 166V164L101 163ZM117 161L119 162V161H121V160H117ZM146 161H147V160H146ZM177 161H178V159H177ZM209 161H211V159H210ZM209 161H208V163H209ZM218 161H222V160L219 159ZM223 161H225L224 158H223ZM246 161H248V160L246 159ZM1 162H3V160H2ZM22 162H24V161H22ZM25 162H26V161H25ZM25 162H24V163H25ZM86 162H87V161H86ZM124 162H125V161H124ZM157 162H158V161H157ZM169 162H170V161H169ZM191 162H192V161H191ZM202 162H207V160L204 161V159H203ZM227 162H230V163H231V161H227ZM235 162H236V161H235ZM242 162H241V163H242ZM252 162H253V161H252ZM29 163H30V162H29ZM29 163H28V164H29ZM84 163H85V162H84ZM89 163H90V162H89ZM91 163H90V165H91ZM96 163H97V162H96ZM96 163H95V164H96ZM112 163L115 164L116 162H115V163L112 162ZM148 163H149V161H147V164H148ZM162 163H163V162H162ZM175 163H176V162H175ZM199 163H201V162H199ZM199 163H198V165L200 166ZM217 163H218V162H217ZM217 163H216V164H217ZM220 163H221V162H220ZM220 163H219V164H220ZM225 163H226V162H224V165H225ZM232 163H233V162H232ZM241 163H240V164H241ZM247 163H248V162H247ZM259 163H261V162L259 161ZM95 164H94V166H95ZM102 164H103V165H102ZM116 164H118V163H116ZM116 164H115V165H116ZM130 164H131V162H130ZM132 164H133V163H132ZM132 164H131V165H132ZM157 164H158V163H157ZM173 164H174V163H173ZM176 164H177V163H176ZM179 164H180V163H179ZM190 164H191V163H190ZM190 164H188V165L190 166ZM194 164H195V163H194ZM194 164L192 163V165H194ZM211 164H212V163H211ZM216 164H215V165H216ZM226 164H227V163H226ZM243 164L245 165L246 162L243 163ZM262 164H263V163H262ZM85 165H86V163H85ZM122 165H123V164H122ZM183 165H184V164H183ZM185 165L187 166V164H185ZM198 165H197V166H198ZM203 165H204V163L201 164V166H203ZM215 165H213V166L216 167ZM224 165H223L222 168H221V166H220V168H219L216 172H217V173H220V172H222L223 170L226 169V171L228 170V172H226V173H227V174H226L227 176L224 175L223 173H222V174H223L224 176H226V179L229 180V181H228L229 183H236L237 181H239V179H240V174H241V173H239L240 171L238 172V169H236V168L233 167L232 165H225V166H224ZM233 165H234V164H233ZM238 165H239V164H238ZM241 165H242V164H241ZM252 165H253V164H252ZM252 165H248V168H251V167H249V166H252ZM254 165H255V164H254ZM260 165H261V164H260ZM43 166H44V165H43ZM94 166H93V168H92V166H90V167H91L93 170H94V169L97 170V168H95L96 166H95V167H94ZM111 166H112V165H111ZM111 166H110V167H111ZM117 166H118V165H117ZM124 166H125V165H124ZM150 166H153V165L150 164ZM189 166H188V167H189ZM197 166H194V167L198 168ZM201 166H200V169L203 168V167L201 168ZM205 166H206V169H207V172H208V171H209V169H208L209 167L207 168V165H204V168H205ZM211 166H212V165H211ZM213 166H212V167H213ZM246 166H247V164H246L245 166H243V167H245V169H246V168H247ZM255 166H257V163H256ZM262 166H263V165H262ZM59 167H60V168H58V167L56 166V168H57V172H58V174H59L62 178L66 179V180H68V181L71 180V182L84 184V185L90 187L92 190H94V191L97 193V195H98V197H99V199H98V200H99V202H98V203H99V207H97V208H99V209H98V212H99V211L101 210V208L104 206V203H105V201H104L105 199H104V196H103L105 193H103V195H101V193H99L98 191H96L95 188H94V186H93L92 184H90L89 182H90L91 180H93V179L97 180V179H99V178H100V180H101V176H100L99 178H97V179L94 178V177H95V174H94V171H93V174H91L90 176H88V177H89L88 179L80 178V176H79L77 173H74V172L70 171V170L67 169V167L64 166L63 164H61ZM90 167H89V168H90ZM113 167H114V165L112 166V168H113ZM141 167H142V166H141ZM141 167H140V168H141ZM156 167H157V165H156ZM180 167H181V166H180ZM180 167H179V168H180ZM184 167H185V166H184ZM188 167H186V168L188 169ZM238 167L241 168L242 166H241V167L238 166ZM253 167H254V166H252V169H253ZM28 168H29V166H28ZM91 168H90V169H91ZM99 168H98V169H99ZM106 168H107V167H106ZM124 168H125V167H124ZM151 168H153V167H151ZM168 168H169V167H168ZM173 168H174V167H173ZM190 168H192V167H190ZM190 168H189V169H190ZM217 168H218V167H217ZM248 168H247V169H248ZM256 168H257V167H256ZM263 168H264V167L261 168L262 171H263ZM47 169H48V168H47ZM100 169H101V168H100ZM100 169H99V170H100ZM103 169H104V168H103ZM108 169H109V168H108ZM115 169L117 170V168H115ZM115 169H114V170H115ZM154 169L157 170V168H154ZM158 169H160V168H158ZM174 169H175V168H174ZM176 169H177V167H176ZM187 169H186V171H187ZM193 169H194V168H192L191 170H193ZM243 169H244V168H243ZM247 169H246V170H247ZM254 169H255V168H254ZM261 169H260V167H259L260 172L258 171V173H257V171L255 172L254 170H252V171H254V173H257V174H255L254 176H253V174H252L253 172L251 171V172H252L251 174H252V176L254 177V179H255V176H256V175H257L256 177H259V173H262ZM45 170H46V166H45ZM48 170H49V169H48ZM96 170H95V171H96ZM104 170H105V169H104ZM106 170H107V169H106ZM118 170H119V169H118ZM118 170H117V171H118ZM152 170H153V169H152ZM196 170H199V168L196 169ZM196 170L194 169V171H196ZM212 170H213V169H212ZM256 170H257V169H256ZM111 171H113V170H111ZM120 171H121V170H120ZM123 171H124V170H123ZM178 171H179V170H178ZM184 171H185V170H184ZM188 171L190 172V170H188ZM188 171L186 172L187 174H189ZM200 171L203 172L204 169H202V170H200ZM241 171H243L242 174H244V171H245V170H241ZM248 171H249V169L247 170V172H248ZM45 172H46V173H45V177H43V176H42V177H43V179H44V183H45V184L47 183V186L44 188L45 191H46L45 193L47 194V196H45V199H44L45 201L43 202V205H42V206H43V209H42L43 217L45 216L44 218H45L47 221H49V222H54V216H55L56 214H58V215H61V214L64 215V213L67 212V210H66L67 206H68V205H71V206L73 207V211H72L73 216H72V214H71V216H72V220H73V222L75 223V222L80 218V216H78V211H76V210H77L78 204H79V206H80V203H79V202L81 201V200H80V199H81V197H80V196H81V195H80L81 192H80L78 189H75V188H71V187L65 186L64 184H62L61 182H59V181L55 178V176H53V175L51 174L52 172H50V171H45ZM91 172H92V171H91ZM91 172H90V173H91ZM97 172H98V171H97ZM102 172H104V171L102 170ZM148 172H149V171H148ZM154 172H155V171H154ZM154 172H153V173H154ZM162 172H163V170H162ZM167 172H169V171H167ZM176 172H177V171H176ZM182 172H183V171H182ZM210 172H212V171L210 170L208 173H210ZM223 172H224V171H223ZM42 173H44V172H42ZM109 173H110V172H109ZM118 173H119V172H118ZM149 173H150V172H149ZM171 173H172V172H171ZM184 173H185V172H184ZM186 173H185V174H186ZM190 173H193V172H190ZM196 173H197V171H196ZM224 173H225V172H224ZM29 174H30V173H29ZM96 174H97V173H96ZM168 174H170V173H168ZM172 174H173V173H172ZM172 174H170V175H172ZM176 174H177V173H176ZM201 174H203V173H201ZM242 174H241V176H242ZM178 175H179V173H178ZM181 175H182V173H181ZM196 175H197V174H196ZM244 175H245V174H244ZM247 175L250 176V173L248 172V174H246V177H247ZM262 175H263V173H262ZM262 175L260 174V178H261V179H258V178H257L258 180H261V182H262L263 177H264V175H263V177H261ZM110 176H111V174H110ZM123 176H124V175H123ZM175 176H177V175H175ZM187 176H189V175H187ZM191 176H194V174H192ZM197 176H198V175H197ZM202 176H203V175H202ZM209 176H210V175H209ZM211 176H213V175H211ZM211 176H210V177H211ZM26 177H27V175H26ZM102 177H103V176H102ZM117 177L120 179L121 175H120V176L118 175ZM169 177H170V176H169ZM180 177H182V176H180ZM180 177H179V178H180ZM183 177H184V176H183ZM246 177L244 178V177L242 176L240 180H241V181H242L243 179L245 180ZM27 178H29V176H28ZM103 178H104V177H103ZM164 178H165V177H164ZM188 178H189V177H188ZM193 178H194V177H193ZM201 178H202V177H201ZM204 178H205V177H204ZM223 178H224V177H223ZM247 178H248V177H247ZM250 178H251V177H249L248 179H250ZM34 179H35V178H34ZM119 179H118V180H119ZM180 179H181V178H180ZM182 179H183V178H182ZM195 179H196V178H195ZM208 179H209V178H206L205 181L207 182ZM252 179H253V178H252ZM252 179H251V180H252ZM257 179H256V181H255L253 184L257 183V181H258ZM23 180H24V179H23ZM25 180H26V178H25ZM25 180H24V181H25ZM175 180H176V178H175ZM212 180H214V179H212ZM244 180H243V181H244ZM251 180H250V181H251ZM93 181H94V180H93ZM98 181H99V180H98ZM105 181H106V180H105ZM209 181H210V179H209ZM225 181H226V180H225ZM241 181H239V182H241ZM245 181L248 182L249 180L246 179ZM253 181H254V180H253ZM26 182H27V181H26ZM41 182H42V179H41ZM106 182H107V181H106ZM150 182H151V180H150ZM182 182H184V181H182ZM197 182H198V181H197ZM202 182H203V181H202ZM239 182H237V183H239ZM258 182H259V181H258ZM261 182H259V183H261ZM28 183H29V182H28ZM117 183H118V182H117ZM148 183H149V182H148ZM170 183H171V182H170ZM184 183H185V182H184ZM188 183H189V182H188ZM210 183H211V181H210ZM237 183H236V184H237ZM259 183H258V184H259ZM262 183H263V185H264V181H263ZM262 183H261V184H262ZM21 184H22V183H21ZM29 184H30V183H29ZM109 184H110V183H109ZM173 184H174V183H173ZM185 184H186L188 187H190L189 184H187V182H186ZM200 184H201V183H199V184L197 183L196 185H200ZM202 184H203V183H202ZM239 184H240V183H239ZM239 184H238V185H239ZM241 184H242V182H241ZM246 184H249V185L251 184V185H252L251 182L246 183ZM100 185H101V184H100ZM105 185H106V184H105ZM158 185H159V184H158ZM178 185H179V184H178ZM196 185H195V186H196ZM222 185H225V184L222 183ZM232 185H233V184H232ZM249 185H247V186L244 185V186L249 187ZM109 186H110V185H109ZM116 186H117V185H116ZM155 186H156V185H155ZM159 186H160V185H159ZM180 186H181V185H180ZM203 186H204V188H203L202 186H200V189H201V187H202V189L204 190V189H205V185H203ZM228 186H230V184H229ZM228 186H227V187H228ZM240 186H242V185H239V189L241 188ZM28 187H29V185H28ZM30 187L32 188V186H30ZM134 187H135V186H134ZM156 187H157V186H156ZM156 187H155V188H156ZM168 187H169V186H168ZM176 187H178V186H176ZM192 187L194 188V186H192ZM207 187H208V186H207ZM207 187H206V188H207ZM231 187H232V186H231ZM231 187H229V188L231 189ZM233 187H234V186H233ZM235 187H236V185H235ZM254 187H255V186H254ZM259 187L261 188V186H259ZM263 187H264V186H263ZM110 188H111V187H110ZM135 188H136V187H135ZM141 188L143 189V187H141ZM146 188H147V187H146ZM153 188H154V186H153ZM155 188H154V189H155ZM159 188H160V187H159ZM163 188H164V187H161V191L163 190ZM184 188H185V187H184V184H183V185L178 189V192H175V193H178V194H177V196H179L178 198H179L181 201H183L184 203H186V206H187V202H189V204L191 203V202H190L191 199L193 200V199H195V198H197V199L199 198V200L201 201V198H200V197H196V196H195V195H197L198 193H200V192H198V190H199V186H198V190H197V192H195V191L192 190V189H189V191H188L189 193H187V191H185ZM186 188H187V187H186ZM196 188H197V187H196ZM196 188H194V189H196ZM236 188H237V187H236ZM236 188H232L233 190H232L231 192L233 193L234 189H236ZM242 188H243V187H242ZM244 188H245V187H244ZM250 188H252V186H251ZM250 188H249V189H250ZM29 189H30V188H29ZM29 189L27 188V190H29ZM44 189H43V190H44ZM151 189H152V187H151ZM187 189H188V188H187ZM202 189H201V190H202ZM208 189H209V187H208ZM208 189H207V190H208ZM224 189H225V188H224ZM224 189H223V190H224ZM30 190H31V189H30ZM41 190H42V189H41ZM41 190H40V191H41ZM148 190H149V189H148ZM152 190H153V189H152ZM156 190H157V189H156ZM164 190H166V189L164 188ZM171 190H172V189H171ZM211 190H212V189H211ZM225 190H226V189H225ZM228 190H229V189H228ZM236 190L239 191V192L241 191V190H238V188H237ZM242 190H243V189H242ZM262 190H263V189H261V194L264 192V191H262ZM110 191H111V190H110ZM157 191L160 192L159 189H158ZM199 191H200V190H199ZM205 191H206V190H205ZM205 191H204V193H205ZM208 191H209V190H208ZM250 191H251V190H250ZM194 192L197 193V194H194ZM201 192L203 193V191H201ZM234 192H235V191H234ZM239 192H238V194H239ZM255 192H256V191H255ZM110 193H111V192H110ZM110 193H109V194H110ZM133 193H135V192H133ZM157 193H158V192H157ZM243 193H244V192H243ZM109 194H108V196H109ZM121 194H122V193H121ZM160 194H162V193H160ZM163 194H164V193H163ZM235 194L238 195L237 192H236ZM235 194H234V195H235ZM240 194H241V193H240ZM257 194H258V193H257ZM110 195H111V194H110ZM127 195H128V194H127ZM164 195H165V194H164ZM198 195L200 196V194H198ZM201 195H203V194H201ZM234 195H233V196H234ZM254 195H255V194H254ZM258 195H260V194H258ZM258 195H257V196H258ZM262 195H264V194H262ZM153 196H155V195H153ZM157 196H158V195H157ZM233 196H232V197H233ZM109 197H110V196H109ZM161 197H162V196H161ZM187 197H188V200L186 199ZM194 197H195V198H194ZM224 197H225V196H224ZM241 197H242V196H241ZM251 197H252V196H251ZM259 197H260V196H259ZM259 197H256V198H258V201H259ZM261 197H263V196H261ZM43 198H44V197H43ZM110 198H111V197H110ZM116 198H117V196H116ZM164 198H165V197H163V199H164ZM168 198L170 199V197H168ZM168 198H166V199H168ZM210 198H211V197H210ZM220 198H221V196H220ZM226 198H227V197H226ZM226 198H225V200H227ZM242 198H243V197H242ZM245 198H247V197H245ZM256 198H255V200H256ZM121 199H122V198H121ZM160 199H161V198H160ZM235 199H236V198H235ZM243 199H244V198H243ZM253 199H254V198H253ZM106 200H107V199H106ZM150 200H152V199H150ZM150 200H148V201H150ZM172 200H173V199H172ZM176 200H177V198H176ZM186 200H187V201H186ZM249 200H250V199H249ZM38 201H39V200H38ZM109 201H110V200H109ZM109 201H108V202H109ZM142 201H143V200H141V202H142ZM154 201H156V200L154 199ZM154 201H153V202H154ZM168 201H171V200H168ZM202 201H204V200H202ZM202 201H201V202H202ZM206 201H207V200H206ZM206 201H204V202H206ZM228 201H230V200H228ZM231 201H232V200H231ZM241 201H242V200H241ZM241 201H240V202H241ZM243 201H244V200H243ZM256 201H257V200H256ZM256 201H255V202H256ZM258 201H257V206H261V205L263 204V202H262V204L260 205V204H258ZM262 201H264V199H263ZM131 202H133V201H131ZM135 202H136V201H135ZM143 202H144V201H143ZM173 202H174V201H173ZM173 202H172V203H173ZM175 202H177V201H175ZM192 202H193V201H192ZM201 202H200V203H201ZM204 202H202V203H204ZM255 202L252 201V202H251L252 205H254ZM259 202H260V201H259ZM136 203H137V205H136V208H137V206H139L138 204L140 203V201H139V203H138V202H136ZM149 203H151V202H149ZM154 203H155V202H154ZM162 203H163V204H164V203H167V200H166L165 202H161V204H162ZM178 203H179V202H178ZM197 203H198V202H197ZM200 203H198V204H200ZM220 203H221V202H220ZM248 203H249V202H248ZM253 203H254V204H253ZM127 204H128V203H127ZM127 204H126V205H127ZM151 204H152V203H151ZM161 204H158V202H157V205H158V206L161 205ZM168 204H169V202H168ZM168 204H165V206L168 205ZM170 204H171V203H170ZM170 204H169V205H170ZM194 204H195V203H194ZM198 204H196V205H198ZM221 204H222V203H221ZM228 204H229V203H228ZM36 205H37V204H35V206H36ZM129 205L132 206L131 203H130ZM134 205H135V204H133V206H134ZM155 205H156V204H155ZM155 205H150V204H149L148 206H154V207H155ZM157 205H156V206H157ZM171 205H172V204H171ZM191 205H192V203H191ZM230 205H231V204H230ZM247 205H249V204H247ZM250 205H251V204H250ZM97 206H98V205H97ZM133 206H132V207H133ZM140 206H141V204H140ZM144 206H145V205H144ZM175 206H176V205H175ZM175 206H174V203H173L172 207H173L174 209H175V208H177L178 210L181 209L180 207L178 208V207H175ZM177 206H179V204H178ZM181 206H182V204H181ZM183 206H184V205H183ZM186 206H184V207H186ZM189 206H190V205H189ZM192 206H193V205H192ZM211 206H213V205L211 204ZM231 206H232V205H231ZM235 206H236V205H235ZM255 206H256V205H255ZM257 206H256V207H257ZM262 206H263V205H262ZM262 206H261V207H262ZM128 207H129V206H128ZM128 207H127V208H128ZM160 207H162V206H160ZM172 207L170 206V208H168V206H167V207H165L164 209H166V210L168 209V211H169V209H172V210H173ZM199 207L201 208V206H199ZM199 207H198V208H199ZM121 208H122V207H121ZM127 208H126V209H127ZM133 208H134V207H133ZM133 208H132V209H133ZM136 208H135V209H136ZM139 208H140V207H139ZM144 208H145V207H144ZM144 208H143V206H142V209H141V208H140V209H141V210H144ZM147 208H148V207H147ZM149 208H150V207H149ZM152 208H153V207H151V209H152ZM156 208H157V207H156ZM156 208H153V209L155 210ZM187 208H188V207H187ZM190 208H191V207H190ZM196 208H197V207H196ZM200 208H199V209H200ZM203 208H204V207H203ZM216 208H217V207H216ZM228 208H229V207H228ZM251 208H252V207H251ZM32 209H33V208H31V210H32ZM130 209H131V208H129V210H130ZM135 209H134V210H135ZM137 209H138V208H137ZM137 209H136V211H134L135 214H134V213H133V214L135 215V219H136V220L134 219L135 222L137 221L138 223H141L140 220H142V219H143V220H142V222H143L148 216H150L151 214H155V212H156V214H157V211L159 210V209L157 208L158 210L156 209L157 211L155 210L154 213H152L153 210L150 211V210L147 209V210H148V213H149V211H150L151 214L149 215L148 213H146L147 216H145L144 213H141V212H143V211H141V210L137 211ZM177 209H176V210H177ZM191 209L193 210V208H191ZM237 209H238V208H237ZM247 209H249V206H248ZM254 209H255V208H254ZM261 209H262V208H261ZM78 210H79V209H78ZM166 210H165V211H166ZM195 210H196V209H195ZM226 210H227V209H225L224 212H226ZM235 210H236V209H235ZM235 210H234V211H235ZM239 210H240V209H238V212H236V211L234 212V211H233L234 213H236L235 216H237V215L240 213ZM258 210H259V208H258ZM35 211H36V210H35ZM64 211H66V212H64ZM79 211H80V210H79ZM140 211H141V212H140ZM162 211H163V210H162ZM162 211H161V212H162ZM188 211H189V210H188ZM196 211H197V210H196ZM203 211H205V210H203ZM240 211H241V213L243 212L242 210H240ZM254 211H255V210H254ZM259 211H260V210H259ZM261 211H263V210H261ZM261 211H260V212H261ZM80 212H81V211H80ZM95 212H96V211H95ZM119 212H120V211H119ZM123 212H124V211H123ZM123 212H121V213H123ZM158 212H159V211H158ZM166 212H167V211H166ZM166 212H165V213H166ZM180 212H181V211H180ZM218 212H219V211H218ZM220 212H221V211H220ZM222 212H223V211H222ZM222 212H221V213H222ZM189 213H190V212H188V214H189ZM202 213H203V212H202ZM207 213H208V212H207ZM234 213H233V214H234ZM237 213H238V214H237ZM250 213H251V212H250ZM258 213H259V212L257 211L255 214H258ZM263 213H264V212H263ZM30 214H31V213H30ZM97 214H98V213H97ZM156 214H155V215H156ZM158 214H159V213H158ZM170 214H171V213H170ZM172 214H174V213H172ZM172 214H171V215H172ZM181 214H182V213H181ZM181 214H179V215L182 216L183 214H182V215H181ZM186 214H187V210H186ZM228 214H229V213H228ZM228 214L226 213V215H228ZM62 215H61V216H62ZM65 215H66V214H65ZM79 215H80V214H79ZM143 215H144V216H143ZM155 215H152V216H155ZM164 215H165V214H164ZM176 215H177V212H176ZM224 215H225V214H224ZM229 215H230V214H229ZM242 215H244V214H242ZM66 216H67V215H66ZM69 216H70V215H69ZM157 216H158V215H157ZM157 216H156V217H157ZM160 216H161V215H160ZM160 216H158L157 218H159ZM169 216H170V215H169ZM169 216H168V217H169ZM177 216H178V215H177ZM180 216H179V217H180ZM186 216L189 217L188 215H186ZM193 216H194V215H193ZM212 216H213V215H212ZM235 216L233 215V216H231V218L234 217L233 220H235V218H236ZM247 216H248V215H247ZM247 216H246V217H247ZM55 217H56V216H55ZM92 217H93V216H92ZM92 217H91V218H92ZM156 217H155V218H156ZM182 217H183V219H184V216H182ZM182 217H181V219H182ZM201 217H202V216H201ZM208 217H209V216H208ZM238 217H239V219H241V218H240V215H239ZM241 217H243V216H241ZM256 217H257V216H256ZM60 218H61V217H60ZM116 218H117V217H116ZM120 218H121V217H120ZM177 218H178V217H177ZM177 218H176V219H177ZM244 218H245V217H244ZM249 218H250V216H249ZM262 218L264 219V217H262ZM132 219H133V218H132ZM151 219H154V217H152ZM162 219L165 220L166 218L163 217ZM168 219H169V220H167V221L172 220V219H170V218H168ZM181 219H180V220H181ZM225 219H226V218H225ZM236 219H237V218H236ZM255 219H257V218L254 217L253 220H252V219H251V220L254 221ZM258 219H259V218H258ZM108 220H109V219H108ZM111 220H112V219H111ZM113 220H114V219H113ZM121 220H124V219H121ZM147 220H148V219H147ZM160 220H161V219H160ZM160 220H158V221H160ZM164 220L161 222L162 224H163V223H164V224L166 223V220H165V222H164ZM180 220H179V221H180ZM186 220H189V221H190V219H186ZM201 220H202V219H201ZM241 220H242V219H241ZM241 220H239V221H241ZM246 220H247V219H246ZM119 221H120V220H119ZM125 221H126V220H125ZM132 221H133V220H132ZM145 221H146V220H145ZM145 221H144V222H145ZM150 221L153 222V220H150ZM155 221H156V219H155ZM172 221H175V220H172ZM172 221H171V223H169V225H172ZM191 221H192V220H191ZM197 221H198V220H197ZM216 221H217V220H216ZM236 221H237V220H236ZM255 221H256V220H255ZM255 221H254V222H255ZM262 221H263V220H262ZM92 222L94 223V225H96L95 227H96L97 229H98L100 226H103V225H104V222H103V223L100 222V221L98 220V218H97V215H96L93 219L89 220V222H87V223L83 226V228H81V230L75 235V243H76V245H77V247H78L79 254H80L79 256H80V258H81V263H82V264H93L92 259H91V255H90V251H89V250L91 249V248L89 247V245H90V239H88L89 237H88V238L86 237V231L88 230V228H89V226H90V224H91ZM110 222H111V221H110ZM112 222H113V221H112ZM117 222H118V220H117ZM117 222H116V223H117ZM126 222H128V220H127ZM144 222H143V223H144ZM176 222H177V221H176ZM181 222H182V220H181ZM210 222H211V221H210ZM248 222H250V221H248ZM248 222H246V221H245V223L242 222L243 227H244V224H248ZM254 222H253V224H254ZM31 223L33 224V222H31ZM106 223H107V221H106ZM113 223H114V222H113ZM118 223H119V222H118ZM146 223H151V222H147V221H146ZM146 223H145V224H146ZM156 223H157V222H156ZM156 223L154 222L153 224L155 225ZM173 223H174V222H173ZM200 223H201V222H200ZM216 223H217V222H216ZM233 223H234V222H233ZM236 223H237V222H236ZM238 223H239V222H238ZM255 223H256V222H255ZM258 223H259V222H258ZM34 224H35V223H34ZM34 224H33V225H34ZM40 224H41V223H40ZM49 224H51V223H49ZM108 224H110V223H108ZM145 224H144V227H143V228H145ZM159 224H160V223H159ZM159 224H158V225H159ZM178 224H179V223H178ZM183 224H185V223H183ZM197 224H199V223H197ZM214 224H215V223H214ZM250 224H252V223H250ZM253 224H252V225H253ZM259 224H260V223H259ZM262 224H263V223H262ZM41 225H42V224H41ZM53 225H55V222L53 223ZM113 225H114V224H113ZM135 225H137V224H135ZM135 225L133 224V226H135ZM142 225H143V224H142ZM142 225H141L140 227H142ZM146 225H148V224H146ZM160 225H161V224H160ZM166 225H168V222H167ZM192 225H193V224H192ZM199 225H200V224H199ZM210 225H211V223H210ZM212 225H213V224H212ZM218 225H219V224H218ZM226 225H227V224H226ZM233 225H234V224H233ZM237 225H238V224H237ZM237 225H236V227H237ZM105 226H106V225H105ZM124 226H125V225H124ZM126 226H127V225H126ZM137 226H138V228H139V225H137ZM149 226H150V224H149ZM200 226H201V225H200ZM214 226H215V225H214ZM228 226H229V225H228ZM231 226H232V225H231ZM260 226H261V225H259V227H260ZM33 227H34V226H33ZM50 227H51V226H50ZM54 227H55V226H52V230H55L56 227H55V228H54ZM107 227H108V226H107ZM130 227H132V226H130ZM153 227H154V226H153ZM156 227H157V226H156ZM166 227H167V226H166ZM166 227H165V228H166ZM206 227H207V226H206ZM212 227H213V226H212ZM217 227H219V226H217ZM223 227H224V226H223ZM246 227H247V226H246ZM248 227L250 228V226H248ZM254 227H257V225L254 226ZM259 227H258V228H259ZM262 227H263V226H262ZM46 228H47V227H46ZM53 228H54V229H53ZM147 228H150V227H147ZM169 228H171V226H169L168 229H169ZM189 228H190V227H189ZM191 228H192V227H191ZM219 228H221V227H219ZM232 228H233V226H232ZM249 228H248V229H249ZM252 228H253V227H252ZM258 228L256 229V231L258 230ZM187 229H188V228H187ZM196 229H197V228H196ZM199 229H200V227H199ZM205 229H206V228H205ZM237 229H238V228H236L235 230H237ZM250 229H251V228H250ZM250 229H249V230H250ZM40 230H41V229H40ZM48 230H49V228H48ZM52 230H51V231H52ZM160 230H162V229H160ZM189 230H190V229H189ZM212 230H213V229H212ZM216 230H217V229H216ZM218 230H219V229H218ZM220 230H221V229H220ZM224 230H225V228H224ZM224 230H223V231H224ZM233 230H234V228H233ZM259 230H260V228H259ZM259 230H258V232H259ZM41 231H42V230H41ZM58 231H60V235H63V237L65 238V236H66V232H64L65 230H64L63 232H62V230H58ZM145 231H147V230H145ZM158 231H159V230H158ZM163 231H164V230H163ZM198 231H199V232H196V230H195V231H189V232H190V234H192L191 232H194V233L196 232V236H198L199 234H202V233H200L201 230H198ZM202 231H204V229H202ZM205 231H206V230H205ZM214 231H215V229H214ZM237 231H238V230H237ZM243 231H244V230H243ZM245 231H246V230H245ZM46 232H47V231H46ZM48 232H50V231H48ZM56 232H57V231H56ZM160 232H161V231H159V233H160ZM218 232H219V231H218ZM226 232H227V231H226ZM251 232H252V230H251ZM253 232H254V231H253ZM261 232H263V230H262ZM37 233H38V232H37ZM96 233H97V232H96ZM164 233H165V232H164ZM172 233H173V232H172ZM172 233H171V234H172ZM197 233H199V234L197 235ZM203 233H204V232H203ZM206 233H207V232H206ZM234 233H235V232H234ZM244 233H245V232H244ZM246 233H247V232H246ZM249 233H250V232H249ZM42 234H43V233H42ZM52 234L55 235V233H52ZM97 234H99V233H97ZM210 234H211V233H210ZM218 234H221V233H218ZM226 234H228V233H226ZM231 234H232V233H231ZM252 234H253V233H252ZM252 234H251V235H252ZM259 234H260V232H259ZM259 234H257V236H258ZM261 234H262V233H261ZM36 235H37V234H36ZM56 235H57V234H56ZM104 235H105V233H104ZM145 235H146V234H145ZM167 235H168V234H167ZM207 235H208V234H207ZM213 235H214V234H213ZM213 235H212V236H213ZM216 235H217V234H216ZM237 235H238V234H237ZM253 235H254V234H253ZM105 236H106V235H105ZM105 236H104V237H105ZM169 236H170V235H169ZM190 236H191V235H190ZM196 236H195V239H197ZM218 236H219V235H218ZM221 236H222V235H221ZM224 236H225V234H224ZM233 236H236V235L233 234ZM248 236H249V235H248ZM254 236H255V235H254ZM261 236L263 237V235H261ZM45 237H46L47 240H49V239H48L49 236H48V238H47V236L45 235ZM45 237H44V238H45ZM102 237H103V236H102ZM147 237H148V236H147ZM161 237H162V236H161ZM172 237H173V236H172ZM174 237H175V236H174ZM193 237H194V236H193ZM198 237L201 239V235L198 236ZM203 237H204V236H203ZM203 237H202V238H203ZM210 237H211V235H210ZM215 237H216V236H215ZM228 237H229V235H228ZM132 238H133V236H132ZM144 238H145V237H144ZM199 238H198V241H199ZM213 238H214V237H213ZM213 238H212V239H213ZM259 238H260V237H259ZM36 239H37V238H36ZM103 239H104V238H103ZM107 239H108V238H107ZM107 239H106V240H107ZM112 239H113V238H112ZM146 239H147V238H146ZM146 239H145V240H146ZM162 239H163V238H162ZM162 239H161V240H162ZM166 239H167V238H166ZM186 239H187V238H186ZM189 239H190V238L188 237V240H189ZM216 239H218V238H216ZM232 239H233V237H232ZM247 239H249V238H247ZM252 239H253V238H252ZM252 239H250V240H252ZM254 239H255V237H254ZM254 239H253V241H254ZM256 239H258V238H256ZM263 239H264V238H263ZM142 240H143V239H142ZM147 240H148V239H147ZM158 240H159V239H158ZM174 240H175V239H174ZM174 240H173V243H174ZM190 240H191V239H190ZM201 240H202V239H201ZM203 240H205V239L203 238ZM219 240H220V239H219ZM221 240H222V239H221ZM225 240H227V237H226ZM235 240H236V239H235ZM235 240H234V241H235ZM243 240H245V239H243ZM20 241H21V240H20ZM44 241H45V239H44ZM110 241H111V243H112L113 240H110ZM116 241H117V238H116ZM143 241H144V240H143ZM163 241H164V240H163ZM181 241H183V240L181 239ZM223 241H224V239H223ZM223 241H222V242H223ZM229 241H230V239H229ZM261 241H262V240H261ZM46 242H47V241H46ZM46 242H45V243H46ZM148 242H149V240H148ZM183 242H184V241H183ZM187 242H189V241H186V243H187ZM195 242L197 243L196 240H195ZM212 242L217 243L216 241H212ZM212 242H211V243H212ZM251 242H252V241H251ZM20 243H22V241H21ZM27 243H28V242H27ZM111 243H110V244H111ZM115 243H116V242H115ZM123 243H124V242H123ZM123 243H122V244H123ZM126 243H127V242H126ZM126 243H125V244H126ZM143 243L145 244L146 242H142V244H143ZM170 243H171V242H170ZM186 243H185V245H189V244H186ZM202 243H204V241L198 243V245H200V244H202ZM206 243H207V242H206ZM223 243H225V242H223ZM263 243H264V240H263ZM23 244H24V246H25L26 243L24 242ZM48 244H49V243H48ZM125 244H124V245H125ZM128 244H129V242H128ZM140 244H141V243H140ZM165 244H167V243L165 242ZM165 244H164V245H165ZM175 244H176V243H175ZM183 244H184V243H183ZM192 244H193V243H192ZM236 244H237V240H236ZM238 244H239V243H238ZM243 244H246V243L243 242ZM257 244L259 245V242L256 243V245H257ZM44 245H45V244H44ZM49 245H50V244H49ZM111 245H112V244H111ZM132 245H133V244H132ZM225 245H227V244L225 243ZM230 245H231V244H230ZM232 245H233V244H232ZM263 245H264V244H263ZM32 246H33V244H32ZM38 246H39V245H38ZM90 246H91V245H90ZM129 246H130V245H129ZM149 246H150V245H149ZM149 246H146V247H149ZM171 246H173L172 243H171ZM171 246H170V247H171ZM202 246H204V245L202 244ZM202 246H201V247H202ZM228 246H229V245H228ZM242 246H243V245H242ZM260 246H261V245H260ZM30 247H31V246H30ZM43 247H44V246H43ZM47 247H48V246H47ZM113 247H115V246H113ZM123 247H124V246H123ZM130 247H131V246H130ZM141 247H142V246H141ZM166 247L168 248L167 245H166ZM170 247H169V249H170ZM186 247H187V246H186ZM204 247H205V246H204ZM239 247H240V246H239ZM239 247H238V248H239ZM244 247H245V246H244ZM250 247H251V245H250ZM250 247H249V248H250ZM261 247H262V246H261ZM261 247H259V249H260ZM263 247H264V246H263ZM263 247H262V248H263ZM24 248H26V247H24ZM32 248H34V246H33ZM50 248H51V246H50ZM89 248H90V249H89ZM116 248H117V245H116ZM116 248H114V249H116ZM143 248H144V246H143ZM149 248H150V247H149ZM154 248H155V247H154ZM193 248H194V247H193ZM198 248H200V247H198ZM235 248H236V245H235ZM242 248H243V247H242ZM262 248H261V250H262ZM44 249H45V248H44ZM47 249H48V248H47ZM125 249H126V247H125ZM125 249H124V250H125ZM136 249H137V248H136ZM136 249H134V253H135V250H136ZM139 249H140V248H139ZM141 249H142V248H141ZM146 249H147V248H146ZM171 249H172V247H171ZM171 249H170V250H171ZM200 249H201V248H200ZM202 249H203V248H202ZM247 249H248V247H247ZM256 249H258V248L256 247ZM45 250H46V249H45ZM49 250H50V249H49ZM49 250H48V251H49ZM129 250H130V249H129ZM148 250H149V249H148ZM150 250H151V249H150ZM152 250H153V248H152ZM152 250H151V251H152ZM161 250H163V249L161 248ZM161 250H160V251H161ZM183 250H184V249H183ZM193 250L195 251V250H198V249H193ZM249 250H250V249H248V253H249ZM263 250H264V248H263ZM22 251H23V250H22ZM92 251H93V250H91V252H92ZM116 251H117V250H116ZM143 251H144V250H143ZM151 251H149V253H150ZM171 251H173V250H171ZM177 251H178V249H177ZM198 251H199V250H198ZM198 251H197V252H198ZM203 251H204V250H203ZM46 252H47V251H46ZM46 252H45V253H46ZM50 252H51L50 255H49L48 252H47V254H48L49 256H52V259H51V260H50V258H49L50 261L53 260V257H54V258H55V257H58V258L60 257V258H62L64 261L66 260L65 263H67V264H74L73 253H72V250H71V248L69 247L67 241H65V246L62 248L61 251L58 252V251H55V250H50ZM178 252H179V251H178ZM181 252H182V251H181ZM199 252H201V251H199ZM31 253H34V251L31 252ZM38 253H39V252H38ZM140 253H141V252H140ZM145 253H146V252H145ZM151 253H152V252H151ZM161 253H162V252H161ZM173 253H174V251H173ZM182 253H183V252H182ZM245 253H247V252H245ZM252 253H255V251H254V252H251V254H252ZM256 253H257V251H256ZM94 254H95V253H93V255H94ZM111 254H112V253H111ZM113 254H114V253H113ZM118 254H119V253H118ZM138 254H139V253H138ZM142 254H143V253H142ZM153 254H154V253H153ZM165 254H166V253H165ZM165 254H164V255H165ZM167 254H170V252L168 251ZM187 254H188V253H187ZM242 254H243V253H242ZM38 255H39V254H38ZM48 255H47L46 259H48ZM93 255H92V258L95 257V256H97V255H95V256H93ZM132 255H133V253H132ZM134 255L136 256V254H134ZM154 255H156V254H154ZM162 255H163V254H162ZM170 255H171V254H170ZM170 255H167V256H170ZM172 255H173V254H172ZM181 255H182V254H181ZM188 255H189V254H188ZM192 255H193V254H192ZM198 255H199V254H198ZM201 255H202V254H201ZM246 255H248V254H246ZM246 255H245V257H246ZM254 255L256 256V254H254ZM45 256H46V255H45ZM135 256L133 257V258H134L133 260H136V259H135ZM139 256H141V255L139 254ZM149 256H150V255H149ZM175 256H176V255H175ZM242 256H243V255H242ZM249 256H250V255H249ZM30 257H31V256H30ZM104 257H105V256H104ZM114 257L118 258L117 254H116V256H114ZM142 257L144 258L145 256L142 255ZM152 257H153V256H152ZM156 257H157V256H156ZM164 257H165V256H164ZM170 257H172V256H170ZM187 257H188V256H187ZM195 257H196V256H194V258H195ZM207 257H208V256H207ZM207 257H206V258H207ZM245 257H244V258H245ZM251 257H252V256H251ZM42 258H44V257L42 256ZM100 258H101V257H100ZM105 258H106V257H105ZM120 258H121V257H120ZM165 258H166V257H165ZM183 258H184V257H183ZM199 258H200V257H199ZM211 258H212V256H211ZM242 258H243V257H242ZM248 258H250V257H248ZM248 258H247V259H248ZM253 258H254V257H253ZM255 258H256V257H255ZM255 258H254V259H255ZM24 259H25V258H24ZM55 259H56V258H55ZM62 259H61V261H62V263H63V260H62ZM97 259H98V258H97ZM106 259H107V258H106ZM141 259H142V258H141ZM171 259H173V258H171ZM191 259H192V258H191ZM201 259H202V258H201ZM250 259H251V258H250ZM261 259H262V258H261ZM22 260H23V259H22ZM32 260H33V259H32ZM57 260H59V262H60V259H57ZM95 260H96V259H95ZM98 260H100V259H98ZM101 260H103V259L101 258ZM123 260H124V259H123ZM129 260H130V259H129ZM147 260H148V259H147ZM149 260H150V259H149ZM149 260H148V261H149ZM155 260L157 261L158 259H155V256H154V260H153V261L150 260V261H151L153 264H157V263H155V262H156ZM186 260H187V259H186ZM209 260H211V259H209ZM243 260H244V259H243ZM245 260H246V259H245ZM245 260H244V262H245ZM248 260H249V259H248ZM248 260H246V261H248ZM50 261H49V262H50ZM154 261H155V262H154ZM160 261H161V260H160ZM160 261L158 262V264L160 263ZM163 261H164V260H163ZM170 261H171V260H170ZM206 261H208V260H206ZM212 261H213V260H212ZM249 261H251V260H249ZM255 261H257V258H256ZM255 261H254L253 263L256 264ZM259 261H260V260H259ZM29 262H30V259H29ZM37 262H38V261H37ZM45 262H46V261H45ZM55 262H56V261H55ZM96 262H97V261H96ZM99 262H100V263H98V264H101V261H99ZM107 262H108V261H107ZM112 262H113V261H112ZM171 262H173V261H171ZM181 262H182V261H181ZM186 262L188 263V261H186ZM192 262H195V261L193 260ZM203 262H204V261H203ZM262 262H263V261H262ZM262 262H261V263H262ZM52 263H54V262H52ZM65 263H64V264H65ZM102 263H103V262H102ZM117 263H118V262H117ZM133 263H135V261H134ZM149 263H150V262H149ZM152 263H150V264H152ZM207 263H208V262H207ZM207 263H206V264H207ZM209 263H210V262H209ZM257 263H258V262H257ZM28 264H29V263H28ZM37 264H38V263H37ZM41 264H43V260H42V263H41ZM46 264H47V263H46ZM50 264H51V263H50ZM54 264H55V263H54ZM96 264H97V263H96ZM103 264H104V263H103ZM112 264H113V263H112ZM141 264H142V263H141ZM146 264H147V263H146ZM160 264H164V263L162 262V263H160ZM195 264H196V263H195ZM198 264H200V261H199ZM263 264H264V263H263Z\"/></svg>",
	"mask_w": 264,
	"mask_h": 264
},
{
	"label": "water",
	"instance_id": "water-1",
	"mask_svg": "<svg viewBox=\"0 0 264 264\" xmlns=\"http://www.w3.org/2000/svg\"><path fill=\"white\" fill-rule=\"evenodd\" d=\"M5 5H6L7 14H8V19H9V22L11 24V12H10L9 0H5ZM23 56H25V59L29 60V62H31V64L33 66H35V67H37V68H39L41 70H46L48 68H53V67L58 66V65H68L69 63L75 61L76 59H81L83 61H86L90 66H93L87 60V58H84V57H69V58L59 60V61H57V62H55L53 64H49V65H46V66H37L35 63H33L31 61V59L25 53H23ZM92 87H93V83L86 90H84L82 93H80L65 110H63L60 114H58V116L55 118V120L51 124L50 131L53 130V128L55 127V125L57 124V122L65 114H67L68 112H70L71 110H73V108L81 100H83V98L89 93V91L91 90ZM47 156H48L49 168H50L53 176H55V178L59 182H61L62 184H64L65 186L78 189L80 192L85 193V194H88L91 197L92 202H93V206L87 211V213L83 216V218L79 221V223L76 224V226H74V228L67 235V241H68L70 247L72 248V250L74 251V256H75L76 264H81L80 257H79V252H78V248H77V245L75 243L74 238H75V235L87 223V221L91 218V216L95 212V210L97 208V205H98L97 194L90 187H88V186H86L84 184L71 182V181H68V180L62 178L57 173V171L55 170V167H54V165L52 163V160H51V155H50V151L49 150H48V155Z\"/></svg>",
	"mask_w": 264,
	"mask_h": 264
}]
</instances>
